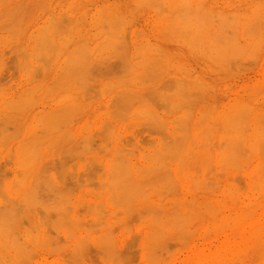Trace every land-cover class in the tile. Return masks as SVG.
<instances>
[{"label": "rangeland", "instance_id": "374dc122", "mask_svg": "<svg viewBox=\"0 0 264 264\" xmlns=\"http://www.w3.org/2000/svg\"><path fill=\"white\" fill-rule=\"evenodd\" d=\"M11 1V2H10ZM23 2V4H20V5H17V2ZM68 1V2H67ZM69 1H70V3H69ZM73 1V3L75 4V5H73L71 2ZM107 1V2H106ZM134 1H136V3H138V5H136V3L134 2ZM133 2L131 1H129V0H126V2H125V0H124V4L122 3V0L120 1V0H78V2H79V4H80V6H79V4L77 3V1L76 0H55V1H52V0H43V2H44V5L46 6H43L42 4H43V2H42V0H15V2H14V0H0V9H1V11H0V13H1V16H0V19L2 18V17H4V19H1L0 21H4L5 23H0V35H1V37H0V50H2L1 52H0V54L1 55H3L4 56V58L2 59V57L3 56H1L0 55V64H2V66L0 65V84L2 83V85H4V86H2V85H0V86H2V87H0V105L2 106L1 108H0V118H2V119H0L1 121H0V127H2V128H0V132H1V129L3 130L2 131V135L0 134V137L2 138H0L1 140H0V189H1V191H0V204H2V206L0 205V221L2 220L3 222H5L6 223V225L4 224V226L3 225H1L2 223V221L0 222L1 224H0V227L2 226L3 227V229L2 230H0V233L1 232H3L4 233V231H5V233H7V234H3V233H1L0 235H1V240H0V249L2 250V251H4V252H2V251H0V264H5V262H6V264H13L14 262L13 261H15V264L17 263H19V259H21V263L20 264H35V262H36V264H44V263H47L48 262V264H64V261H63V258H64V260H65V262L67 263V264H104V259H106V258H103L104 256L105 257H107L106 256V254H108V259H109V262H112V263H109V262H107L108 261V259H106V262L108 263V264H117L119 261V259H120V262L118 263V264H147V263H149V261H150V263L149 264H151V261H155L154 263L155 264H176L177 262V264H181V263H183L185 260V258L186 257H188V255L189 254H191L192 253V251L194 250V249H196L197 247H199L200 246V244L199 243H202V241L204 242V239L206 240V239H208V238H211L210 236H213V232H211V233H209L210 231L208 230L207 232H205L206 234H205V236H206V238H205V236L203 235L202 236V230H203V226H201V225H205V222L206 223H209L210 222V220L213 218V216L215 217V215H216V218H214V219H216L217 220V217L219 216V214H220V212L219 213H216V214H214L213 216L212 215H208V214H205V215H208L209 217L210 216H212V217H210L211 219H209V218H207V220H208V222H207V220H206V218L205 219H203L202 221V223H200V221L201 220H199V219H195V218H193V216L192 215H190V214H188V213H184V214H188L187 216H192V218L191 217H188V218H191V219H195L193 222H192V220H191V224H190V220L186 217V215L184 216V218L186 217L188 220H187V223L186 224H182L181 226H179V229H180V232L178 231V229L176 230V228H175V226H176V224L174 223L175 221H177V219H175L174 220V222H173V224H175V226H174V231H177V233L179 234L178 236L176 235L177 233H175V232H172V234L174 235V233H175V236L174 237H178L177 239H167V240H169L168 241V244L166 243V241L164 242V244L162 243V248H165V246L164 245H169V246H167L166 248L167 249H163V250H160V248H159V250L157 249H155L156 250V255L154 254L155 253V251L153 250V251H150V249H149V251H150V254H151V256L150 255H147L148 253V250L146 249V248H144L145 246H143V247H141V245H144V243H145V240L144 241H141L142 239H140L141 238V234H143V236H144V234H145V232L144 231H146L145 229H143V228H145V223H142L143 222V220H145L146 221V228L148 227V224H147V222H149L148 220H146V218L149 216V215H151V214H149L150 213V211H152V210H150V209H148V206H152V208H155L157 211H158V209L160 208V206H159V208L156 206L155 207V205L157 204V205H160V204H158L159 202L161 203V206L164 208V207H166L167 206V208L168 207H170V209H172V207L173 206H171V204H172V200H174L176 197L175 196H178L177 197V199H178V204L176 203V207H180L179 205H181V209H184V208H186V205H187V200L189 199V201H193L192 202V204H194V206L193 207H195L194 208V210L195 211H198V210H200V206L202 205V202H203V200L204 199H206V200H211L212 202H211V204H216L217 202H218V200H217V202L216 201H214L215 203H213V199H215L216 200V197L215 196H217V198H221L222 196H221V189L220 188H222L221 186H223V183H224V181L226 182V183H224L225 185L226 184H231V182H232V185H234L233 184V182H234V180L235 179H237L238 180V177L240 178V180L244 183V185L242 184V182H240L239 180L236 182V180H235V182L236 183H238V184H236L235 182V184L238 186V189H239V187H241L242 185L245 187H241L238 191H240V198H239V200H237V203L235 202V206H237V205H241L242 203H245V202H247V203H249V202H253V204H256L260 199L262 200V196L264 197V195H262L263 193L262 192H264V189L262 190V192L258 189V187L260 186V189H261V185H259V184H255V185H257V188L254 190V189H252V188H250L251 189V195L249 196L248 194L250 193V192H247V189L246 188H248V190H249V187H250V185H252L251 183H252V179L253 178H255L256 177V175H258L257 173H256V175H255V170H253V172H250V170H252V168L257 164V161L256 160H258L257 158H258V156H256V154H254L255 152H253L254 150L253 149H255V148H257V146H258V142H257V135H259V133L260 132H264L263 131V129H260L261 131L260 132H258V131H255L254 133H252V132H250V131H252V129L253 128H258V125L259 126H261L260 125V122L258 121V119L259 118H262L261 116L263 115V113H264V109H263V107L264 106H262V105H264V103L262 104V102H264V81H262L263 79H264V76H263V70H264V59H263V57H264V48H263V46H264V44H263V39H258V40H260L261 41V43H260V41L258 42L257 41V43H260L259 45H260V50L261 51H259L258 52V50L256 49V46L258 45V44H256V45H254L255 46V49L257 50H255L256 51V54H257V56H258V58L255 56L256 54H254L253 52V55H247L249 52L251 53V51H254V47L252 46L251 47V45L252 44H254V42L253 43H251V45H250V47H247V46H249V43L247 42H245L241 37H240V39H239V34L241 35H246V33H242V32H245L244 30L242 31V28L243 29H246L243 25H241V20L242 19H240L239 17H237V16H234V17H236V18H238V19H240L239 21H238V23H237V27L235 26V28H233L234 30H232V29H230V31H229V33H231L232 31V33H234V35H236L235 36V38H237L238 40H239V42H241V44L244 42V44H242V46L244 47V49H245V51H246V49L248 48V49H250L251 51H248V53H246L245 55H247V56H249V57H251V60L255 57V58H257V59H253V61L256 63H254L253 65L252 64H249V65H247L248 64V62H250V63H252L253 61H251L250 59H248V58H246L247 56H245L244 57V55H240V62H241V59H242V61H243V63H240V65L238 64V61H239V58L237 59L235 56L234 57H232L231 58V56L229 55H227V56H224L225 55V52L223 51H220V49H219V51H220V53L218 52V50L216 51V52H218L219 54H220V56H221V52H222V60L221 59H217L216 57L218 56V54H217V56L215 57L214 55H211V54H213V52H211V54L209 53V51H208V49L205 51V48L206 47H204V46H206V44H205V41H206V37H209L208 35H210L211 34V36H212V33H210L211 32V28H208V27H206V28H203L204 30H207L206 32H208V30L210 31L209 33L210 34H205L204 32L202 33V34H200L201 36H202V43L201 42H199L198 44H197V41H195V39H193V41L192 42H194L195 41V43L198 45V48L200 49V45L201 44H203L202 45V47H203V49H204V51L208 54V55H211V57L213 56V58H212V60H213V62L215 63V62H217V60H218V64H221V67H220V65H218V64H214L213 62V64L210 62V56L208 57L207 55H206V57H205V53H201V51H202V48H201V50H199L198 51V49H197V45L196 44H194L195 45V47L196 48H192V49H194L195 50V53H196V55H195V53L193 52V53H189V54H191V55H193V57L194 56H197L196 58L194 57V59L193 58H191L192 56L191 55H189L186 51H187V48L189 47V46H186L185 44H184V42H182V43H180V37H181V35L179 36V38L178 39H176V37L174 36V40L176 39V40H178V42H174V40L173 39H171L170 41L168 40L167 42L166 41H164L162 38H164V37H166V39L169 37V39L171 38L170 36H169V34L171 33L170 31V33H168L167 31V28H169L170 26L168 25L167 27H166V30L167 31H165V30H163V26L161 27V25H162V23H164L163 22V20L164 19H167V20H172V19H170V17H173V16H176L174 13L176 12V9H175V6H176V4H174V6H172V5H170V6H172V8H174V9H172V10H174L172 13H173V15H172V13L170 12L171 11V9L169 10L167 7H168V2H167V0H161L160 1V5H159V2L157 1V0H153L154 1V3L152 2V3H150L148 0V2L150 3V4H153L152 6H150L149 4H143V5H141V7H140V5L139 4H141V2L142 3H144V1L142 0L141 2H140V0H134ZM169 1V0H168ZM185 1H187V0H185ZM189 1V3L191 4L190 6H192V4L195 2H197L196 0L194 1V0H188ZM204 1V2H203ZM206 0H202L201 2H203L202 4H201V6L202 5H204L205 3L206 4H208L207 6H205L204 7V9H203V7L200 9V11L203 9V11H205L206 9V7H208V9L209 10H213L214 11V14H215V11H218V8H220L221 7V5H222V11L225 9V10H228V12L229 13H227L226 14V17H227V15H229L230 14V8L231 9H233V7L231 6V4H233V3H235L234 1L232 2V0H225V1H227L226 3H224L225 1L224 0H222V1H220V0H215V2L217 1V6L215 5V3L213 2L214 0H212V5L214 4V7L212 8V9H210L211 8V5H209V3H211V1L209 0V3H208V0H207V2H205ZM220 2V4H218L219 2ZM239 2L240 1H242V0H238ZM245 2L243 3V1H242V4H245L246 3V1L247 0H244ZM9 2V3H8ZM27 2V4L28 5H26L25 3ZM32 2H34V3H32ZM37 2V3H36ZM38 2H40L39 4H38ZM86 2H88V3H86ZM91 2V3H90ZM163 2H166V4L165 3H163ZM172 3H173V1H171ZM177 3H178V1H176ZM179 2H180V5H182L181 7H184V8H186V6H187V3L186 2H183V0H182V4H181V1L179 0ZM200 2V1H199ZM200 2V3H201ZM223 2V3H222ZM230 2V3H229ZM236 2H237V0H236ZM238 2V3H239ZM14 3V4H13ZM35 3H36V7H35ZM42 3V4H41ZM47 3V4H46ZM55 3H57V4H55ZM104 3L105 4H112L111 6L109 5V7H107L108 6V4H107V6H105L104 5ZM115 3H118V4H116L115 6H117V5H119V6H117L119 9H117V11H119L120 10V12H119V14H120V16H118V14H117V11H115L114 9V4ZM128 3V4H127ZM158 3V4H157ZM162 3V4H161ZM184 3H185V5H184ZM188 3V4H189ZM5 4V5H4ZM15 4H16V6L18 7V8H16V6H15ZM29 4H30V6L31 7H33L32 9H28L27 7H29ZM41 4V5H40ZM55 4V5H54ZM59 4V5H58ZM65 4V5H64ZM86 4V5H85ZM94 4H95V6H96V8L97 9H99L100 8V10H101V7L103 8H106V10L108 9V8H110L109 9V11L107 10V13H108V15L109 14H111V20H110V18H109V20L111 21L110 22V28L108 27V17H110V15L109 16H106L105 15V13L104 12H106V10L105 9H102V12H103V10H105L103 13L104 14H99L98 13V11H96V8L95 7H93L94 6ZM156 4V6L158 7V10H159V13H161V14H163V16H165V17H163V20H160V19H162V18H159L158 17V12H156L157 13V15H156V13H154L155 11H158L157 10V7H156V10H154L155 8V5ZM171 4V3H170ZM226 4H230V5H228V7H230L229 9H227V5ZM4 5V6H3ZM13 7V8H9V7H11V6ZM14 5V6H13ZM26 5V9L25 8H20V7H24ZM40 5V6H39ZM72 5V6H71ZM90 5H91V8H90ZM159 5V6H158ZM163 5V6H162ZM165 5V6H164ZM177 5H179V4H177ZM194 5V4H193ZM220 5V6H219ZM235 5V4H234ZM67 6V7H66ZM89 6V7H88ZM124 6V7H123ZM128 6H130L129 7V9L131 8L132 10H133V12L130 10L129 11V9L127 8ZM138 8H137V7ZM143 6V7H142ZM145 6H147L146 8H145ZM189 6V7H190ZM195 7L197 6V7H200L199 5H198V2L196 3V5H194ZM209 6H210V8H209ZM219 6V7H218ZM224 6H225V8H224ZM41 8V10L40 9H38V8ZM43 7V8H42ZM44 7L46 8V10L49 8V10L48 11H46L45 9H44ZM63 7V8H62ZM70 7V8H69ZM78 7V8H77ZM80 7V8H79ZM99 7V8H98ZM150 7V8H149ZM178 8L180 7V6H177ZM195 7H190V8H188L187 10H191V11H193L194 12V8ZM216 7H218L217 9H215ZM14 8H15V10H14ZM35 8H37V9H35ZM66 8H67V10H66ZM72 8H74V9H72ZM136 8V9H135ZM177 8V9H178ZM17 9V10H16ZM19 9H21V10H23V12H22V14H18V12L20 11ZM44 9V10H43ZM60 11H59V10ZM93 9H94V11H96L97 12V14H99L98 16H103V15H105V17H107V23H105L104 22V24H106L107 25V28L106 27H104V24H101L102 22H103V18H101L100 20H99V22L97 21V20H95L94 18V20H92V17H95V16H97V14H94V15H92L91 13H92V11H93ZM140 9H142V10H140ZM163 9V10H162ZM167 9H168V11H169V13H167V14H169V15H172V16H170L169 17V15L168 16H166V15H164V13H165V10H166V12H167ZM180 9V8H179ZM215 9V10H214ZM10 10V11H9ZM19 10V11H18ZM29 10V11H28ZM42 10H43V12H42ZM51 10V12H49ZM58 10V11H57ZM69 10H73L72 12L71 11H69ZM111 10H113V12H115L114 13V15H112V11ZM186 10V9H185ZM185 10H184V13H185ZM3 11V12H2ZM10 12V13H8V12ZM25 11H27L26 12V15H25ZM61 11H62V13L64 12L65 14L64 15H66V16H62L63 14H58V13H61ZM83 11H85V12H83ZM128 11V12H127ZM139 11H141L142 13H140ZM152 12L150 15L148 14L149 12ZM162 11V12H161ZM179 10H177V12H178ZM191 11H189V12H191ZM198 11V9L197 8H195V14L193 15V12H191L190 14L192 15V16H194L195 17V15H197L196 14V12ZM199 11V12H200ZM206 11H208V10H206ZM213 11H209V13H208V15L206 14V12H204L206 15H205V17H209V14H211V12H213ZM220 11V10H219ZM48 12V13H47ZM53 12V13H52ZM79 12V14H80V12L82 13V16L84 17H82V16H79V15H77V13ZM112 12V13H111ZM124 12V14H122ZM128 14H127V13ZM130 12H132V13H130ZM135 12L138 14H135ZM164 12V13H163ZM183 12V11H182ZM227 12V11H226ZM14 13H15V15H14ZM16 13H17V15H18V17H15L16 16ZM20 13H21V11H20ZM27 13L30 15H27ZM37 13H38V15H37ZM42 13V14H41ZM47 13V14H46ZM88 13H90V14H88ZM106 13V14H107ZM171 13V14H170ZM187 13H188V11H187ZM201 13V16H196L195 17V19H197V25L199 24V22H200V24L198 25V26H201L202 24V21H203V17H204V14H203V12H200ZM216 13H218V12H216ZM224 13H225V11H224ZM224 13H221V16L218 14V16L220 17V19L222 20L223 19V17H225L224 15H223V17H222V14H224ZM233 13V12H232ZM53 14H54V16H53ZM58 14V15H57ZM68 14V15H67ZM133 15V18H131L132 17V15ZM176 14H178V13H176ZM183 14V13H182ZM203 14V15H202ZM213 14V15H214ZM14 15V16H13ZM23 16V18L21 17V16ZM25 15V16H24ZM33 15V16H32ZM50 15V16H49ZM57 15V16H56ZM71 15V16H70ZM76 15V16H75ZM89 15L91 16V17H89ZM116 15H117V17H116ZM232 15V14H231ZM235 15V14H234ZM27 16V17H26ZM32 16V17H31ZM35 16V17H34ZM36 16L38 17L37 19H36ZM61 17V18H59V17ZM70 17V20H72L71 21V23H72V25L70 24V22H69V17ZM97 16V17H98ZM112 16H113V19H112ZM131 16V17H130ZM139 16V17H138ZM154 16H155V19H154ZM181 16V15H180ZM191 16V17H192ZM203 16V17H202ZM211 17H212V15H210ZM31 17V18H30ZM49 17V18H48ZM64 17H65V19H64ZM76 17L78 18V19H76ZM124 17V18H123ZM127 17H129V19L127 18ZM161 17V16H160ZM182 17V16H181ZM180 17V18H181ZM184 17V16H183ZM187 17H188V15H187ZM189 17H190V15H189ZM188 17V18H189ZM194 17H192V19L194 20ZM198 17H200V18H202L201 20L198 18ZM204 17V18H205ZM214 17H216V15L214 16ZM226 17H225V20L227 21V19H234V20H236L233 16H229L227 19H226ZM12 18H15V19H12ZM19 18H21V19H19ZM25 18V19H24ZM29 18V19H28ZM42 18V19H41ZM54 18H57V19H54ZM66 18H67V20H66ZM81 18V19H80ZM96 18V17H95ZM116 18H119V19H116ZM122 18V19H121ZM127 18V19H126ZM136 18V20H134ZM174 18V17H173ZM175 18H178V17H175ZM207 18H206V20H207ZM213 18V17H212ZM212 18H210L211 19V22H214V21H216L217 19H215L214 21H212ZM218 18V17H217ZM28 19V20H27ZM47 19H51V20H47ZM77 21H76V20ZM97 19V18H96ZM99 19V18H98ZM105 19H104V21H105ZM124 19V20H123ZM126 19V20H125ZM131 19V20H130ZM152 19V20H151ZM157 19V20H156ZM179 19V18H178ZM187 19V18H186ZM191 19V18H190ZM190 19H189V23L187 22V24H186V22H185V24L184 23H182V22H184L185 20H184V18L183 19H180V20H184V21H182L181 23V25L184 27V25H190V23L193 21H190ZM199 19V20H198ZM219 19V18H218ZM230 19V20H231ZM233 19L231 20V21H233ZM237 19V20H238ZM17 20H18V22L19 23H17ZM25 20V21H24ZM58 20V22H56ZM62 20V22H60L59 23V21H61ZM114 22H113V21ZM116 20V21H115ZM121 20H122V22H121ZM145 20V21H144ZM174 20V19H173ZM179 20V21H180ZM188 20V19H187ZM186 20V21H187ZM221 20H220V22H221ZM237 20H236V22H237ZM7 21V22H6ZM9 21L11 22V23H9ZM20 21H22L21 23H20ZM34 21V22H33ZM48 21V22H47ZM50 21V22H49ZM67 21V22H66ZM118 21V22H117ZM131 21V22H130ZM152 23H151V22ZM154 21V22H153ZM157 21H161V22H159V24L157 23ZM165 21V20H164ZM177 21V20H176ZM195 21V20H194ZM194 21H193V23H192V26L190 27V29H188V26L186 27L185 26V28L183 29L184 31L185 30H189V31H191V32H189V31H187V34H188V32L189 33H192V30L193 29H197V26H196V23H194ZM205 21V20H204ZM203 21V23H204V25L205 24H207V23H205ZM208 21V24L206 25V26H211V24L209 23V20H207ZM219 21V20H218ZM217 21V22H218ZM229 21V20H228ZM13 22V23H12ZM82 22V23H81ZM95 22V23H94ZM119 22H121V23H119ZM129 22H130V24H129ZM143 22V23H142ZM178 22V21H177ZM216 22V23H217ZM219 22V23H220ZM225 22V21H224ZM220 23V24H222V25H219V28H220V26H223V25H225L226 23H227V28H228V24L229 23H231V22H226V23ZM235 21H233V23H234ZM8 23V24H7ZM16 23V24H15ZM23 23V24H22ZM45 23H46V26H45ZM56 23V24H55ZM79 23V24H78ZM98 23V24H97ZM117 23V24H116ZM169 23V22H168ZM173 23V22H172ZM172 23H170L171 25H172ZM175 24H173L174 26H175V28L177 29V27L176 26H178L179 24H177L176 25V22H174ZM180 23V22H179ZM215 23V22H214ZM213 23V24H214ZM215 23V24H216ZM218 23V24H219ZM232 23V25H235V24H233ZM7 24V25H6ZM20 24H21V26H23V27H21L20 26ZM25 24V25H24ZM38 24H40V25H38ZM43 24H44V26H43ZM59 24V25H58ZM65 25V27L64 26H62V25ZM66 24H68V25H66ZM76 24H78V25H76ZM84 24V25H83ZM166 24H167V21H166ZM184 24V25H183ZM243 24V23H242ZM5 25H6V27H5ZM9 25H11V26H9ZM15 25H16V27H15ZM49 25V26H48ZM70 25L72 26V28L70 27ZM75 25V26H74ZM79 25H81V26H79ZM105 25V26H106ZM111 25H112V27H111ZM118 25H119V28L117 29V27H118ZM165 25V24H164ZM196 27H195V26ZM231 25V24H230ZM229 25V26H230ZM231 25V26H232ZM245 25V24H244ZM13 26V27H12ZM19 27V29H18V27ZM26 26V27H25ZM28 26V27H27ZM40 26H43L42 28L40 27ZM49 28H48V27ZM83 26V27H82ZM93 26V27H92ZM99 26V27H98ZM100 26H102V28H101V30H103L102 31V33H101V31L99 30L100 29ZM117 26V27H116ZM123 26V27H122ZM139 26V27H138ZM166 26V25H165ZM193 26L195 27V28H193ZM203 26V25H202ZM217 25H215V27H216ZM230 26V27H231ZM2 27V28H1ZM25 27V28H24ZM34 27V28H33ZM47 27V28H46ZM58 27H60L61 29L62 28H64L62 31H64V33H61L62 31H60L59 29H58ZM76 27V28H75ZM82 27V28H81ZM116 27V28H115ZM128 27V28H127ZM132 27V28H131ZM178 27H180V26H178ZM205 27V26H204ZM212 27V30H216L217 28H218V26H217V28L216 29H213V27L214 26H211ZM214 27V28H215ZM229 27V28H230ZM232 27H234V26H232ZM242 27V28H241ZM9 28V29H8ZM44 28H46V30H44ZM67 28V30H68V32H70V33H68L67 32V30H65ZM104 28H106V29H108L107 30V32L109 33H107L106 32V34H105V32H104ZM114 28H115V30H114ZM162 28V29H161ZM165 28V27H164ZM174 28V27H173ZM172 28V29H173ZM218 28V29H219ZM223 27H221V30H222V32L224 31L223 29H222ZM225 28V27H224ZM237 28V30H235ZM241 28V29H240ZM6 29V30H5ZM11 29V30H10ZM21 29V31H19V33L20 32H22V33H20V34H18V30H20ZM30 29H32V30H30ZM36 29H37V31H36ZM38 29H41V30H43V31H41V30H38ZM55 29H56V31H55ZM71 29V30H70ZM105 29V30H106ZM133 29V30H132ZM135 29V30H134ZM155 29H156V31H155ZM159 29V31H157ZM170 29V28H169ZM181 30H182V28H180ZM199 29V28H198ZM202 28L200 29V30H202V31H204ZM239 29V30H238ZM15 30H17V31H15ZM23 30V31H22ZM58 30H59V33L61 34V38H60V34L58 33ZM80 32H78V31ZM99 31V35H97L96 36V34H98V31ZM111 30V31H110ZM117 30V31H116ZM119 30V31H118ZM121 30H123L122 32H121ZM128 30V31H127ZM137 30V31H136ZM160 30H163L162 32H160ZM171 30V29H170ZM177 30H179V29H177ZM177 30H176V32H177ZM221 30L219 29V30H217V31H220L221 32ZM227 30H229V29H227ZM232 30V31H231ZM7 31V32H6ZM9 31H10V34L11 35H9ZM34 31H36V32H34ZM41 31V32H40ZM72 31V32H71ZM97 31V32H96ZM113 31V32H112ZM135 31V32H134ZM171 31H175V30H171ZM183 31V32H184ZM194 31V30H193ZM201 31V32H202ZM216 31V32H217ZM246 31H247V29H246ZM15 32H17V33H15ZM33 32V33H32ZM39 32V33H38ZM94 32H95V34H94ZM104 32V33H103ZM118 32V33H117ZM121 32V33H120ZM134 33V35L133 34H131V33ZM154 32V33H153ZM160 32V33H159ZM167 32V33H166ZM176 32H175V34H176ZM179 32H181L182 33V31H179ZM200 33L199 31H196V33ZM220 32H218V34L219 35H217V34H214L215 36H220V35H223V34H220ZM228 32V31H227ZM227 32L226 33H224V35H223V37L227 34ZM235 32L237 33V34H235ZM2 33V34H1ZM7 35H6V34ZM12 33H15V34H12ZM33 35H32V34ZM78 33V34H77ZM85 33V34H84ZM101 33V34H100ZM110 33H111V35H110ZM135 33L137 34V36L135 35ZM140 33V34H139ZM165 33V34H164ZM228 33V34H229ZM231 33V34H232ZM5 34V35H4ZM39 34V35H38ZM44 34V35H43ZM47 34H49V36L47 35ZM68 34H69V36H68ZM75 34V35H74ZM105 34V35H104ZM120 34H123L122 36L120 35ZM138 34H139V36H138ZM153 34V35H152ZM154 34H155V36H154ZM174 34V33H173ZM173 34H171V35H173ZM186 34V35H187ZM195 34V33H194ZM231 34H230V37H232V36H234L233 34H232V36H231ZM8 35H9V38L8 39H5L6 37H8ZM14 35V36H13ZM17 35H19V36H17ZM23 35V36H22ZM43 35V37H41ZM72 37H71V36ZM74 35V36H73ZM92 35H93V37H92ZM95 35V36H94ZM115 35V36H114ZM185 34L183 33V36H184ZM207 35V36H206ZM10 36H13V39H12V37H11V40H9L10 39ZM22 36V37H21ZM55 36V37H54ZM63 36V37H62ZM83 38H82V37ZM100 36V37H99ZM102 36V37H101ZM105 36H106V39H105ZM108 36H111V37H108ZM118 36V37H117ZM121 36V37H120ZM133 36L135 37V38H133ZM144 37V39L146 38V40H148L149 39V41L151 40H153L152 42H149L148 43V41H147V43L145 42V40L143 41V37ZM197 36V35H196ZM195 36V37H196ZM214 36V40L216 41V39H217V37H215ZM229 36V35H228ZM224 37V38H222V36H221V38L222 39H230L229 37ZM38 37H40V38H38ZM65 37V38H64ZM68 37V38H67ZM81 37V38H80ZM117 37V38H116ZM122 37H123V39L125 40H123L122 39ZM136 37H139V40H140V37H142L141 39L142 40H140V42L142 41L143 43H138V41L139 40H137V38ZM150 37V38H149ZM154 37H156V39H158V41L154 38ZM162 37V38H161ZM188 36H184V38H187ZM191 38L192 37H194L193 36V34H192V36H190ZM190 37H189V39H190ZM2 38V39H1ZM23 40H22V39ZM42 38V39H41ZM49 38V39H48ZM58 38V39H57ZM73 38V39H72ZM77 38V39H76ZM81 40H80V39ZM92 38H93V40H92ZM101 38V39H100ZM103 38H104V40H103ZM114 40H113V39ZM131 38V39H130ZM183 38V39H184ZM5 39V40H4ZM15 39V40H14ZM27 39H28V41H27ZM60 39H62V41H64L63 43H61L60 42ZM63 39H65V40H63ZM67 39H68V42H67ZM71 39V40H70ZM84 39H85V41H84ZM108 39V42H109V44H110V47H111V49H112V51H113V49H116V50H114L113 51V53H111L112 51H111V49H109L110 47H108L109 46V44H108V42L106 41ZM115 39H117V40H115ZM122 39V40H121ZM136 39V42L138 43H136L134 40ZM164 41H162V40ZM189 39H186L187 40V42H189L190 43V41H188ZM200 38H198L197 40H199ZM218 39H220V37L218 38ZM217 39V41L219 42L220 40H218ZM227 39V40H228ZM231 39H233L234 40V38H231ZM8 40V41H7ZM18 40V41H17ZM39 40H42V41H39ZM50 40H51V42H50ZM74 40H76V41H74ZM87 40H88V42H87ZM101 41V42H99V41ZM133 40V41H132ZM155 40H156V42H160L161 41V44L159 45V44H156V45H154L156 42H155ZM160 40V41H159ZM185 40V39H184ZM183 40V41H184ZM227 40H226V43H227ZM236 40V39H235ZM2 41H3V44H1L2 43ZM17 41V42H16ZM25 41H26V43H25ZM39 41V43H37ZM82 41V42H81ZM91 41V42H90ZM110 41H112V42H110ZM203 41H204V43H203ZM212 42H213V40H211ZM224 41V40H223ZM237 41V40H236ZM5 42V43H4ZM15 42V43H14ZM48 42V43H47ZM75 42H77L76 43V46L74 45L75 44ZM85 43V44H88L87 46L84 44H80V48H78L79 47V45H77L78 43ZM97 42V43H96ZM98 42H99V44H98ZM105 42L108 44L107 46H106V44H105ZM119 42V43H118ZM121 42V43H120ZM123 42V43H122ZM134 42H135V44H137L138 45V47H137V45H135V46H133V44H134ZM146 44H153L152 46H153V49H152V46H151V48L147 45V47L148 48H145L146 47V45H145V43ZM155 42V43H154ZM186 42V43H187ZM209 42V41H208ZM211 42V44L213 45V43ZM239 42L237 43L238 45H240L241 46V44H239ZM13 43V44H12ZM50 43H52V44H50ZM89 43H90V45H89ZM92 43V44H91ZM112 43V44H111ZM124 43H125V45H124ZM133 43V44H132ZM163 43V44H162ZM176 43V44H175ZM178 43H179V48H181V49H179L178 47H177V45H178ZM201 43V44H200ZM216 43V42H215ZM220 43V42H219ZM226 43H221V44H226ZM232 43H234V41H232ZM17 44H21V45H24V46H19L18 48H16L17 47ZM57 44V45H56ZM67 44V45H66ZM97 44H98V47H100V44H101V46H102V44H104L103 46H104V48L103 47H100V49L101 48H103L102 50L106 53H108L109 51H110V53L112 54V55H110V53L109 54H107L106 53V55L104 54V55H99L100 54V52L99 51H97V52H99V54L96 52L95 53V50L94 49H97L98 47H96L97 46ZM141 44H143V46H145V47H143L142 48V45ZM200 44V45H199ZM228 44V43H227ZM231 43L229 42V47L231 46V45H233V44H231ZM245 44H247L246 46H244ZM7 45H9L8 47H7ZM16 46L15 48H14V46ZM32 45V46H31ZM61 45H62V47H61ZM65 45V46H64ZM94 46V48L92 47V46ZM96 45V46H95ZM114 45V47H112ZM117 45V46H116ZM132 45V46H131ZM139 45H141V46H139ZM159 45V46H158ZM183 45V46H182ZM185 45V46H184ZM12 46H13V48H12ZM72 46V47H71ZM81 46H83V48L81 47ZM86 46V47H85ZM108 47V48H106V47ZM125 46V47H124ZM158 46V47H157ZM193 46V45H192ZM200 46V47H199ZM207 46H209V45H207ZM214 46H216V45H214ZM219 46H220V44H219ZM225 46V45H224ZM234 46V45H233ZM237 46V45H236ZM240 46H238V47H240ZM21 47V48H20ZM51 47H52V49H51ZM65 47H69V48H67V50L66 49H64ZM74 47V48H73ZM91 47L93 48V50L91 49ZM118 47V48H117ZM119 47H123V48H121V49H119ZM132 49H131V48ZM154 47L156 48V49H154ZM162 48V49H160V48ZM184 47H187V48H185L186 49V54H185V52H184ZM194 47V46H193ZM210 47V50L211 51H213L212 49H211V46H209ZM221 47V46H220ZM228 47V48H229ZM235 47V46H234ZM245 47H247V48H245ZM41 48V49H40ZM50 48V49H49ZM56 48V49H55ZM72 48V49H71ZM76 48H78L77 50H76ZM87 48V49H86ZM88 48H90L89 50H88ZM127 48V49H126ZM139 50H138V49ZM224 47L222 46V49H223ZM226 48V53L228 52L229 53V49H227V46L225 47ZM232 48V47H231ZM252 48H253V50H252ZM10 49V50H9ZM16 49H18V50H16ZM58 49V50H57ZM64 51H63V50ZM68 49H71V51L73 52V55L72 54H68L69 52L71 53V51H69ZM100 49H97V50H100ZM125 49L126 50V53H125V51H123V50ZM158 49H160V50H158ZM181 50L180 52L181 53H183V55H181V56H179V51H177V50ZM188 49H191V48H188ZM191 49V50H192ZM197 49V50H196ZM233 49V48H232ZM232 49H230V50H232ZM21 50V51H20ZM28 52H27V51ZM43 50V51H42ZM48 50V51H47ZM51 52H50V51ZM55 50V51H54ZM60 50H62L63 52L61 53V51ZM82 51V53H81V51ZM84 50V51H83ZM107 50V51H106ZM130 50H132L131 52H130ZM145 50V51H144ZM148 50V52L149 53H147L146 51ZM157 50L158 51V53L159 54H156L157 52H155V51ZM167 51V52H165V51ZM173 50V51H172ZM190 50V51H191ZM194 50H192V51H194ZM233 50H236V48H234ZM233 50H232V52H233ZM240 51H242L241 49H239ZM4 51V52H3ZM16 51H18V52H16ZM44 51H46V52H44ZM52 51H53V53H54V55H52L53 53H52ZM77 51V52H76ZM90 51H91V53H90ZM103 51H101V53L103 52ZM120 51V52H119ZM122 51V52H121ZM143 51V52H142ZM152 51V52H151ZM176 53H175V52ZM191 51V52H192ZM245 51H243V53H245ZM33 52V53H32ZM48 52V53H47ZM61 54H60V53ZM67 52V53H66ZM79 52V54L77 55V53ZM103 52V53H104ZM124 52V53H123ZM139 52H141V53H139ZM153 52H155L154 54H152ZM160 52H163V53H168V54H164V57H161V56H163V53L161 54ZM199 52V53H198ZM203 52V51H202ZM216 52H214V53H216ZM237 52V51H236ZM235 52V55L237 56V54L239 53H241V52H238V53H236ZM3 53V54H2ZM12 53H13V55H12ZM22 53V54H21ZM28 53V54H27ZM30 53H32V54H30ZM51 55H50V54ZM88 53H90V54H88ZM117 53V55L118 54H120V56L118 55H115ZM122 53V54H121ZM131 53H132V55H131ZM137 53H139V54H137ZM230 53H231V51H230ZM229 53V54H230ZM18 54V55H17ZM40 54V55H39ZM43 54V55H42ZM67 54H68V56H67ZM76 54V55H75ZM91 55L92 56V60L91 59H89V60H91L90 62H89V60H87V58H90V56H88V57H84L83 55ZM96 54V55H95ZM113 54L115 55V57L113 56ZM123 54H124V56L127 58V59H125V57L123 56ZM140 54L142 55L141 57H144V60L145 59H149L150 58V56H154V60L156 61V62H154V60H153V62L154 63H156L157 64V66H155V65H153V64H151V63H148V62H150V59L147 61V63L148 64H151V66H149V67H151V68H148V67H146V65H145V63L146 62H144L143 64L144 65H142L141 63L144 61L143 59V61L141 62V63H139V66H138V62H140L141 60H137L138 58L140 59ZM156 54V55H155ZM173 54V55H172ZM178 54V55H177ZM198 54H199V56H198ZM16 55V56H15ZM29 55V56H28ZM37 55V56H36ZM67 56V57H65V56ZM70 55V56H69ZM72 55V56H71ZM85 55V56H86ZM97 55H99V59H98V56ZM108 55H110V57L108 56ZM129 55V56H128ZM146 55V56H145ZM158 55H160V56H158ZM169 55H172L171 57L169 56ZM186 55V56H185ZM188 55V56H187ZM201 55H203V57L201 56ZM216 55V54H215ZM231 55H234V54H231ZM21 56V57H20ZM25 56V57H24ZM30 56H32V57H30ZM40 56H42V59H43V56H44V59L42 60V59H40L41 57ZM81 56H83L84 58H85V60L86 61H84V60H82L83 59V57H82V59H81ZM102 56H104V57H107L106 59H104V61L102 62ZM113 56V57H112ZM157 56H158V58H157ZM169 56V57H168ZM183 56H185V57H183ZM191 56V57H190ZM219 56V57H220ZM239 56V55H238ZM252 56H254L253 58H252ZM53 57V58H52ZM61 57V58H60ZM63 57V58H62ZM71 57H74V58H71ZM109 57V58H108ZM117 57H119V59H121V57H122V59H121V61L118 59V61H120V63L118 62L117 64L115 63L116 62V60L115 59H117ZM138 57V58H137ZM160 57H161V59H160ZM166 57V58H165ZM202 57V58H201ZM215 57V58H214ZM227 57V58H226ZM230 57V58H229ZM80 58V59H79ZM114 58V59H113ZM164 58V59H163ZM191 58V59H190ZM203 59V61H204V63L206 62L208 65H206V63L204 64L203 62L201 63L200 61H199V59ZM206 58V59H205ZM208 58V59H207ZM1 59H2V63H1ZM24 59V60H23ZM36 61H34V60ZM50 59L52 60L53 59V61L50 63ZM56 59V60H55ZM61 59H63L62 60V62H60L61 61ZM70 59V60H69ZM73 59H75V60H73ZM93 59H95V60H93ZM96 59H98V60H96ZM129 59V60H128ZM157 59H160L161 61H158ZM163 59V60H162ZM167 59V61L165 62L164 60H166ZM171 60V61H169V60ZM175 61H174V60ZM210 59V60H209ZM233 60V61H231V62H233V63H230V60ZM235 59H237L236 61H235ZM33 60V61H32ZM38 60H40V61H38ZM71 60H73V61H71ZM82 60V61H81ZM110 60V61H109ZM136 60H137V62H136ZM151 60V61H152ZM173 60V61H172ZM185 60H186V62H185ZM195 60V61H194ZM209 60V61H208ZM225 60H226V62H225ZM229 62H228V61ZM246 60H249V61H246ZM19 61V62H18ZM38 61V62H37ZM43 61H45V62H43ZM64 61V62H63ZM71 61V62H70ZM81 61V62H80ZM88 61V62H87ZM93 61V62H92ZM105 61H108V62H106L105 63ZM114 61V62H113ZM127 61V62H126ZM169 61V62H168ZM184 61V62H183ZM221 63H220V62ZM260 61H261V63H260ZM263 61V62H262ZM28 63V64H25V63ZM54 62V63H53ZM58 62V63H57ZM60 62V63H59ZM71 64H70V63ZM79 62V63H78ZM83 62V63H82ZM130 63V65H131V67H130V65H129V63ZM132 62V63H131ZM159 62V63H158ZM160 62H161V65H160ZM163 62V63H162ZM173 62V63H172ZM177 62V63H176ZM179 62L182 64H179ZM209 62H210V64H209ZM225 62V63H224ZM230 63V65L229 64H227L228 66H226L225 64L226 63ZM236 62V63H235ZM247 62V63H246ZM20 64L21 63V65H18V64ZM35 63H37V65L35 64ZM66 63V64H65ZM90 63V64H89ZM103 63H105V64H103ZM111 63H115V64H111ZM164 63H167V65L165 66V65H163ZM171 63H172V65H171ZM176 63V65L175 66H173V64H175ZM185 63H187V64H185ZM198 63V65H196ZM200 63V64H199ZM224 63V64H223ZM47 64V66L46 67H49V68H47L46 69V67H45V65ZM52 64L54 65L55 64V66H52ZM58 64H60L61 65V67H59L60 65H58ZM64 64V65H63ZM77 64H80L79 66L77 65ZM84 64V65H83ZM118 64H119V67H118ZM125 64V65H124ZM127 64V65H126ZM158 64H159V66H158ZM178 64V65H177ZM222 64H223V66L224 67H222ZM231 64H237L235 67H233V65H231ZM243 64H246L245 65V67L244 66H241V65H243ZM30 65V66H29ZM41 65V67H39ZM61 69L60 71H59V68H57V66ZM90 65V66H89ZM92 65V66H91ZM103 65V66H102ZM113 65H114V67L116 68V66H117V68H116V72L118 73H115V69H114V67H113ZM140 65H142L143 67H144V69L146 70V71H144V69L142 70L141 68H142V66L140 67ZM162 65L164 66V71H162L163 70V67H162ZM179 65L181 66V67H179ZM199 65H202V67L201 66H199ZM205 65V66H204ZM261 65V66H260ZM263 65V66H262ZM20 66V67H19ZM28 66V67H27ZM35 66H37V67H35ZM44 66V67H43ZM54 67L53 69H52V67ZM75 66V67H74ZM83 66V68H81ZM85 66V67H84ZM88 66V67H87ZM99 66V67H98ZM126 66V67H125ZM137 67V69H136V67ZM153 66H155L154 68H153ZM162 68H161V67ZM172 66V67H171ZM186 67V69L185 68H183V67ZM199 66V67H198ZM210 67L211 66V69H212V67H213V70L214 71H212V70H210V68H209V70H207L208 68L207 67ZM217 66V67H216ZM232 66V68H230ZM258 66H260V67H258ZM2 67V68H1ZM4 67V68H3ZM35 67V68H34ZM50 67H51V69H50ZM65 67V68H64ZM69 68V69H67V68ZM93 67H95L94 69L95 70H97L96 72H93L94 71V69H93ZM105 67H106V69L108 68V73L106 74V70H105ZM110 67V68H109ZM128 67V68H127ZM160 70V71H162L163 72V75H164V73L166 74L165 76H163L161 73L162 72H158L157 71V68ZM166 67H167V69H168V71H170L169 73H168V71H167V69H166ZM200 67L201 68H203V69H205V71H203V69L201 70L200 69ZM219 67V69H217L218 71H216L214 68H218ZM226 67V69H223V68H225ZM228 67V68H227ZM238 67H240L239 68V70L241 69V67L243 68L242 70H240V71H238ZM247 67V68H246ZM263 67V68H262ZM17 68V69H16ZM21 68L23 69V71L21 72L20 70H21ZM55 68H57V69H55ZM71 68V69H70ZM72 68L74 69H78V71H75V70H73L74 71V73H72ZM81 68V69H80ZM89 68V69H88ZM96 68H99V70L98 69H96ZM101 68V69H100ZM114 70H113V69ZM119 68V70L118 71H120V72H118L117 71V69ZM138 68H140V69H138ZM148 69V72L150 71V69H151V71L153 72L154 70L155 71H157V74L159 75H157L156 74V72L154 71V75L155 76H153L152 75V77H149L151 74H153L152 72H150V75H148L147 76V69ZM156 68V69H155ZM192 68H194L193 70H192ZM3 69V70H2ZM26 71H25V70ZM65 69H67V70H65ZM76 69V70H77ZM86 70V71H83V70ZM92 69V70H91ZM127 69V70H126ZM133 69V70H132ZM177 69V70H176ZM180 69H182V70H180ZM184 69V70H183ZM191 69V70H190ZM223 69V70H222ZM234 70V69H237V70H234L236 73H234L233 72V74H230L229 75V73H231V72H229L230 70ZM245 69V70H244ZM258 69V70H257ZM37 70V71H36ZM45 70H47L46 72H48L49 70V73H46L45 72ZM110 70H112L114 73V75L112 74V71H110ZM121 70H123V71H121ZM137 70H141V71H143L144 72V75H145V72L147 73L146 74V77L145 76H142L141 75V73H137ZM185 70H186V72L187 73H189L190 71V73H189V75L187 76L188 77V79H187V77H185L186 76V72H185ZM188 70V71H187ZM227 72V74H226V72ZM244 70V71H243ZM30 71V72H29ZM36 71V72H35ZM40 71H41V74H42V78L40 77L41 75H40ZM54 71V72H53ZM69 72V73H66V72ZM90 71H92V73L90 72ZM129 71V72H128ZM134 71V72H133ZM136 71V72H135ZM167 71V72H166ZM172 71L173 72H175V73H173L172 74ZM185 72L184 74H183V72ZM199 71V73H197V72ZM238 71V72H237ZM43 72H45V74L46 75H44V73ZM57 72V73H56ZM82 72H84V73H82ZM86 72H88V73H86ZM89 72L92 74H89ZM124 72V73H123ZM128 72V73H127ZM130 72H132L133 73V75H134V77H133V75H132V73L131 74H129ZM142 72V73H143ZM179 72V73H178ZM193 72H196L197 74H196V76H198V78L200 79H195V77H194V79L191 77V76H193V75H195ZM201 72H203L204 73V75L201 73ZM209 72H211V73H209ZM51 73V74H50ZM62 73H65L64 75L62 74ZM72 73V74H71ZM93 73H94V75H93ZM97 73H98V75H97ZM105 73V74H104ZM121 73V75L119 76V74ZM160 73V74H159ZM168 73V74H167ZM181 73H182V75H181ZM259 73V74H258ZM262 73V74H261ZM32 74V75H31ZM55 74H56V76H55ZM60 74L64 77V79L66 78L67 80H69V83H70V85H71V88H69L70 87V85H69V83L66 81V80H64V79H62L61 78V76H60ZM68 74V75H67ZM71 74V75H70ZM73 74H75V76L73 75ZM82 74H83V76H82ZM102 74V75H101ZM113 76H112V75ZM122 74H125L126 75V78L124 77V76H122ZM127 74L129 75V76H127ZM135 74H138V75H135ZM169 74H171V75H169ZM174 74H176V77H173V75ZM235 74V75H234ZM83 77H81V76ZM85 75H86V77H85ZM87 75H89V76H87ZM96 75V76H95ZM116 75H118L119 77H120V79H119V77H118V80H119V82H116V80H117V78H115V76ZM132 75V76H131ZM158 76V79H159V81H161V84L160 83H157V78H154V77H157ZM161 75V76H160ZM222 75V76H221ZM227 75V76H226ZM257 75V76H256ZM31 76H33V77H31ZM43 76H44V80H43ZM46 76V77H45ZM48 76V77H47ZM59 76H60V78H61V81L60 82H62V84L59 82V80H60V78H59ZM93 76V77H92ZM98 76H100L99 78H98ZM103 76H108V77H105V78H110V80H112V78L114 79L115 78V82H114V80H113V83H111V82H109V81H106L107 79H105L104 77L102 78ZM109 76H112V77H109ZM169 78H168V77ZM175 76V75H174ZM201 76H202V79H201ZM218 76H221V80H220V77H218ZM229 76V77H228ZM39 77V78H38ZM56 77V78H55ZM59 79H58V78ZM69 77H71V79H72V77L74 78V79H69ZM79 77V78H78ZM131 77V78H130ZM161 79H160V78ZM165 77L167 78V79H165ZM170 77H172V78H170ZM177 77H180V79H185V80H183V81H181L180 79H177ZM185 77V78H184ZM213 77V78H212ZM222 77H224L223 79H222ZM83 79L84 80V78L86 79L85 80V82L83 83V80L81 81V79ZM87 78L92 82L93 81V83H91L89 80H87ZM92 78V79H91ZM127 78H128V80H127ZM132 78H133V83H132ZM142 78V79H141ZM149 78L151 79V82H150V80H149ZM174 78H176L177 79V81L178 82H183V83H178V85L179 84H185V85H188V86H185L184 85V87H185V91H187L189 88H191L192 87V89L191 90H194L196 87H197V89H195L194 91H191L190 89V91H188V92H185L184 90L182 91V86H181V91H179L180 89L178 88V91L182 94V92H184L182 95L181 94H179V92L177 91V88L176 87H173V85L175 86L176 84H171L170 83V81L173 83V82H176L175 81V79ZM26 79H27V81H26ZM33 79V80H32ZM36 79V80H35ZM41 81H40V80ZM53 79H55V80H53ZM56 79L58 80L57 81V83H56ZM104 79H105V81H104ZM131 79V80H130ZM141 79V80H140ZM155 79V80H154ZM165 79V80H164ZM204 79V80H203ZM216 79H218V80H216ZM231 79V80H230ZM37 80H39V81H37ZM50 80V81H49ZM51 80H53L52 81V83H55L56 85V88H55V86H53V84L51 83L50 84V82H51ZM78 80H79V82L81 81L82 82V85H81V83H79L78 82ZM96 80V81H95ZM103 80V81H102ZM117 80V81H118ZM120 80H122L123 82H126L127 83V85L125 86V85H122V84H120ZM127 80V81H126ZM136 80V81H135ZM147 80V81H146ZM152 80L153 81H156V82H153L152 83ZM244 80V81H243ZM22 81V82H21ZM26 81V82H25ZM55 81V82H54ZM63 81H64V83H63ZM70 81H72V83H75V84H71V82ZM76 81V82H75ZM88 81V82H87ZM135 81V82H134ZM158 81V82H159ZM165 83H164V82ZM185 81V82H184ZM198 81H200V82H198ZM17 82V83H16ZM21 82V83H20ZM46 82V83H45ZM49 82V83H48ZM67 82V83H66ZM78 82V83H77ZM86 82H87V84H86ZM96 82V83H95ZM101 82H102V85H101ZM104 82H105V84H104ZM122 82V83H123ZM128 82H129V84H128ZM137 82V83H136ZM187 82V83H186ZM195 82L197 83V85L195 84ZM203 82V83H202ZM224 82V83H223ZM247 82H249V83H247ZM252 83V85H251V83ZM38 83H40V84H38ZM46 85H44V84ZM47 83L49 84V88H47L48 87V85H47ZM95 83V84H94ZM97 83H99V84H97ZM108 83V84H107ZM119 84V85H115V84ZM130 83H131V85H130ZM135 83L138 85V87L139 88H136L137 86H134L135 85ZM139 83V84H138ZM152 83V84H151ZM198 83H200V84H198ZM202 83V84H201ZM207 83V86L205 85V87H206V89H205V87H204V84H206ZM209 83V84H208ZM228 83H229V86H228ZM7 84V85H6ZM42 84V85H41ZM63 85V84H65L66 85V87H65V85H63L62 86V88H63V90H62V88H61V86H59L60 87V89H59V87H58V85ZM78 84H80V85H78ZM97 84V85H96ZM107 84V85H106ZM110 84H112V86H111V89H110ZM124 84V83H123ZM157 84H158V86L159 87H161V85H162V87L164 86L165 88L163 89L162 88V91H157V90H159V88H157V89H155L154 87H156L157 86ZM165 84V85H164ZM170 86H169V85ZM193 84H195V85H193ZM242 84V85H241ZM10 85V86H9ZM73 85V86H72ZM74 85H76V88L78 87V91H80L79 93H77L78 91H77V89L74 87ZM86 85H89L88 87L86 86ZM99 85V86H98ZM106 87H105V86ZM109 85V86H108ZM130 85V86H129ZM139 85H142L141 87L139 86ZM168 85V89H169V91L167 92V86ZM177 85V87H180V86H178ZM193 85V86H192ZM202 85V86H201ZM214 85V86H213ZM250 85V86H249ZM259 85V87H257ZM260 85H262V86H260ZM84 86V87H83ZM101 86V87H100ZM114 86V87H113ZM127 86H129V87H127ZM148 86V87H147ZM153 86V87H152ZM157 86V87H158ZM198 86H200V88L198 87ZM246 86H249V87H246ZM36 87H38V88H36ZM73 87V88H72ZM82 87V88H81ZM93 87H95V88H93ZM104 87V88H103ZM109 87V88H108ZM118 87H120V88H118ZM122 87H123V89H122ZM125 87H127V88H125ZM148 88L147 90L146 89H144V88ZM172 87V88H171ZM188 87V88H187ZM193 87H195V88H193ZM213 87V88H212ZM23 88V89H22ZM29 88V89H28ZM30 88H32V90L30 89ZM40 88H41V90H40ZM90 88V89H89ZM97 88V89H96ZM118 88V89H117ZM125 88V89H124ZM133 88V89H132ZM135 88V89H134ZM141 88V89H140ZM149 88H151V89H149ZM154 88V89H153ZM174 88V90H172ZM202 88V89H201ZM246 88V89H245ZM257 88H259V89H257ZM3 89V90H2ZM16 89V90H15ZM49 90V92L48 91H46V90ZM54 89V90H53ZM55 89H56V92H55ZM64 89L66 90V91H64ZM68 89V90H67ZM73 89H75V90H73ZM100 89H101V91H102V89H104V92H102V94H101V91H100ZM165 89H167L166 91H165ZM199 89V90H198ZM201 89V90H200ZM23 90V91H22ZM25 90H27V93L25 92ZM72 90V91H71ZM82 90H83V93H82ZM106 90V91H105ZM123 90H126V91H128V92H130V90L131 91H133V90H135V92L133 91L132 92V94L131 93H129L130 94V96L132 95V97L133 96H138L140 99H142L141 101H140V99L138 98V100L140 101H138V100H136V98H135V100L134 99H132V97H130L128 94H125L126 93V91H124L123 93L122 92H120V91H123ZM140 90V91H139ZM144 90V91H143ZM161 90V89H160ZM208 90V91H207ZM238 90V91H237ZM246 90V91H245ZM255 90V91H254ZM256 90H258V92H256ZM263 90V91H262ZM4 91V92H3ZM19 91V92H18ZM29 91V92H28ZM61 91H64L63 92V94L64 95H66L67 94V96L70 94V96L71 97H69L68 96V98H67V100L65 99V97L66 96H63L64 98V100L63 99H61L60 101H59V99L60 98H62V95L60 96L59 95V93H61ZM67 91L69 92V94L67 93ZM91 91H94V92H91ZM108 91V92H107ZM118 91V93L120 94H117L116 92ZM136 91H139V92H136ZM142 91V92H141ZM149 91H151V92H149ZM164 91H165V93H164ZM171 91H176V93L178 94V95H176V93L175 92H171ZM200 91V92H199ZM202 91V92H201ZM253 91L255 92V93H253ZM44 92H46V94L44 93ZM48 92V93H47ZM55 92V93H54ZM91 92V93H90ZM107 92V93H106ZM141 92V93H140ZM149 92V93H148ZM154 92V93H153ZM230 92V93H229ZM241 94H240V93ZM249 92V94H251V93H253V95L251 94V96L250 95H248L247 93ZM251 92V93H250ZM18 93V94H17ZM53 93H54V95H53ZM74 95H73V94ZM76 93V94H75ZM105 93V94H104ZM111 93H112V95H111ZM117 94V95H114V94ZM137 94V95H135V94ZM158 94V98H159V95H160V98L158 99V98H156V96L155 95H157ZM161 93H162V95H161ZM168 93H170V95H171V93H174V95L172 94V97L170 98V99H168V98H166V100L164 99V101H163V98H165L167 95H169ZM185 93H187V94H191L192 93V98L194 97V101L192 100V98H191V101L190 100H188V98H189V96L188 97H186L185 98V96L184 95H186ZM197 93V94H196ZM226 93V94H225ZM245 93V94H244ZM260 93H262L261 95H260ZM20 94H24L23 96H25V97H22V95H20ZM31 94V95H30ZM40 94L42 95V96H40ZM49 94V95H48ZM62 94V93H61ZM78 94V95H77ZM80 94H82L81 96H79ZM92 94V95H91ZM95 94V95H94ZM100 94V95H99ZM121 94H125L124 96L122 95L121 96ZM152 94V95H151ZM165 94H166V96H165ZM202 94V95H201ZM233 94V95H232ZM27 95V96H26ZM38 95L40 96V98H38ZM48 95V96H47ZM50 95H51V97H50ZM92 96V98H91V96ZM99 97H98V96ZM103 97H102V96ZM107 95V96H106ZM126 95H128V96H126ZM145 95V96H144ZM176 95V96H175ZM196 95H199V96H197L196 97ZM236 95V96H235ZM5 96V97H4ZM20 96H21V101H18L19 103H17L16 101L17 100H19L20 99ZM30 96V97H29ZM58 96H60V98L58 97ZM78 98H77V97ZM97 96V97H96ZM101 96V97H100ZM141 96V97H140ZM178 96H184V98H182V97H180V99H179V97ZM202 96V97H201ZM235 96V97H234ZM261 98V96H262V100L259 98V97ZM2 97L4 98V99H2ZM8 97V98H7ZM12 97V98H11ZM28 97V98H27ZM35 97V98H34ZM50 97V98H49ZM58 99H57V98ZM94 97H95V99H94ZM107 97H109V99L107 98ZM113 97V98H112ZM121 97H123V99L121 98ZM129 99H128V98ZM162 97V98H161ZM168 97V96H167ZM198 97H200V98H198ZM231 97V98H230ZM233 97V98H232ZM240 98L239 100L237 99V98ZM19 98V99H18ZM27 98V99H26ZM32 98H34L33 100H31ZM49 98V99H48ZM75 99V100H73V99ZM89 98L90 99H92V100H90L89 101ZM99 98V99H98ZM103 98H107L106 100L105 99H103ZM115 98L117 99L116 101H113V100H115ZM121 98V99H120ZM124 98H125V100H124ZM145 98V99H144ZM156 98V99H155ZM179 100H178V99ZM236 98V99H235ZM5 99H6V101H5ZM10 99H12V100H10ZM29 99V100H28ZM36 99V100H35ZM40 99H41V102H39L40 101ZM44 99V100H43ZM81 99V101L82 102H80L79 100ZM84 99V100H83ZM88 99V100H87ZM102 99V100H101ZM113 99V100H112ZM173 99H174V102L176 101V99L178 100V101H176V102H178V103H174L176 106H177V109H176V106H174V104L172 105L171 103H173L172 101H173ZM187 99V100H186ZM235 99V100H234ZM14 100H16V101H14ZM57 100V101H56ZM63 100V101H62ZM86 100V101H85ZM104 100H105V103L103 104V102H104ZM122 100V101H121ZM127 100V101H126ZM131 100H133L132 102H131ZM148 100H150L149 101V103H147L148 102ZM159 100H161V101H159ZM183 100H185V101H189V103H187V102H185L186 104L184 105V107H187L186 109L183 107V105H180V103H181V101L183 102ZM197 100V101H196ZM252 100V101H251ZM257 100V101H256ZM259 100V101H258ZM8 101H9V103L10 102H14L13 104L12 103H10V104H7L8 103ZM49 101V102H48ZM54 101H56V103L54 102ZM58 101H59V103H58ZM71 101V102H70ZM79 101V102H78ZM85 101V102H84ZM89 101V102H88ZM93 101V102H92ZM97 101L99 102L98 103V105H97ZM103 101V102H102ZM108 101H111L110 103H108ZM121 101V102H120ZM123 101L125 102V103H123ZM130 102L131 104L130 105H128V103L127 102ZM159 101V102H158ZM169 103V104H167V102ZM170 101H171V103H170ZM228 101H230V103L228 102ZM238 101V102H237ZM241 101V102H240ZM243 101V102H242ZM4 102V103H3ZM22 102V103H21ZM26 102V103H25ZM32 102V103H31ZM75 102V103H74ZM96 102V103H95ZM116 102H119V103H116ZM139 102V104H137ZM144 102V103H143ZM146 102V103H145ZM152 102V103H151ZM165 102V103H164ZM192 102V103H191ZM233 102H235V103H233ZM248 104V107H246V103ZM250 104H249V103ZM254 102H255V104H254ZM20 103H21V105H20ZM51 103V104H50ZM58 103V104H57ZM62 103L64 104L63 106H66V105H68L67 107H66V110H70L71 111V109L72 110H74V112L75 111H77L73 116H72V111H71V114L70 115H67V116H65V114H67V113H65L66 111H65V109L62 107ZM78 103V104H77ZM85 103V104H84ZM91 105H90V104ZM107 103H108V105H107ZM114 105H113V104ZM116 103V104H115ZM123 103V105H121ZM141 103V104H140ZM160 105H159V104ZM184 103V102H183ZM182 103V104H183ZM214 103V104H213ZM226 103H227V105H226ZM232 103V104H231ZM243 104L242 106H241V104ZM253 103V104H252ZM256 103H257V105H256ZM16 104H17V106H19V107H17L16 106ZM30 104V106H27V108H26V105H29ZM33 104V105H32ZM53 104H57V105H53ZM71 104H75L74 106L73 105H71ZM83 104H84V106H83ZM86 104L88 105V107H86ZM94 104V105H93ZM119 104V105H118ZM139 105L138 107H137V105ZM150 104V105H149ZM187 104H190V105H187ZM193 104V105H192ZM251 104H252V106H254L252 109H250V107H252L251 106ZM262 104V105H261ZM4 105H6L5 107H3ZM13 105H15V106H13ZM52 105V106H51ZM60 105V106H59ZM70 105H71V108H68V107H70ZM77 105V106H76ZM103 105V107H100V106H102ZM105 105V106H104ZM126 105H127V107H126ZM134 105H135V107H136V109H135V107H134ZM141 105V106H140ZM151 105H154V106H152L151 107ZM164 106V107H162V106ZM169 105H170V107H172V106H174L173 108H170L169 107ZM179 105V106H178ZM187 105V106H186ZM191 105H192V108H191ZM214 105V106H213ZM241 107H240V106ZM51 106V107H50ZM57 106V107H56ZM59 106V107H58ZM74 108H73V107ZM82 106H83V108H82ZM99 107V108H94V107ZM116 108V109H114V107ZM122 107L123 108V111H121L122 109L120 108V107ZM128 106H130L129 108H128ZM166 106V107H165ZM213 108H212V107ZM223 106V107H222ZM245 106V108H242V107H244ZM257 106V107H256ZM11 107V108H10ZM13 107V108H12ZM21 107V108H20ZM64 109L63 111H64V113H62V112H60V113H62V117L63 118H65L64 119V121H63V119L61 120V118L59 119L58 118V116H59V114H57L58 112H56L55 113V115H53V117L55 116V117H57L58 119H57V123H59V124H62L63 122V125L61 126V125H59V124H57L56 125V121L54 120V118H52V117H48L47 118V113H48V111H60V109H62V108ZM77 107H79V108H82L81 109V111H80V109L78 110V108ZM118 107H119V109H118ZM134 107V108H133ZM142 107H144V109L142 108ZM163 108V112H162V109L161 108ZM182 107L184 108V109H182ZM188 107H189V109H188ZM231 109H230V108ZM261 107V109H259ZM8 108H9V110H8ZM26 108V109H25ZM31 108V109H30ZM85 108V109H84ZM100 108H102V109H100ZM110 108V109H109ZM111 108H113V110L111 109ZM127 108V109H126ZM133 108V109H132ZM138 108H140L139 110H137ZM146 108H148V109H146ZM155 108H157L158 110H156ZM167 108V109H166ZM175 108V109H174ZM181 108V109H180ZM191 108V109H190ZM209 108H211L212 110H210V112L211 113H209ZM235 110H234V109ZM241 109V110H239V111H241L242 112V115L243 114H246L245 112H248V110H249V112L250 113H247L246 114V116H243V118H241V116L239 115V113H241V112H238V118L240 117V119H241V123H242V121H245L244 119L247 117L248 118V121L246 122L247 123V125H246V123H244V125H246L245 127H244V125L243 126H241L242 128L244 127L245 128V130L244 129H242V128H240L242 131V134H243V132H244V138L241 140L239 137V140L242 142V143H240L239 141H237V140H235L236 138H235V136L237 137V136H239V135H235L236 133V131H238V130H231L232 129V127H234V126H237L236 124H241V123H238L239 121H237L236 122V120H238V119H236L234 116L232 117V114L234 113L235 114V112H237L238 111V109ZM257 108V109H256ZM17 109V110H16ZM24 109V110H23ZM77 109V110H76ZM84 109V110H83ZM92 109V110H91ZM103 109H105L106 110V112H104L103 111V117L101 116V114H99V112H102L101 110H103ZM126 109V110H125ZM130 109H132V110H130ZM153 109V110H152ZM168 109H171V112H172V109H173V113H171L170 112V110H168ZM188 109V110H187ZM196 109H198L197 111H194V110H196ZM206 109H208V110H206ZM214 109V110H213ZM226 110L227 109V111H229V109L231 110V112H232V114L230 115V111L227 113V114H225L227 111H224V110ZM20 110H21V112H20ZM23 110V111H22ZM88 110V111H87ZM125 110V111H124ZM128 110V111H127ZM135 110V115H134V113H132V111H134ZM137 110V111H136ZM147 110V111H146ZM154 112H152V111ZM160 110V111H159ZM182 110H184V111H182ZM185 110H187V111H185ZM201 110V111H200ZM237 110V111H236ZM246 110V111H245ZM28 111V112H27ZM35 111V112H34ZM90 111H91V113H90ZM109 111H111V112H109ZM138 111H141V113L140 112H138ZM153 113H151V112ZM168 111V113H166ZM203 111V112H202ZM221 112V114L222 115H225V116H227V115H230L231 116V118H232V122H231V124L232 123H235V125L233 126V125H231L232 127L230 128V130L231 131H233L232 132V135L230 134V130H228L227 129V121H229L230 120V117H225V116H220V117H218L219 116V114H220V112ZM224 111V112H223ZM235 111V112H234ZM256 111H258V112H256ZM263 111V112H262ZM11 112H13V113H11ZM44 112V113H43ZM46 112V113H45ZM81 112V114H79ZM87 112V113H86ZM89 112V113H88ZM96 112H97V116L95 117L94 116V114H96ZM131 112V113H130ZM146 112V113H145ZM179 112V113H178ZM184 112L186 113L185 114V116H184ZM187 112H190V114L188 113V115H191V116H187ZM200 112H202V113H200ZM204 112H207L205 115H204ZM219 112V113H218ZM261 112H262V115H261ZM7 113V114H6ZM9 113V114H8ZM20 113V114H19ZM35 113V115L33 116V115H31V114H34ZM52 113V112H51ZM94 113V114H93ZM104 113H106V114H104ZM110 113V114H109ZM113 115H115L114 116V118H113V116H112V114ZM137 113H139L138 115H137ZM178 113V114H177ZM198 113H200L201 115H202V117H201V115H200V117H198L199 115H198ZM224 113V114H223ZM256 113H258V115H255ZM2 114V115H1ZM13 114H15V116L13 115ZM17 114L19 115V116H17ZM22 114V115H21ZM37 114V115H36ZM79 114V116L78 117H75V116H77ZM86 114L89 116H87V117H85L86 116ZM120 114V115H119ZM122 114V115H121ZM142 116H141V115ZM147 114V115H146ZM160 114V115H159ZM173 114V115H172ZM175 114V115H174ZM196 114V115H195ZM210 114H212V115H214L213 116V119H215L216 120V118H217V120L216 121H214V120H212L211 118V115ZM218 114V115H217ZM220 114V115H221ZM255 117H252V115ZM259 114L261 115L260 117H259ZM6 115H9V117H4V116H6ZM12 117H11V116ZM42 117H41V116ZM58 115V116H57ZM112 116V117H109L108 118V116ZM158 115V116H157ZM177 115H179L180 117L181 116H183V117H186V119L185 118H183V119H181L180 117H178L179 119H173V118H176L177 117ZM198 115V116H197ZM2 116V117H1ZM33 116V117H32ZM40 116V117H39ZM49 116H51V115H49ZM69 116L71 117L70 118V120H69ZM90 116H93V120H91V118L92 117H90ZM119 116V117H118ZM133 116V117H132ZM137 116V117H136ZM144 116H146V118H149V119H146ZM150 116V117H149ZM153 118H152V117ZM171 116H173V118L171 117ZM264 116V115H263ZM20 117V118H19ZM35 117V118H34ZM43 117H46V118H43ZM86 119H85V118ZM98 117V118H97ZM107 117V118H106ZM118 117V118H117ZM121 117V118H120ZM128 117V118H127ZM155 117V118H154ZM188 117V118H187ZM192 117H194V118H192ZM198 117V118H197ZM207 118V120L208 121H205L206 119L205 118ZM256 117H258L257 119H256ZM4 118V119H3ZM8 119V122H7V119ZM13 118V119H12ZM14 118L16 119V120H14ZM21 118H23V119H21ZM50 118V120L51 119H53V120H49V124H50V122H51V124H52V126L50 127V125L48 124V123H46L45 121V119H49ZM75 120H74V119ZM111 118H113V119H111ZM120 118V119H119ZM123 118H125V120L123 121ZM167 118H168V120H167ZM195 118H197V122L198 121H200L199 122V125H196V126H192V127H195L196 129H198V130H196V131H194L195 129L193 128V131L196 133H192L191 134V131H190V128H192L191 127V125H192V123H194L196 120H195ZM204 118V119H203ZM224 118V119H223ZM225 118L227 119L226 120V122H225ZM234 118H235V120H234ZM250 118V119H249ZM73 119V120H72ZM87 121H85V120ZM97 119V120H96ZM98 119H100V123H102L101 121H102V119L104 120V119H106V121L107 120H109V119H111V120H109V121H113V123L111 122H109V121H103V128L104 129H102V127L100 128V123L98 122L99 120ZM114 119H116V122L114 121ZM122 119V120H121ZM150 119H152L153 120V124H154V122H155V125L156 126H154V125H152V121L150 120ZM166 119V120H165ZM170 119H171V122H170ZM184 122V124H183V122L181 121V120ZM193 119V120H192ZM203 119V120H202ZM210 119V120H209ZM219 119V120H218ZM223 119V120H222ZM251 119L252 120H257L258 122L256 123L255 121H254V123L253 124H251ZM6 120V121H5ZM13 120H14V122L15 121H19V120H21L19 123H18V125L17 124H14V122H13ZM33 120V121H32ZM35 120H37V122L35 121ZM39 120V121H38ZM59 120V121H58ZM62 122H61V121ZM66 120H68V121H66ZM84 120V121H83ZM94 120H95V122H94ZM120 120L122 121V124L120 123ZM144 121V122H147L146 124L145 123H141V124H139L141 121ZM147 120V121H146ZM151 122H150V121ZM155 120V121H154ZM159 120V121H158ZM163 120V121H162ZM185 120H186V123L187 124H185ZM202 120V121H201ZM223 121V123H224V126L226 125V128L224 127V126H222V122L221 121ZM263 120H264V118H263ZM2 121H5V124H4V122H2ZM11 121V122H10ZM43 121H44V124L46 123V127H47V130L45 131V130H43L44 129V126L45 125H43L42 123H43ZM52 121H54V122H52ZM73 121V122H72ZM85 123V125H82L83 124V122ZM142 121V122H143ZM167 121V122H166ZM179 122L180 124H181V126H182V129H181V126L179 127V123H177L178 125V129L180 128V131H181V136H175V135H178L179 134V130L176 128V122ZM190 121H191V123H190ZM205 123H204V122ZM211 121H213V122H211ZM251 121V122H250ZM262 121V120H261ZM2 122V123H1ZM13 122V123H12ZM34 122H36L35 123V126H34ZM66 122H68L67 124H68V126H67V124H66ZM69 122H71V123H69ZM81 122H82V124H81ZM98 122V123H97ZM114 122H115V124H114ZM125 122V123H124ZM127 122V123H126ZM131 122H134V123H132V124H130ZM137 124H136V123ZM150 122V123H149ZM158 122V123H157ZM165 122V123H164ZM175 122V124H173V123ZM182 122V123H181ZM194 123V124H198V123ZM206 122H207V124H206ZM210 123V125H211V127H213V128H211V130H210V125H208L209 123ZM11 123H12V125H11ZM29 123H30V125H29ZM31 123H32V125H31ZM55 123V124H54ZM76 123V124H75ZM87 123H89V125L87 124ZM94 123H95V125H94ZM107 123V124H106ZM120 123V124H119ZM130 124V125H127V124ZM169 123V124H168ZM212 123V124H211ZM242 123V124H243ZM249 123H250V125H249ZM259 123V124H258ZM14 124V125H13ZM39 124V125H38ZM97 124H98V126H99V128L97 127ZM117 124L119 125L118 126V128H117ZM125 124V126H121V125H124ZM149 124V125H148ZM151 124V125H150ZM162 124V125H161ZM193 124V125H194ZM201 124H206V127L205 128H207L206 130L205 129H203V125L201 126ZM214 124H216V125H214ZM221 124V125H220ZM229 124V123H228ZM241 124V125H242ZM3 125H5L4 127H3ZM16 125V126H15ZM42 125V128L40 127L39 128V126H41ZM78 125V127H79V129H78V127H76ZM80 125V126H79ZM89 126V127H86V126ZM106 125V126H105ZM110 125H112V126H110ZM158 125H159V127H158ZM167 125V126H166ZM186 125H188L189 126V131H188V129H186L187 131H185L184 129H185V127L184 126H186ZM254 125H255V127H254ZM7 126V127H6ZM9 126V127H8ZM17 128V126H18V130L15 128V127ZM23 126H24V128H23ZM59 127V126H61L62 127V129H60V128H58V130H61V131H59V134H60V132H62V134H63V128L64 129H66V128H68V129H66L67 130V132H66V130L64 131V132H66V133H68L69 134V136H67L68 134H66V133H64V135L65 136H67V137H64L62 134H60V135H62L66 140H69L68 138H70V141H66L65 139H63V137L60 139V141L58 140L60 137H59V134H58V131L56 130V128L57 127ZM83 127V129H82V127ZM94 126L97 128V129H94ZM110 128V129H112L113 131H111L108 127ZM152 126V127H151ZM154 126V127H153ZM168 126H170L169 127V129L167 130V127ZM174 126V127H173ZM217 126V127H216ZM240 126V125H239ZM248 126V127H247ZM262 126H264V123H263V125ZM45 127V128H46ZM52 128L51 130H50V128ZM55 129H54V128ZM81 127V128H80ZM122 127V128H121ZM126 127V128H125ZM128 127H129V130L130 129H132V131L130 130V131H128L127 129H128ZM131 127V128H130ZM136 127H137V129H136ZM143 127V128H142ZM183 127H184V129H183ZM199 127H202V128H199ZM228 127H230V126H228ZM8 128V129H7ZM15 128V129H14ZM21 128V129H20ZM39 128V129H38ZM86 128V129H85ZM105 128H106V130H105ZM141 128V129H140ZM172 129V131H171V129ZM177 130H176V129ZM215 128V129H214ZM222 128H224L223 130H221ZM236 128V127H235ZM250 128V129H249ZM261 128V127H260ZM7 129V130H6ZM14 129V130H13ZM25 129V130H24ZM33 129V130H32ZM37 129H38V131H37ZM78 129V130H77ZM102 129V130H101ZM121 129V130H120ZM124 129H126V130H124ZM140 129V130H139ZM143 129V130H142ZM147 129V130H146ZM158 129H160L159 131H158ZM165 129H166V131H165ZM174 129V130H173ZM201 129V130H200ZM202 129H203V131H202ZM214 129V130H213ZM45 131V132H43V131ZM48 130H50V132L52 131V130H55V131H57V133L56 132H53L52 131V134H50V132H49V134L51 135L50 137H51V139H50V137H47L46 136V139H43V137L46 135V132H47V135L49 136V134H48ZM72 132H71V131ZM86 130H90V131H88L89 133H87V131ZM100 130V132L102 131H104L103 133L101 132H98ZM108 130H109V132H108ZM139 130V131H138ZM186 133V134H183V131ZM199 130L201 131L200 133H197V132H199ZM4 131H5V133H4ZM11 131H14V132H11ZM43 133H42V132ZM75 133H74V132ZM86 131V132H85ZM93 133H92V132ZM106 131V132H105ZM116 131H118V132H116ZM119 131H120V134H119ZM125 133H124V132ZM154 131H155V133L156 134H153L154 133ZM163 131H165V132H163ZM172 132V135L173 136H171V132ZM174 131V132H173ZM179 131V132H178ZM205 131H207L206 133L207 134H209L208 135V138H209V136H210V138H209V143H207L206 141H207V137H203V138H205V140H203V138L201 137V140L200 139H198L197 138V136H199L200 137V135L201 136H203V134H202V132L206 135V133H205ZM212 131V132H211ZM217 131H219L222 135H223V133L225 132H228L229 131V134L231 135V139H234L235 141H237L238 143H239V145L240 144H242V147L241 146H239V145H237V147L239 146L240 147V151L242 152V154L243 155H239L238 156V154H237V156L238 157H235L236 156V154H234V158H236V159H238V162H239V164H237L236 166H234L236 163L232 160V156H231V159H229V160H231V162L232 163H234V164H232L231 162H229V164H228V168H226L225 169V167H223V166H221V163L223 162V158H222V162L220 161V157L219 156H222V155H225V154H227V153H225L226 152V150H223L224 149V147H222L223 145H222V143H223V138H224V136H226V139L228 138V140L226 141V142H229V134H225L224 133V135L222 136L221 135V137H223V138H220V133L219 132H217ZM245 131L246 132H248L247 133V135H245L246 133H245ZM16 132H18V133H16ZM78 132V133H77ZM80 132V133H79ZM91 132V133H90ZM112 132V133H111ZM116 133V135H117V133H118V136L119 137H114V134ZM131 132V133H130ZM149 133V132H152L150 135H151V137L153 138H149V134L147 135V133ZM158 132V133H157ZM250 132V133H249ZM3 133H4V136H3ZM57 134V136H58V139L56 140V134ZM86 133L88 134V135H86ZM100 133V134H99ZM114 133V134H113ZM124 133V134H123ZM137 133V134H136ZM146 133V134H145ZM169 135V136H171V137H169L167 134ZM178 133V134H177ZM190 134V135H187V134ZM234 133V134H233ZM261 133V134H262ZM14 134H16V136L14 135ZM18 134V135H17ZM74 135V137L75 136H77V137H73V135ZM102 134H104L103 136H102ZM105 134L106 135H108V136H112V138H111V136H110V141H111V143H110V141L108 140V138H107V141L106 142H104L105 140L103 139L104 137H105ZM110 134V135H109ZM121 134H123V135H121ZM132 134L134 135L133 137H132ZM135 134H136V137L138 138V139H136V137H135ZM157 134H159V135H157ZM194 134H195V136H194ZM237 134H239L238 132H237ZM242 134H241V136H242ZM252 134H254L253 136H251ZM6 135H8V136H6ZM21 135V136H20ZM72 135V136H71ZM79 135V136H78ZM80 135L81 136H83V139H82V137H80ZM88 136L87 137V139L89 138V140H88V142H87V140H85V138H86V136ZM131 137H130V136ZM155 135H156V137H155ZM166 135V136H165ZM183 135L185 136V137H183ZM186 135H187V137H186ZM233 135H235V136H233ZM264 134H262V136H263ZM56 136V137H55ZM84 136H85V138H84ZM89 136H91L92 138H94V139H92L91 137H89ZM98 136V137H97ZM103 138H102V137ZM154 136V137H153ZM160 136H161V138H160ZM163 136V137H162ZM190 138H192V140H193V144H191V146L190 145H187V144H190L189 142V140H188V138L189 137ZM240 136V137H241ZM245 136H246V138H250L248 141V143L247 142H245L244 140H245ZM18 137H19V139H18ZM40 137V138H39ZM100 137H101V139L102 140H100ZM107 137V136H106ZM105 137V138H106ZM124 137V138H123ZM125 137H127V138H125ZM148 137V138H147ZM157 137L158 138H160V140L159 141H157L158 139H157ZM168 137V138H167ZM174 139H173V138ZM177 137V138H176ZM261 137V136H260ZM35 138H37V141H35ZM39 138V139H38ZM42 138V139H41ZM72 138V139H71ZM74 138V139H73ZM90 138H91V140H90ZM115 138H117V141H119L118 140V138L120 139V141L122 142H124L125 144L127 143L128 144V142H130V144H128V145H125L123 142H122V144H124L125 146H126V148H124L123 146H122V144H121V146H120V143H115ZM125 139V140H123V139ZM131 138V139H130ZM139 138H140V141H139ZM166 138V139H165ZM181 138L182 139H185L184 141L183 140H181ZM259 138V137H258ZM264 138V137H263ZM32 139H34V140H32ZM48 139L49 140H51V141H53L54 140V142H51V141H49L48 142ZM96 139V140H95ZM115 139V140H114ZM122 139V140H121ZM133 139H136V143H134L135 141L133 140ZM146 139H148V140H146ZM155 139H157L156 140V143H155V141H153V140H155ZM171 139H173V140H171ZM177 139H178V141H177ZM196 139V140H195ZM218 139V140H217ZM256 140L255 142L253 141V142H251L252 140ZM7 142H6V141ZM19 140V141H18ZM31 140V141H30ZM38 140H40L41 142H42V140L46 143V145L48 146L49 145V143H50V146H48L49 147V149L48 148H45L44 147V144H42V143H44V142H42V143H40ZM47 142H46V141ZM73 140V141H72ZM76 140V141H75ZM83 140H85L84 141V143H83ZM94 140V141H93ZM104 140V141H103ZM145 140V141H144ZM177 141V142H179L180 140L183 142V146H181L182 147V149H181V147H180V143L182 144V142L180 141V143H175V145L177 144V146H173V147H176L175 149H174V151H173V154L172 155H170L169 156V150L167 149V147L168 148H170V146H168V145H170L171 144V146H172V144L174 145V142L175 141ZM191 140V141H192ZM200 140V141H199ZM214 140H217V143H213V146L212 145H210V148H211V151H209V149L207 150V148H206V150L204 149V147L205 146H199L198 147V145L201 143V142H203V141H205L204 143L207 145H209V144H212V141H214ZM234 140H232V141H230V142H233ZM264 140V139H263ZM23 141V143L21 144L20 142H22ZM33 141H35L36 143H34ZM60 143H59V142ZM62 141V142H61ZM66 142V145H64L65 143L64 142ZM81 141V142H80ZM100 141H102L101 142V145H100ZM128 141V142H127ZM134 141V142H133ZM138 141V142H137ZM147 141H148V143H149V145L150 146H152V145H154V143H155V147H154V149L156 150H154V151H152V147L150 148V146L148 145V144H146L145 145V143H147ZM150 141H151V143H150ZM164 141H165V145H167L166 143H168V142H170L167 146H166V148H164L165 147V145H164V147H162V146H159V144H164ZM168 141V142H167ZM171 141H173V142H171ZM221 141V142H220ZM225 141V140H224ZM259 141V140H258ZM260 141H262V140H260ZM18 142V143H17ZM31 142V143H30ZM33 142V143H32ZM56 142H57V144H56ZM68 142V143H67ZM69 142H70V144H69ZM74 142H75V145H74ZM78 142V143H77ZM89 143L90 145H91V147L90 146H88V147H86V145H88L87 143ZM91 142V143H90ZM93 142V143H92ZM97 142V143H96ZM108 142H109V144H108ZM142 142L144 143V145L142 144ZM154 142V143H153ZM157 142H159V144L157 143ZM215 142V141H214ZM243 142H245L246 144H248V149H250V147L252 148V150L250 149V150H247V145L245 146V143L243 144ZM263 142V141H262ZM262 142H260V143H262ZM3 143V144H2ZM19 143H20V145H19ZM37 143L40 145V146H38L37 145ZM48 143V144H47ZM63 143V144H62ZM96 143V144H95ZM139 143V144H138ZM142 145H141V144ZM192 143V142H191ZM199 143V144H198ZM233 143H235V142H233ZM233 143H231L230 144V146H232L231 148H227V149H232L233 148ZM252 144V143H254L253 145L255 146V148H254V146L252 147L251 145H249V144ZM34 144H35V146H34ZM55 146H54V145ZM63 145L62 146V148H61V146L60 145ZM69 144V145H68ZM72 144V145H71ZM79 144H81L79 147L77 146V145H79ZM83 144V145H82ZM110 144H111V146H110ZM113 144H114V146H113ZM198 144V145H197ZM217 144H218V146H217ZM219 144H220V146H219ZM224 144V143H223ZM237 144V143H236ZM28 145V146H27ZM33 145V146H32ZM45 145V146H46ZM57 145V146H56ZM67 145H68V148H70V150H69V154H70V156H68L69 154H67V150H66V152H64V150L65 149H63L64 147H67ZM93 145H94V148H93ZM99 145V147H97ZM136 145V147H137V145H139L141 148H139V146H138V149L139 150H137V148L135 147H133L132 148V150H131V147L132 146H135ZM149 146L148 148L146 147V146ZM157 145H158V148H156L157 147ZM192 145H194V146H192ZM197 145V146H196ZM200 145H202V144H200ZM204 145V144H203ZM215 145V146H214ZM225 145V144H224ZM226 145H228V143L226 144ZM225 145V146H226ZM245 147H244V146ZM257 145V146H256ZM262 145V144H261ZM260 145V147H262ZM14 146V147H13ZM16 146V147H15ZM46 146V147H47ZM61 148V150H62V152H63V154H60L61 153V150H59V152H58V148L59 147ZM78 148H77V147ZM83 146H85V148L86 149H84L83 148ZM109 147L111 150H109L108 148L106 149V150H108V151H110V152H112V153H109L108 151H106L105 149H104V152L106 151V152H108V153H104L103 152V147ZM113 146V147H112ZM127 146H131L130 147V149H127L128 147ZM144 147V149H143V147ZM178 146H179V148H178ZM189 146L191 147V148H189ZM235 146V145H234ZM7 147H9V148H7ZM25 147V148H24ZM28 147H30V148H28ZM31 147H33V148H31ZM51 147V148H50ZM54 147H56V149L53 148ZM58 147V148H57ZM164 148V149H167L168 151V153L166 152V150H163V151H165V152H163V153H160L161 152V148ZM191 149V151L188 149ZM194 147V148H193ZM206 147H208V146H206ZM214 147H221V148H223V149H221V150H223V151H221V152H223V153H221L220 152V149H219V151H218V148H217V150L216 149H214ZM227 147H229V145L227 146ZM238 147V148H239ZM244 147V148H243ZM259 147V148H260ZM17 148V149H16ZM26 148H28V149H26ZM37 148H41V149H37ZM59 148V149H60ZM73 148V149H72ZM83 148V149H82ZM89 148H91V151L89 150ZM100 149L101 148V150L98 152V151H96L97 149ZM114 148H115V152L117 151V148H118V150L120 151V152H118V153H121V152H128L127 154H128V157L126 156L127 154L126 153H123V156L121 157L122 158V160H120L121 158H120V156H119V160L120 161H118V157H117V153H114ZM122 148V149H121ZM124 148V149H123ZM185 148H187L188 150H185ZM201 148H203L202 150L204 151H200V149ZM235 148V147H234ZM243 148V149H242ZM26 149V150H25ZM30 149H32V150H30ZM50 149H53V151L51 152V154H50ZM78 149V151L76 152V150ZM95 149V150H94ZM113 149V150H112ZM128 150V151H126V150ZM161 149V150H160ZM172 149V148H171ZM181 149V150H180ZM198 149H199V151H198ZM237 149V148H236ZM235 149V150H236ZM7 150V151H6ZM11 150V151H10ZM25 150V151H24ZM35 150H37V151H35ZM55 150V151H54ZM72 150V151H71ZM82 152H81V151ZM83 150H84V152H83ZM85 150H88V151H86L85 152ZM93 150L95 151V152H93ZM122 150V151H121ZM123 150H125V151H123ZM147 150V151H146ZM173 150V149H172ZM178 150H179V152H178ZM185 151V152H183V151ZM193 150H194V154L192 153L193 152ZM195 150H196V153H195ZM213 150L215 151V152H213ZM238 149H237V151H239ZM10 151V152H9ZM29 152V153H27V152ZM41 152V153H39V152ZM44 151V152H43ZM80 151V152H79ZM90 151V152H89ZM139 151H140V153H139ZM149 151H152V152H155L156 153V155L154 156H152V155H148V153H149ZM186 151H190V153L192 154H190V155H188L187 153H186ZM256 151V150H255ZM257 151H258V149H257ZM262 151V150H261ZM24 152H25V154L26 155H24L23 156V154H24ZM47 152H48V154H47ZM53 152H55L54 154H56V158L54 159V156L52 155L53 154ZM73 152H75V156H74V154H72ZM78 152H79V154H78ZM102 152H103V156L105 157V154L107 155H111L110 156V159L112 158V160L110 161V159H108L109 158V156H108V158L106 157L105 159L107 160V161H109V164H110V162H113V164H111L110 165V167H109V169L107 168V167H105V166H108V165H106V163L105 162H103V161H105V159H104V157L102 156ZM139 154H138V153ZM144 152H148L147 154L145 153V155L144 156H147L148 155V157H144L145 159H142L143 157H140V155L142 156V153H144ZM152 152H150V153H152ZM170 152H172V151H170ZM201 152V153H200ZM217 152V153H216ZM227 152H228V150H227ZM230 152H233V151H231L230 150ZM240 152V153H241ZM246 152V153H245ZM248 152V153H247ZM250 152H252V154L250 153ZM262 152H264V150L262 151ZM8 153V154H7ZM10 153V154H9ZM34 153V154H33ZM44 153H46V157H44L43 158V156H45L44 155ZM60 155H59V154ZM86 153H87V155H86ZM96 153H99V155H97ZM134 153V154H133ZM168 155H167V154ZM182 153H186L185 155L183 154L182 155ZM200 153V154H199ZM210 153V154H209ZM214 153L216 154V155H214ZM220 153L222 154V155H220ZM234 153V152H233ZM236 153V152H235ZM259 153V152H258ZM20 154H21V156L23 157L22 159H20L21 157H20ZM40 154L41 155V157L43 158V160H42V158H41V160H40V158L38 159V155ZM65 154V155H64ZM78 154V155H77ZM82 154V156H84V158L81 156L80 157V155ZM132 154H133V156H132ZM153 154V153H152ZM176 154V155H175ZM205 154V155H204ZM207 154H208V156H211L210 158L208 157H206L207 156ZM33 157H32V156ZM43 155V156H42ZM49 155V156H48ZM51 155H52V157H51ZM61 155H63V156H61ZM72 155V156H71ZM97 155V156H96ZM115 157H114V156ZM119 155V154H118ZM121 155V154H120ZM139 156V159H138V157L137 156ZM167 155V156H166ZM174 155V156H173ZM181 155V156H180ZM194 155H196L197 156V158H195V157H193ZM218 155V156H217ZM245 155H247V156H250V157H245ZM259 155V157H261L262 158V160L264 159V157H262L260 154H258ZM2 156V157H1ZM11 156V157H10ZM62 157V164H59L60 162H61V157ZM66 157V160H65V162H64V159H65V157ZM100 156V157H99ZM102 156V157H101ZM149 156H150V158H149ZM160 157L161 158V156H162V158L160 159V158H158V157ZM164 156V157H163ZM168 156H169V158H168ZM171 156H173V157H171ZM199 156H202L201 158H199ZM205 156V157H204ZM230 156V154L228 155V157ZM263 156H264V154H263ZM7 157H8V159L10 160V163H9V160L7 159ZM26 157V158H25ZM31 159H30V158ZM51 157V158H50ZM86 157V158H85ZM113 157H114V159H113ZM117 157V158H116ZM125 157V158H124ZM128 158V160H126L127 158ZM154 157V158H153ZM156 157V158H155ZM166 157H167V159H166ZM171 157V158H170ZM175 157H177V158H175ZM182 157V158H181ZM186 157H188V158H186ZM226 157L227 156H225V159H226ZM240 157V158H239ZM244 157V158H243ZM257 157V158H256ZM24 158H25V160H24ZM28 158H29V160H28ZM36 158V159H35ZM47 158H49L48 160H49V162H48V160H47ZM71 158V159H70ZM72 158H73V160H72ZM74 158H76V159H74ZM81 158V159H80ZM98 158H100L99 160H98ZM148 158L149 159H151V160H157V159H159V160H161V161H159V160H157L156 162L155 161H150V160H148ZM174 160H173V159ZM184 158V159H183ZM186 158V159H185ZM204 158H206L205 159V161H204ZM218 158H219V161H218ZM252 158V159H251ZM7 159V160H6ZM28 161H27V160ZM34 159V161L32 162V160ZM50 159H53L52 161L50 160ZM78 159H79V161H78ZM94 159V160H93ZM129 159H132V160H129ZM139 161H138V160ZM148 161H147V160ZM166 160L167 162H169V163H167L166 161H163V160ZM168 159H171V161L170 160H168ZM193 159V160H192ZM197 159H198V162H197ZM203 159V161H201ZM210 160V162H209V164L211 165H207L206 166V163H208V161ZM236 159H234V160H236ZM246 161V163H245V161ZM247 159V160H246ZM18 160V161H17ZM45 160L48 162H45ZM57 160V161H56ZM68 160V161H67ZM75 160V161H74ZM77 160V161H76ZM81 160V161H80ZM95 160L97 161V163L100 165H98L96 162H95ZM116 160V161H115ZM143 160V161H142ZM177 160V161H176ZM201 162H200V161ZM213 160V161H212ZM228 160V159H227ZM227 160H225V161H227ZM228 160V161H229ZM250 160V161H249ZM260 158H259V161H261V162H263L264 163V160L262 161ZM21 161H23V162H21ZM27 161V162H26ZM30 161H31V163H30ZM39 161H41V162H44L45 163V166H43V168H48V167H53V169H57V170H55V172L52 170V169H50V168H48V170H47V175H49L50 177H54V178H52V180H51V178L50 177H47V175H46V179H48V180H46L45 179V176H44V178H41V180L42 181H44V179H45V181L43 182V183H45L44 185H43V183H42V181H40V179L37 181V179L40 177L39 175H41V174H43L44 173V175L46 174V171H45V169L43 170V168L41 167V165L43 164H41L40 165V162ZM56 161V162H55ZM59 161V162H58ZM88 161H92L91 163L90 162H88ZM99 161V162H98ZM122 161H126V162H122ZM131 161H133L132 163H131V167H132V169H134V166H135V170L133 171L134 173H138L137 175H140L139 177H135L134 178V173L131 171L130 173H129V165H130V162ZM150 161V162H149ZM179 161H180V163H179ZM185 161V162H184ZM188 161H194V164H191V162H188ZM224 161V163H226ZM227 161V162H228ZM16 162H18V164H19V162H21V164H19V165H17L16 164ZM34 162H36L37 164L35 165L34 164ZM53 162V163H52ZM64 162V163H63ZM70 162H72V163H70ZM85 162V163H84ZM94 162V163H93ZM146 164H145V163ZM156 164V166L154 165V163ZM162 162V163H161ZM184 162V163H183ZM196 162H197V164H199V165H196ZM206 162V163H205ZM237 162V163H238ZM242 162V163H241ZM13 163H14V165H13ZM46 163H47V165H46ZM56 164L55 166L54 165H52V164ZM74 163V164H73ZM82 163H83V165H82ZM89 163V164H88ZM105 163V164H104ZM108 163V162H107ZM115 163H116V166H115ZM125 163H126V166L125 167H127V169L126 168H124V169H122V167L125 165ZM148 163H150V166H147V165H149ZM153 163V164H152ZM158 163H159V165H158ZM179 164V166H177L178 164ZM188 165V163L189 164H191L192 166L193 165H196V166H194V167H192V166H189L190 168H194L195 170H190V168H189V170L190 171H192L191 173H193V174H191L190 173V171L188 170V168H187V170L189 171H187L186 170V167H187V165ZM219 164V165H217V164ZM224 163H223V165H224ZM232 164V166H231V164ZM263 163H261L262 164V166H263ZM51 164V165H50ZM71 166V165H74L73 167H70V168H68L69 166ZM78 165V166H76V165ZM79 164H81V165H79ZM85 164H88V165H90L91 164V167L90 166H88V165H85ZM93 164V165H92ZM104 164V165H103ZM123 164V165H122ZM138 166H137V165ZM145 164V165H144ZM166 164V165H165ZM204 164H205V166H206V168H204L205 170H207V169H209V168H212L213 169V172L215 173V175L214 176H212L211 177V174H209L210 175V178H211V182H213V183H211L210 181H209V179L210 178H205V176L206 175H204L205 173H206V171H204V169H200V168H203L202 167V165L204 166ZM213 164V165H212ZM244 164V165H243ZM245 164H247V165H245ZM251 164V165H250ZM259 162H258V165H261ZM22 165H26V166H22ZM32 165V166H31ZM33 165H35L34 167H33ZM40 165V166H39ZM44 165V164H43ZM65 165V166H64ZM95 165H97L98 166V168H97V166H95ZM101 165H102V168L103 169H105V172H107V170L109 171V170H111L112 168V170L115 172V174L117 173V176L119 175V173H120V171L121 170H123L124 171V173H123V176H129L131 173V175L127 178L126 177V180L129 182V184L131 183V182H133L132 183V185H137V183H138V181H140V185L139 186H141V187H138V185H137V187H135L134 186V188H132V190H131V187H133L132 185L131 186H129V184H128V182H126V183H123V180H125L124 179V177L121 175V173H120V175L118 176V177H120V178H123V180H122V182L120 181L121 179H119V181L123 184V185H120L119 186V188L121 187V191H127V195L129 196H127L126 197V199L123 197V196H125V194L123 195V196H121V199L123 200V199H125V200H118L117 201V199H118V197L116 196L114 199H115V201H117L116 203H118V202H120V201H122V202H120V203H122V204H120V203H118L119 204V206H121V208L119 207H117L116 208V203H113L114 201H112V200H114L113 199V196L112 195H116V193L117 192H119V191H117V188H115V187H117V184L119 185V183L120 182H118V183H115L114 182V185L116 184V186L114 187V185H112L115 189H112L113 187L112 186H110L109 184V188H111L112 189V192L113 191H115V193H109V192H111V189H109V190H106L108 187H107V184L105 183V186L103 185V182H107V180L109 181V183H110V181H112L113 179L116 181V177L114 176L115 174L114 173H111V172H113L112 170L111 171H109V172H107L108 173V175L109 176H113V179H112V177H111V179L109 180L108 179V175L105 177V174L103 173L104 172V170L102 171V168H100L99 169V167H101ZM133 165V166H132ZM177 166V168H179V169H177V168H175V170H172V167L170 168V166ZM181 165V166H180ZM224 165V166H225ZM240 165L242 166V167H240ZM29 168H28V167ZM31 166V167H30ZM47 166V167H46ZM57 166H60V167H57ZM79 166H81L82 168L80 169V167ZM85 166L88 168V169H86L85 168ZM96 168H95V167ZM104 166V167H103ZM116 167V168H119V170H117L116 169V171L114 170L115 168L114 167ZM119 166V167H118ZM146 166L149 168L148 170H145V168H146ZM154 166V168H157V166L160 168V167H162V168H158L157 169V171H156V169L154 170V168H153V170H154V172L153 171H151V169H152V167ZM164 166H166L165 168H163ZM169 166V167H168ZM174 166V167H175ZM182 166H186L185 168H183ZM210 166V167H209ZM219 166V167H218ZM229 166L231 167L230 168V171L228 170L229 169ZM234 166V167H233ZM238 166V167H237ZM10 167V168H9ZM18 167V168H17ZM34 169H33V168ZM37 167H38V170H39V173L41 172V170H43V172L41 173V174H39V175H36V177H38V178H36V177H31L32 175H30V173H31V171H32V174H34L35 172L34 171H36V169H37ZM40 167V168H39ZM64 167H66V168H64ZM112 167V168H111ZM138 167H139V169H138ZM144 168V170H143V168ZM174 167H173V169H174ZM180 167H182L183 169H185V172H184V174L185 175H183V174H177V172L179 171V172H182L183 173V171L184 170H182ZM196 167V168H195ZM223 168V170H225L224 172H223V170H222V174H220V173H218V171L220 172V170H219V168ZM235 167H237V171L235 172V170H236V168ZM245 167V169H243ZM15 168V169H14ZM24 168H27V170H25ZM32 168V170L30 171V169ZM59 168H60V170L62 169V168H64V170H61V172L60 171H58L59 170ZM73 168V169H72ZM95 168V169H94ZM106 168H107V170H106ZM243 170H242V169ZM249 168V169H248ZM8 169V170H7ZM16 169H18V170H16ZM66 169V170H65ZM70 171H69V170ZM73 171H75V172H72V170ZM83 169V170H82ZM86 169V170H85ZM89 169H92L93 171H95L96 169V171H95V173H93V171H91L92 172V175H89ZM100 170V172H99V170ZM140 170V169H142L143 171H147V174L145 173L144 175L146 176V177H144L143 176V172L142 173H140V171H138V170ZM162 169V170H161ZM176 169H177V171H176ZM181 169V170H180ZM197 169L199 170L198 172H197ZM212 169H211V171H212ZM218 169V170H217ZM232 169V170H231ZM248 169V170H247ZM28 170L30 171V173L28 174ZM53 171V173H56L57 172V176H55V175H53V173H52V171ZM68 170V171H67ZM78 170V171H77ZM83 172H82V171ZM126 170H128V173H129V175H128V173L125 175V171ZM136 170H137V172H136ZM233 170H234V172H233ZM11 171V172H10ZM24 171H26L25 173H26V176L24 175ZM45 171V172H44ZM84 171H86V172H84ZM88 171V172H87ZM98 171V172H97ZM102 171V172H101ZM117 171H119V172H117ZM156 171V172H155ZM159 171H161L160 173H159ZM175 173H174V172ZM14 172V173H13ZM16 172V173H15ZM22 172H23V175H22ZM64 172V174L62 175V173ZM77 172V173H76ZM78 172H79V174H78ZM90 172V173H91ZM122 172V171H121ZM151 174H150V173ZM162 172H163V174H162ZM178 172V173H179ZM203 172H204V174H203ZM210 171H208V173H209ZM248 172H250L249 174H248ZM259 172H260V170H259ZM264 172V171H263ZM52 173V174H51ZM67 173V174H66ZM69 173V174H68ZM81 173V174H80ZM82 173H84V175L82 174ZM98 173H99V177L97 176L98 175ZM101 173H103L102 175H101ZM153 173V174H152ZM195 173H198V174H196V175H198V177L199 178H197V176L196 177H188V176H190V175H193L194 176V174ZM210 173H212V172H210ZM217 173V174H216ZM233 175H232V174ZM235 173V174H234ZM7 174H10V175H7ZM13 174V175H12ZM77 174V175H76ZM96 174V175H95ZM114 174V175H113ZM152 175V176H150V175ZM155 174V176H153ZM207 174V173H206ZM213 174V173H212ZM219 174V176H218V178H219V182H218V180L216 181V178H215V176L216 175H218ZM229 174V175H228ZM4 175H6V176H4ZM31 177V178H34V180H35V178H36V180H35V182L36 183H34V185H36V186H33L32 184V182H30V180H32L33 181V179H31V178H28L29 176ZM52 175V176H51ZM60 175H62V177L60 176ZM88 175V176H87ZM164 175H166V177L164 176ZM177 176V177H174V176ZM179 175H183L182 177H180ZM200 175V176H199ZM204 175V176H203ZM208 174H207V176L206 177H208L209 176ZM220 175H223V176H221L220 177ZM228 175V176H227ZM264 175V174H263ZM10 176V177H9ZM12 176V177H11ZM15 176V177H14ZM16 176H17V178H16ZM19 176V177H18ZM43 176V175H42ZM102 176V177H101ZM149 177V179H147L148 177ZM163 176L165 177V178H163ZM187 176V177H186ZM202 176L205 178V180H204V178L202 179ZM236 176V177H235ZM22 177V178H21ZM24 177H26V178H24ZM55 177H57V178H55ZM60 177L63 179L62 181H61V179H60ZM64 177V178H63ZM115 177V178H114ZM134 179H133V178ZM140 177H143V178H141L140 179ZM154 177V178H153ZM158 177L160 178L159 180H161V179H165V180H167V181H165V182H167L166 183V185H164L165 184V182L164 183H162L161 181H163V180H161V181H158L157 179H158ZM162 177V178H161ZM188 178V180H190L191 178H193V179H195V178H197V179H202V181H205L206 183H202V185H201V183L199 182L200 180H198L197 181V179H195L197 182H194L193 181V179H191L190 180V182L188 183V180L187 179H185V180H187V181H185L184 180V178ZM215 179H214V178ZM217 177V176H216ZM229 177H234L235 179L234 180H232V178L230 179ZM250 177V178H249ZM252 177V178H251ZM16 180H15V179ZM24 178V179H23ZM106 178V180H104ZM133 180H132V179ZM151 178H152V180H151ZM168 178V179H167ZM175 178V179H174ZM179 178H182V181H180L179 182ZM230 179V181H228V180H223V179ZM10 179H11V182H10ZM24 180L23 182L25 183V184H27V185H25L24 183H21L22 181L21 180ZM30 179V180H29ZM104 181H103V180ZM157 181H156V180ZM172 179H174V180H176V182H171V181H174V180H172ZM206 179H207V181H206ZM58 180H60V181H58ZM102 180V181H101ZM125 180V181H126ZM130 180V181H129ZM134 180H138L137 181V183H135L134 182ZM181 180V179H180ZM251 180V181H250ZM21 181V182H20ZM48 181H50V182H48ZM53 181L54 182H61L60 184L59 183H56V186H55V188H54V184H53ZM124 181V182H125ZM154 181H156V182H154ZM191 181H193L194 183H196L197 184V186H199V185H201L202 187H201V189L203 188V184H207L208 185V189L207 190H209V188H211L210 190H214V188H212V187H214V181L215 182H217L218 183V187L217 186H215V192L213 191H204V192H202L203 190H204V188L202 189V191H201V189H195L196 187H193L192 186V183H191ZM222 181H223V183H222ZM38 182V183H37ZM47 182H48V184H47ZM117 182V181H116ZM153 182V183H152ZM170 182V184L168 185V183ZM187 182V183H186ZM199 182V183H198ZM242 184V185H240V183ZM12 183V184H11ZM29 183H32V184H30V187L32 186L33 187V189L32 188H30L29 187ZM52 183V184H51ZM62 183H63V185H62ZM89 183V184H88ZM108 183V182H107ZM111 183H113V181L111 182ZM120 183V184H121ZM185 183H186V185H187V187H189V184H191V186L190 187H193V188H191V189H189V190H187L186 192H185V190L186 189H184L185 188ZM217 183H215V185L217 184ZM11 184V185H10ZM57 184H59V186H58V188L60 187H62V189H63V187H64V190L62 191V189L60 190V188L58 189L57 188V190H56V187H57ZM100 184V185H99ZM150 184L152 185V188L150 187ZM160 184H162L163 186L161 187V185ZM175 184H176V186H175ZM184 184V186H182ZM250 184V185H249ZM8 185H10V186H8ZM17 186V188L20 190V191H22V192H26L27 193V191H28V189H27V187L28 188H30V189H32L34 192H33V194H35L36 196H35V198H34V204L33 203H30V202H33V200L31 201V199H30V202H28L29 200H27V201H24V203H23V201H21V199L23 200V197H21V196H24V193H22L23 195H21V193H20V191L19 192H17V189L15 188L16 186ZM25 185V186H24ZM43 186V187H41V186ZM51 185V186H50ZM65 185H67V186H65ZM101 185H103V190H102V188H101ZM126 185V186H125ZM154 185H156L155 187H153ZM206 185V186H207ZM210 185L212 186V187H210ZM225 185L223 186V190H222V192L224 191V189L225 190H227V189H229L230 188V185H228V186H226L225 187ZM13 186H15V187H13ZM48 186H49V188H48ZM53 186V187H52ZM100 186V187H99ZM182 188H181V187ZM196 186V185H195ZM205 186V187H206ZM253 186V185H252ZM262 186H264V185H262ZM11 187H12V190H11ZM26 187V188H25ZM36 187V188H35ZM107 187V188H106ZM163 187H165V188H163ZM176 187V188H175ZM200 187V186H199ZM198 187V188H199ZM220 187V188H219ZM256 187V186H255ZM7 188V189H6ZM13 188H15V189H13ZM21 188H22V190H21ZM37 188H40L39 190H41V191H39ZM42 188V189H41ZM46 188H48L47 190H49V191H47V190H45ZM51 188H53V190L51 189ZM99 188V189H98ZM139 188V189H138ZM167 188V189H166ZM263 188V187H262ZM29 189V190H30ZM54 189H55V192H54ZM95 191H93V190ZM96 189L97 190H100L101 192H99V191H96ZM131 190V192H129L130 190ZM137 189V190H136ZM140 189H142L141 191H140ZM152 189H156V190H152ZM158 189H160L159 191H157ZM163 189V190H162ZM175 189V190H174ZM188 189V188H187ZM220 189V190H219ZM258 189V190H257ZM14 190L16 191V193H17V196H15L16 195V193L14 192ZM27 190V191H26ZM51 190V191H50ZM136 191V193H135V191ZM165 190V191H164ZM172 190V191H171ZM173 190L175 191V192H173ZM181 190V191H180ZM184 192H183V191ZM191 190V191H190ZM192 190H194V192H192ZM196 190V191H195ZM245 190V191H244ZM253 190H254V192H253ZM256 190H257V192L258 191H260L262 194H260V196L259 197H261V198H257L256 199V196H257V193H256ZM14 192V194H12L13 192ZM39 191V192H38ZM58 191H59V193H58ZM87 193H86V192ZM149 191H151L152 193H149ZM154 191V192H153ZM168 191L170 192V193H168ZM237 191V192H238ZM11 192V193H10ZM38 192V193H37ZM53 192V193H52ZM60 192H63L64 193V195H65V192H66V194H68L67 195V197H66V195L64 196L65 197V199H67V200H65L64 198H62V197H60V198H62V199H64V201H68L69 199L71 200V201H69V203L68 202H66L65 204L66 205H63L62 206V202L63 201H61V203H58L59 201H60V198L58 197V195H60L61 193ZM97 192V193H96ZM137 192H140V193H137ZM149 193L148 194V196L147 195H145L146 193ZM156 192V193H155ZM171 192H173V193H171ZM178 192V193H177ZM200 192H202V193H200ZM205 192H206V195H205ZM219 192H220V194H219ZM245 192V194H246V192H247V195L249 196V197H251V198H254L253 200H255V201H252L251 200V198L250 199H248V196L247 195H245V194H242V193H244ZM31 193H32V191L31 192H28L27 194H29V196H31ZM46 193V194H45ZM58 193V194H57ZM62 193V194H63ZM69 193L71 194V195H69ZM103 193V194H102ZM110 194V196L111 197H109L108 195ZM135 193V194H134ZM145 193V194H144ZM157 193H162V194H160V195H163V196H159L160 198H158V197H156V196H158L159 194H157ZM204 193V194H203ZM256 195H255V194ZM2 194L4 195V196H2ZM11 194V195H10ZM43 196H42V195ZM54 194V195H53ZM55 194H57V195H55ZM96 194V195H95ZM109 197H107L106 195ZM119 194V195H118ZM120 194L121 193H117V195L118 196H120ZM131 194V195H130ZM140 194V195H139ZM200 194V195H199ZM202 194V195H201ZM254 194V195H253ZM13 195H14V197H13ZM19 195H21L20 197L21 198H19ZM26 195V194H25ZM39 195V196H38ZM95 197H94V196ZM104 195H105V197L106 198H108L109 200H111L110 202H111V205H109L108 206V204L110 203L109 202V200L108 199H106L107 201H108V204H107V202H106V200H104ZM114 195V196H115ZM156 195V196H155ZM169 195V196H168ZM262 195V196H261ZM45 196V197H44ZM55 196H57V198H59V201H57V198H55ZM79 196V197H78ZM99 196V197H98ZM139 196H144V197H146L147 199H145V201L143 200L144 199V197H143V199H140L139 198ZM165 196H166V198H165ZM192 196H193V198H195L194 200H193V198H192ZM220 196V197H219ZM242 196V197H241ZM2 197V198H1ZM25 197H28V195H26ZM38 197V198H37ZM48 197V198H47ZM68 197H69V199H68ZM76 197V198H75ZM77 197H78V199H80V197H81V200H83V201H81L80 203H77V204H80V205H75L76 204V201H74L75 199H77ZM92 199H90V198ZM169 197L170 198H172L171 200L169 199ZM174 197V198H173ZM182 197V198H181ZM185 197H186V199H185ZM215 197V198H214ZM244 197H245V201H244ZM258 197V196H257ZM6 198V199H5ZM31 198H33V196H31ZM42 198V199H41ZM46 198V199H45ZM51 198V199H50ZM55 198V199H54ZM73 198H74V200H73ZM99 198V199H98ZM163 198V199H162ZM181 198V199H180ZM202 198H203V200H202ZM211 198V199H210ZM9 199V200H8ZM14 199V200H13ZM40 200V202H39V200ZM77 199V200H78ZM88 199H89V202H87V203H90V204H95V205H93L94 207L96 206V205H99L100 207H103V208H100L101 209V211H100V209H99V212H98V209L97 210H95V208H93V206H92V208L90 207L91 205H88L89 207L88 208H91V213H90V210H86V209H88V208H86L87 207V205L85 204L86 203V201H88ZM101 199V200H100ZM120 199V198H119ZM152 199H154V201L152 202L151 200ZM241 199H242V201H241ZM247 199V200H246ZM3 200H4V206H6V207H3ZM6 200V201H5ZM8 200V201H7ZM20 200V202L18 203V201ZM36 200H38L37 201V203L35 202ZM41 200H43V203H45L44 205H43V203H42V201ZM73 200V201H72ZM86 200V201H85ZM99 200V203L97 202ZM139 200H141V202H139ZM156 200H158L157 202H156ZM170 200V201H169ZM222 199H220L219 201L220 202H222L221 201ZM256 200H258L257 202H256ZM260 200V201H261ZM14 201H15V203H14ZM52 201H54L55 202V204H51V202ZM56 201H57V203L58 204H61V207L58 205H56ZM79 201V200H78ZM85 201V202H84ZM90 201H92V202H90ZM96 201V202H95ZM124 201H126L125 202V204H124ZM144 201V202H143ZM161 201H163V203L161 202ZM176 201V200H175ZM180 201V202H179ZM238 201H240L239 203H238ZM249 201V202H248ZM5 202H7V203H9L10 202V204H7V203H5ZM22 202V203H21ZM26 202H28V203H30V204H32V209H33V207L34 206H37L38 208H36V207H34L35 209H33V210H36L35 211V213H33V212H30L29 210H30V208L28 207L29 206V204H27V206L25 205L26 204ZM75 204H74V203ZM82 202H84V203H82ZM102 202V203H101ZM105 202V203H104ZM146 202H147V204H146ZM169 204V203H171V204H169V206L166 204ZM191 202H188V205H189V203L191 204ZM224 202V201H223ZM263 203H264V201H262ZM261 202V203H262ZM39 203V204H38ZM49 204V205H51V207H52V209L51 210H49V211H52V213L50 212V214L52 215V217H49V215H46V213H48L49 211H47V210H45V208H47V209H49V208H51V207H49L48 205H46V204ZM154 203H155V205H154ZM174 203V207H175V202H173ZM183 203H185V204H183ZM219 203V202H218ZM258 203H260V202H258ZM12 204V205H11ZM14 204V205H13ZM18 204H19V206H18ZM23 204V205H22ZM73 204V205H72ZM86 206H84V205ZM102 204V205H101ZM105 204H107V205H105ZM112 204H114V205H112ZM124 204V205H123ZM138 204H140V205H138ZM183 204V205H182ZM222 204V203H221ZM237 204V205H236ZM9 207H8V206ZM24 205H25V207L28 209V212H29V214H30V216H32V217H30L31 219L30 220H28L29 219V217H28V212H27V209L26 208H24ZM39 205V206H38ZM40 205H42V208L40 207ZM56 205V206H55ZM68 205V206H67ZM75 205V207L77 208L78 207V210H75L76 208H74L73 206ZM83 205V206H82ZM144 205H147V207L145 206V210L147 209V210H149V211H144V214H145V212L147 213L146 215H141V214H143L142 212V210H144V209H141L142 207H144ZM196 205H198V206H196ZM217 205V204H216ZM15 206V207H14ZM21 206H22V208H21ZM47 206V207H46ZM65 206V208H63ZM72 208H71V207ZM98 206V207H99ZM141 206V207H140ZM190 206V205H189ZM218 206H220V203H219V205ZM1 207H3L2 209H5V213H4V210H2L1 209ZM43 207H44V211H43V213H42V209H43ZM57 207L60 209L61 208V210L63 211V209H65L66 210V208L68 209V213H67V215L64 217V215L63 214H60V213H62V211H60L59 209V211L57 210ZM69 207V208H68ZM83 207V208H82ZM160 208V210H161V213L159 212L158 214L161 216V219L163 218L162 216H166V214H168L167 212H169V214H171L170 213V211H172V210H170V209H168L167 211H166V209L164 210L163 208ZM18 208V209H17ZM21 208V209H20ZM40 208V209H39ZM54 208V209H53ZM74 208V209H73ZM80 208H81V210H80ZM117 209V211H115L114 209ZM139 208L141 209V214H140V212L138 211L139 210ZM179 208V209H180ZM9 209V210H8ZM20 209V210H19ZM23 209H24V211H23ZM72 209V210H71ZM87 211V212H89V213H87L85 210ZM107 210V211H105V210ZM175 209H177V208H175ZM178 209V210H179ZM192 209V208H191ZM190 209V210H191ZM25 210H26V216L28 217V219H27V217H24L23 218V216H25V214H24V212H25ZM39 212H38V211ZM73 210H74V212H77V214H78V216H76V214H74L73 213ZM110 210L112 211V212H110ZM115 212H114V211ZM154 210V209H153ZM163 210V211H162ZM170 210V211H169ZM20 211H22V213H23V215H22V213L20 214ZM32 211V210H31ZM46 211V212H45ZM57 211V212H56ZM194 211V212H195ZM3 212V213H2ZM12 212H14V213H12ZM56 212V213H55ZM59 212V214L60 215H63L62 216V220H65V219H71V217H72V219L71 220H74L75 218V220H74V222L76 223V224H74L75 225V228H77V229H75L74 227H72L71 225V221H70V219H69V221H67V220H65V221H60V219L59 218H57V217H60L61 218V216L59 215V216H57V213ZM66 212V211H65ZM92 212L94 213V216L92 215ZM156 212V211H155ZM188 212V211H187ZM31 213H32V215H31ZM41 213V214H40ZM54 213L56 214V216L54 215ZM73 215H72V214ZM96 213H98V214H101V216H100V220L99 219H95L97 216H95L96 215ZM175 213H176V211H175ZM178 213V212H177ZM182 213V214H183ZM189 213H192L191 211L189 212ZM15 214V215H14ZM45 216H47V217H44V219L46 218V219H48L49 220V222L48 221H46L45 220V222H47L46 224L42 221V219H43V215ZM90 216H89V215ZM165 214V215H164ZM182 214H179L178 216L180 217V216H182ZM183 214V215H184ZM196 214H197V212H196ZM196 214H194V215H196ZM22 215V216H21ZM50 215V216H51ZM154 215V219L152 218V217H150V218H152L154 221L155 220H157V219H155V213L153 214ZM173 215V214H172ZM177 215V214H176ZM175 215V216H176ZM4 216V217H3ZM8 216V217H7ZM10 216H12V217H10ZM17 216V217H16ZM39 216V217H38ZM73 216L75 217L74 219H73ZM81 216V217H80ZM89 217V220L90 219H93L94 217V219L92 220V221H96V220H99L100 222H98V224H97V227H94L95 225L93 224V222H92V224L94 225V226H89V224L90 225H92L91 224V222L87 219L88 217ZM140 216H141V218H140ZM160 216H158L157 215V217H159V219H160ZM168 216V215H167ZM166 216V217H167ZM196 216H200V215H196ZM195 216V217H196ZM14 217L16 218V220H18V219H20V220H18L20 223H18V221L15 223L13 220H15L14 219ZM19 217V218H18ZM21 217H22V219H21ZM38 217V218H37ZM41 217V218H40ZM54 217V218H53ZM55 217L57 218V223H56V221H53V219L54 220H56L55 219ZM63 217L65 218V219H63ZM66 217H68V218H66ZM78 217H80V218H78ZM83 217H85V218H83ZM166 217H164V218H166ZM173 217V216H172ZM220 217V216H219ZM218 217V218H219ZM13 218V219H12ZM41 220H40V219ZM50 218H51V221H50ZM82 218V220H83V222H85V224L84 223H82V220H80ZM98 218V217H97ZM163 218V219H164ZM171 218V217H170ZM174 218V217H173ZM178 218V217H177ZM185 218V219H186ZM197 218H200V217H197ZM9 219V220H8ZM37 219H39V222H41V224L39 223V222H36V220ZM43 219V220H44ZM86 221H85V220ZM148 219V218H147ZM159 219H158V221H156L157 223L159 222ZM162 219V220H163ZM167 219V221L170 223V221H171V223H172V220H170L169 219V217H167L166 218ZM165 219V220H166ZM169 219V220H168ZM172 219V218H171ZM181 219H182V217H181ZM181 219H179V220H181ZM8 222H7V221ZM11 220V221H10ZM15 220V221H16ZM31 220H33L32 222H31ZM78 220V221H77ZM81 222H80V221ZM103 220V221H102ZM104 220L106 221L105 223H104ZM152 220V221H153ZM161 220V221H162ZM178 220V221H179ZM206 220V221H205ZM10 221V222H9ZM12 221H13V223H15V224H13L12 223ZM38 221V220H37ZM89 221V222H88ZM144 221V222H145ZM160 221V222H161ZM164 221V220H163ZM181 221H184V220H181ZM212 221H214L213 219H212ZM211 221V222H212ZM31 222V223H30ZM34 222H36V223H39V225L38 226H36V228H37V231L35 230L36 228H35V225H37V224H34ZM52 222H54V224L56 223V229H55V226L53 225V224H51ZM58 222H59V224H58ZM64 222H66V223H64ZM73 221H72V223H74ZM79 222V223H78ZM97 222V221H96ZM101 222H103V223H101ZM107 222H108V224H109V226H108V224H107ZM140 222V223H139ZM188 222H189V225H188ZM9 223V224H8ZM10 223H12V224H10ZM18 223V224H17ZM86 223L88 224V226L86 225ZM101 223V224H100ZM139 223V224H138ZM141 223L142 224H144V226L142 225L141 226ZM156 223V225H158ZM163 223H165V222H162V227H163ZM17 224V225H16ZM43 224V225H42ZM66 224V225H65ZM69 224H71V225H69ZM84 224V227H86V229H84L83 228V226H81V225H83ZM103 224H105L104 226H102ZM112 224V225H111ZM166 224H168L167 222H166ZM181 224V223H180ZM198 224H200V225H198ZM11 225V226H10ZM13 225H15L16 227H13ZM34 225V226H33ZM44 225H46L45 227H44ZM49 225H52V226H54V227H51L50 229H49ZM57 225L59 226L60 225V227L63 225V226H65V227H63L62 226V228H65L64 230L62 229V228H58L57 227ZM77 225H80V227L81 228H79V226H77ZM86 225V226H85ZM98 225H100V227H98ZM107 225V226H106ZM111 225V226H110ZM140 225V226H139ZM160 225V224H159ZM160 225V226H161ZM169 225V224H168ZM178 225V224H177ZM188 227H187V226ZM195 225V226H194ZM6 226V227H5ZM10 226V227H9ZM48 226V227H47ZM68 226H69V228H68ZM106 226V227H105ZM165 226V225H164ZM191 226H194V228L193 227H191ZM200 226H201V228H200ZM7 229H5V228ZM46 227H47V230H46ZM67 227V228H66ZM88 227V228H87ZM89 227H90V229H89ZM93 227L94 228H96V230L95 229H93ZM104 227V228H103ZM110 227V228H109ZM122 227H124V228H122ZM137 227V228H136ZM167 226H165V228H166ZM173 226H171V228H172ZM10 228V229H9ZM12 228V229H11ZM33 228H34V232L36 231V232H38L37 234L35 233L34 234V232L33 233H31L32 231H33ZM38 228H42V229H38ZM43 228H45V229H43ZM53 228L55 229V230H57V228H58V231H54L53 230ZM70 228H72L71 230H73V229H75L74 231H72L73 233H71V231H70ZM92 228V229H91ZM99 228V229H98ZM107 228H109V229H107ZM112 228V229H111ZM169 228V227H168ZM171 228L169 229L170 230V233H171ZM177 228H178V226H177ZM199 228H200V230H199ZM49 229V230H48ZM62 229V230H61ZM82 231H81V230ZM89 229V230H88ZM107 229V230H106ZM123 229H125L124 231H123ZM158 229H160L159 227H158ZM162 229V233H167V236L169 237V236H171V238H174V237H172V235H170V233H169V231H163V229L164 228H161ZM188 229H190L191 230V232H190V237H186V235L184 236V233L183 232H185V231H183V230H188ZM28 230V231H27ZM41 230V231H40ZM45 230H46V232H45ZM60 230H61V232H60ZM84 230V231H83ZM88 230V231H87ZM108 230L109 231H111V233H112V235L110 234V232H108ZM113 230V231H112ZM165 230V229H164ZM194 230V231H193ZM200 232H199V231ZM25 231H26V233L30 236V237H32V238H30L29 236H27V235H25ZM31 231V232H30ZM65 231H68V233L67 232H65ZM93 231V232H92ZM95 231V232H94ZM104 231V232H103ZM139 231V232H138ZM157 231V230H156ZM189 231V230H188ZM196 231H197V233H196ZM204 231V230H203ZM39 232H40V234H39ZM44 232V233H43ZM49 232H51L52 234H50ZM55 232H57V233H55ZM65 233V236H64V234H62V233ZM70 232V233H69ZM83 232H85L84 234H83ZM88 232V236L86 235V233ZM100 232H103L102 234L103 235H99V233ZM107 232V233H106ZM119 232V233H118ZM187 232V231H186ZM185 232V234H187ZM193 232V233H192ZM29 233H31V234H29ZM41 233L44 235L43 236V238H45L46 240H48V241H46L45 239L43 240V238H42V235H41ZM79 233H82L85 237H87V238H85L83 235H80ZM106 233V234H105ZM111 235H109V234ZM157 233H159V231L157 232ZM157 233H156V235H157ZM180 233H182L183 234V236H181V234ZM189 233V232H188ZM200 233H201V235H200ZM67 234H69V235H67ZM76 234V235H75ZM78 234L80 235V237L83 239V237H84V239H86V240H84V242L82 241V243H80L79 244V242L78 243H76L77 242V240L76 239H73L74 238V235L76 236L75 238H77L78 237ZM95 234H98L97 236V238H96V236L94 235V237L92 238V236ZM105 234V235H104ZM107 234L109 235L108 237H107ZM137 234H138V236H137ZM161 234V233H160ZM169 234V235H168ZM193 234V235H192ZM200 235V237H198L197 235ZM204 234V233H203ZM35 236V235H37V236H39V235H41L40 237H37L38 239L39 238H41L42 239V241H43V244H42V241H40V239L38 240H36L35 241V239H36V236L33 238V236ZM73 235V237H71ZM165 235V234H164ZM8 236V237H7ZM26 236V240H27V242H26V240H25V237ZM45 236H47L48 237V239H47V237H45ZM52 238H51V237ZM58 236V238L56 239L55 237H57ZM62 238H61V237ZM83 236V237H82ZM124 236V237H123ZM167 236H163V239H165ZM180 236H181V238H180ZM187 236H188V234H187ZM194 236V237H193ZM209 236V237H208ZM10 237V238H9ZM59 237L61 238V239H63L62 240V242H60V243H62V244H60L59 243V241H61L60 239H59ZM90 237H91V239H90ZM110 237H111V239H110ZM112 237H113V239H112ZM121 237H123V239H125V240H127V241H122V238ZM126 237H127V239H126ZM158 237V236H157ZM161 237V236H160ZM165 237V238H164ZM182 237H184L185 239L183 240V238ZM70 238V239H69ZM79 238V237H78ZM80 238V239H81ZM106 238V239H105ZM137 238V239H136ZM197 238H198V241H199V239H200V241H199V243L197 242ZM7 240V242H6V240ZM24 239V240H23ZM33 239V240H32ZM51 239H53V240H51ZM59 239V240H58ZM88 239V240H87ZM93 239V240H92ZM130 239V240H129ZM131 239H132V241H131ZM143 239H144V237H143ZM161 239V241H164L162 238H160ZM159 239V240H160ZM182 239V240H181ZM31 240H32V242H33V245L31 244ZM50 240V241H49ZM66 240V241H65ZM69 240V241H68ZM76 240V241H75ZM98 240H99V244H97V242H98ZM158 239H157V241H159ZM166 240V239H165ZM177 240V241H176ZM10 241V242H9ZM11 241L12 242H14L13 244L11 243ZM40 241V242H39ZM47 242V245H46V243L45 242ZM58 241V242H57ZM79 241H81V240H79ZM87 241H88V244H87ZM91 241V242H90ZM95 241V242H94ZM103 242V245L101 246L100 245V242ZM107 241V242H106ZM109 241V242H108ZM111 241H113V244L112 245H110L112 242ZM116 241V242H115ZM181 241H185V243L184 242H182V244L180 243ZM193 241V242H192ZM25 242V243H24ZM35 242H37V243H35ZM38 242L39 243H41L40 245L41 246H39L38 245ZM66 242V243H65ZM70 242V243H69ZM71 242H73V244L75 243L76 245L78 244V246L80 245V247H81V249H80V247H78V249L77 248H75V246H74V248H73V250L72 249H70L71 248V245H72V243ZM101 242V243H102ZM141 242H143V243H141ZM160 242V241H159ZM5 243V244H4ZM9 243V244H8ZM16 243V244H15ZM29 245H28V244ZM35 243V244H34ZM45 243V244H44ZM50 243V246H51V243H57V244H55L56 246H54V244H52V248H50V246H48V244ZM59 243V244H58ZM68 243V244H67ZM104 243H105V245H104ZM110 243V244H109ZM141 243V244H140ZM166 243V244H165ZM190 243H193V244H190ZM197 243V244H196ZM17 244H19V245H17ZM37 244V245H36ZM87 244V245H86ZM110 246H109V245ZM132 244V245H131ZM146 244V243H145ZM160 244V243H159ZM180 244V245H179ZM6 245H8L7 247H9V249H7V247H6ZM10 245V246H9ZM25 245V246H24ZM28 245V247H26ZM32 245V247H30ZM35 245V246H34ZM43 245V246H42ZM61 245V246H60ZM69 245H70V247H69ZM123 245H125L124 247H123ZM129 245H131V246H129ZM150 246H151V243L149 244ZM194 245V246H193ZM196 245V246H195ZM4 246V247H3ZM23 246V247H22ZM34 246V247H33ZM95 246H99V247H95ZM103 246H104V248H103ZM111 246H113V247H111ZM149 246V247H150ZM159 246V245H158ZM191 246H193V247H191ZM12 247H14V251H15V255H17L18 254V257L16 256L15 257V255H14V252H13V249H10V248H12ZM19 247V248H18ZM44 247H45V249H44ZM56 249H55V248ZM60 247H61V249H60ZM102 247V248H101ZM110 247V248H109ZM123 247V248H122ZM148 247V248H149ZM153 247H155V246H153ZM156 247H157V245H156ZM160 247V246H159ZM5 248V250H3ZM18 250H16V249ZM25 248V251L23 250ZM28 248L30 249V250H28ZM49 249V253L48 252H46L45 253V251L44 250H47V249ZM66 250H65V249ZM100 248L101 249H103V251H104V249L105 250H108V252H103V251H101L100 250ZM107 248V249H106ZM111 250V251H109V249ZM190 248H191V251H190ZM28 251H27V250ZM51 249V250H50ZM75 249H76V251H75ZM85 249L87 250V251H85ZM112 249L113 250H115V251H112ZM143 249H145V250H147V252H145V254L147 255V256H149V257H151L152 258V256H154L153 257V260L152 259H141V255H142V253L141 252H143ZM154 249V248H153ZM37 250V251H36ZM54 250V251H53ZM61 251L60 253H59V251ZM79 252H78V251ZM118 250H119V253H120V255H119V253L117 254V253H115L116 251L118 252ZM152 250V249H151ZM170 250H171V252H170ZM10 251V252H9ZM34 251V252H33ZM64 251V252H63ZM158 251V252H157ZM160 251V252H159ZM18 252V253H17ZM25 252H27V254L25 253ZM29 252V253H28ZM37 252V253H36ZM67 252V253H66ZM70 252H71V254H70ZM76 252V253H75ZM161 252H163V253H161ZM10 253V254H9ZM25 253V254H24ZM35 253V254H34ZM42 253V254H41ZM58 253H59V256H58ZM63 253V254H62ZM69 253V254H68ZM112 253V254H111ZM123 254V256H122V254ZM3 254H4V256L5 257H7V258H5L4 256H3ZM7 254V255H6ZM12 254L14 255V258H12L13 256H12ZM33 254V255H32ZM53 254H54V256L56 255V257H55V260H52L51 258H49L50 256L53 258ZM79 254H80V256H79ZM86 254V256H84ZM111 254V255H110ZM113 254H114V256L115 257H112L113 256ZM161 254H162V256H164V258H162V256H161ZM170 254V255H169ZM186 254V255H185ZM26 255V256H25ZM36 255V256H35ZM39 255V256H38ZM43 255V256H42ZM68 255V256H67ZM109 255H110V257H109ZM145 255V256H146ZM42 256V257H41ZM61 256H63V257H61ZM65 256H67V257H65ZM72 256V257H71ZM79 256V257H78ZM103 256V257H102ZM121 256V258H119ZM143 256H144V254H143ZM142 257V258H146V257ZM186 256V257H185ZM2 257H4L3 259H4V261H3V259L1 260V258ZM24 257V258H23ZM84 257H86V258H84ZM112 257V258H111ZM118 257V258H117ZM148 257V258H149ZM185 257V258H184ZM15 258H16V260H15ZM40 258V259H39ZM103 258V259H102ZM115 258H116V260H115ZM124 258V259H123ZM155 258V259H154ZM166 258V259H165ZM14 259V260H13ZM43 260L44 261V263H43V261H40V260ZM46 259V260H45ZM51 259V260H50ZM54 259V258H53ZM67 259V260H66ZM82 259V260H81ZM157 259V260H156ZM160 259V260H159ZM5 260H7V261H5ZM12 262H11V261ZM28 260V261H27ZM32 260V261H31ZM47 260H49V261H47ZM115 260V261H114ZM122 260V261H121ZM146 260H147V262H146ZM149 260V261H148ZM181 260V261H180ZM17 261V262H16ZM37 261H38V263H37ZM62 261H63V263H62ZM75 261H77V262H75ZM114 261V262H113ZM118 261V262H117ZM161 261V262H160ZM42 262V263H41ZM53 262V263H52ZM55 262V263H54ZM106 262H105V264H106ZM142 262V263H141ZM174 262V263H173Z\"/></svg>", "mask_w": 264, "mask_h": 264}, {"label": "bare ground", "instance_id": "6f19581e", "mask_svg": "<svg viewBox=\"0 0 264 264\" xmlns=\"http://www.w3.org/2000/svg\"><path fill=\"white\" fill-rule=\"evenodd\" d=\"M8 1H9V0H8ZM45 1H46V0H45ZM52 1H55V0H52ZM76 1H77V3L79 4L78 0H76ZM80 1H81V0H80ZM88 1H89V0H88ZM90 1H91V0H90ZM120 1H121V0H120ZM129 1H130V2L132 1V2H133L134 0H129ZM141 1H142V0H140V2H141ZM143 1H144V3L141 2V4H139L140 7H141V5L145 4L146 2H147L146 4H149L150 6H152L153 4H150V3H152V2L154 3L155 0H154V1H153V0L151 1V0H150L151 2L148 0L150 3H149L147 0H143ZM157 1L159 2V5H160V1H161V0H157ZM171 1H173V3H172ZM176 1H178V3H177ZM180 1H181V4H182V0H180ZM194 1H195V0H194ZM196 1L198 2V5H199L200 7H197V6L195 7V6H194V5H196L197 2H196V3L194 2V3H193L194 5L192 4V6H190L191 4L189 3L188 0H187V1L183 0V2H186V3H187L186 8H184V7H181L183 4L180 5L179 0H169V1L167 0V2L169 3L167 8H168L169 10L172 8V6H174V4H176V6H175L176 12L174 13L176 16H173L174 18H173V17H170V16L173 15L172 12L175 10L174 8H172V9H174V10L171 9V11H170V12L172 13V15L167 14V13H169V11H168V9H167V12H166V10H165V13H164V12H163V13H164V15H166V16L169 15L170 19H172V20H167V19H168V18H167V19H164L165 21L163 20V17H165V16H163V14L159 13L158 7L156 6V4L154 5V6H155V7H154V8H155L154 10H156V7H157V10H158V11H155L154 13L158 12V17H159V18H162V19H160V20H163V22H164V23H162L161 21H157V23L159 24V22H161V23H162L161 27L163 26V27H162L163 30H165V31L168 30V31H167L168 33L171 32V33L169 34V36L171 37L170 39H169V37H168L167 39H166V37H164V38L161 37L164 41H166V42H167L168 40L170 41L171 39L174 38V36L176 37V39H178L179 36L181 35L180 40H179L180 43L184 42V44H185L186 46H189L188 48H191V49H192V48H196L195 45H194V44H196L195 41H197V44H198L199 42L202 43V41H201V40H202V36H201L200 34H202L203 32L205 33L207 30H204L203 28L208 27V28H211V32L208 30V32H206L205 34L208 35V34L212 33V36H211V34H210V35H208L209 37H206L207 39H206V41H205V44H206V43H207V44H206V46H204V47H206V48H205V51L208 49L209 53L211 54V52H213V54H211V55H214L215 57H216L217 54H218V56L216 57L218 60H219V59L222 60V55L224 54V53L222 54V52L224 51V52H225V55H224V56H227V55L229 56V55H230L231 58L234 57V56H235L236 58L238 57V58H239L238 64L240 65V63H243L242 59H241V62H240V55H244V57H245V56L250 55V54L253 55L254 52H255L254 54H256V51H257V50H258V52L262 50V49H261V50L259 49V48H260V45H259V44L261 43V41H260L261 39H263V44H264V0H247L245 4H242V1H243V3L245 2L244 0H242V1H240V2H239L238 0H237V2H236V0H235V1L232 0V2H233V1L235 2V3L231 4V6L233 7V9H231L230 7H228V5H230V4H226V5H227V9L230 8V11H231L230 14L227 15V17H226V14L229 13L228 10H225V9H224L223 11L221 10L223 4H222L221 7H220L221 9L218 8L220 5H219L218 7L215 8V9L218 8V11H215V14H214V11H213V10H209L208 7L205 8V9L208 10V11H206V10L203 11L204 7L208 5V4L205 3V4H204L205 6H204V5L201 6V4H202L204 1H203V2H201L202 0H196ZM199 1H200L201 3H200ZM210 1H211V3H209V0H208L209 5H211V8H210V6H209V8L212 9V8L214 7V4L212 5V0H210ZM220 1H222V0H220ZM224 1H225V0H224ZM227 1H228V0H227ZM227 1H225L224 3H226ZM10 2H11V1H10ZM14 2H15V0H14ZM16 2H17V1H16ZM42 2H43V0H42ZM67 2H68V1H67ZM106 2H107V1H106ZM125 2H126V0H125ZM134 2L136 3V1H134ZM205 2H207V0H206ZM213 2H214L215 5L217 6V1L215 2V0H214ZM218 2H219V1H218ZM238 2H239V3H238ZM8 3H9V2H8ZM19 3H20V4H23V2H22V3H21V2H17V5H20ZM32 3H34V2H32ZM36 3H37V2H36ZM36 3H35V7H36ZM39 3H40V2H38V4H39ZM69 3H70V1H69ZM71 3H72L73 5H75V4L73 3V1H72ZM86 3H88V2H86ZM90 3H91V2H90ZM122 3L124 4V0H122ZM163 3L166 4V2H163ZM170 3H171V4H170ZM188 3H189V4H188ZM222 3H223V2H222ZM229 3H230V2H229ZM13 4H14V3H13ZM25 4L28 5L27 2H26ZM41 4H42V3H41ZM41 4H40V5H41ZM46 4H47V3H46ZM55 4H57V3H55ZM55 4H54V5H55ZM107 4H108V3H107ZM107 4L104 3L105 6H107ZM116 4H118V3H115L114 6H115ZM127 4H128V3H127ZM146 4H145V5H146ZM157 4H158V3H157ZM161 4H162V3H161ZM172 4H173V5H172ZM177 4H179V5H177ZM218 4H220V2H219ZM234 4H235V5H234ZM4 5H5V4H4ZM4 5H3V6H4ZM26 5H25L24 7H20V8H25ZM40 5H39V6H40ZM42 5L45 6V5H44V2H43ZM58 5H59V4H58ZM64 5H65V4H64ZM85 5H86V4H85ZM109 5L111 6L112 4H111V3L108 4L107 7H109ZM136 5H138V3H136ZM159 5H158V6H159ZM170 5H172V6H170ZM184 5H185V3H184ZM0 6H1V5H0ZM10 6H11V5H10ZM13 6H14V5H13ZM15 6H16V4H15ZM31 6H32V5H31ZM31 6H30V4H29V7H27V8H28V9H32L33 7H31ZM71 6H72V5H71ZM79 6H80V4H79ZM117 6H119V5H117ZM117 6L114 7V8H115V9H114L115 11H117V9H119ZM162 6H163V5H162ZM164 6H165V5H164ZM177 6H180V7H179L180 9H179ZM189 6L192 7V8L195 7V8L198 9V11L196 12L197 15L199 14L198 16H201V13H200V12H203L204 17H205L206 14L208 15L209 11H213V12H211V14H209V17H208V18H207V17L204 18V17L202 16V17H203V21L205 20L206 22H205V21H204V22L207 23V24H208V21H207V20H209V23H210V22H211V19H210V18H212V17H213V18H212V21H214L215 19H217L216 21H214L215 23L219 20L216 24H215L214 22H211V23H212V24L210 23L211 26H214V27H215V25H217L218 28H219V25H222V24H220V23H223L224 21H225L224 23H226V22H228V23L231 22V23L228 24V28H227V23H226L225 25H223V26H220L219 29L221 30V27H223V28H222V29L224 30L223 32H222V30H221V32H220V31H217V30H219V29L217 28V26H216L215 28L213 27V29H216V28H217L215 31L212 30V27L209 26V25L206 26L207 24L204 25L203 21H202V23H201L203 26H202V25H201V26H198V25L200 24V22H199V24L197 25V19H195V17H196L197 15H195V17H194V16H192V15L190 14V13L193 12V11H191L192 9H191ZM212 6H213V7H212ZM45 7H46V6H45ZM45 7H44V9L46 10ZM66 7H67V6H66ZM88 7H89V6H88ZM93 7L96 8L95 4H94ZM123 7H124V6H123ZM129 7H130V6H128L127 8L129 9ZM136 7H137V6H136ZM142 7H143V6H142ZM146 7H147V6H145V8H146ZM202 7H203V9L200 11V9H201ZM2 8H3V7H2ZM2 8H1V9H2ZM9 8H13V7L11 6V7H9ZM16 8H18V7L16 6ZM37 8H38V7H37ZM37 8H35V9H37ZM42 8H43V7H42ZM62 8H63V7H62ZM69 8H70V7H69ZM77 8H78V7H77ZM79 8H80V7H79ZM90 8H91V5H90ZM98 8H99V7H98ZM116 8H117V9H116ZM137 8H138V7H137ZM147 8H148V7H147ZM149 8H150V7H149ZM177 8H178V9H177ZM188 8H190L191 10H190V9L187 10ZM195 8L193 9V10H194L193 15L195 14ZM199 8H200V9H199ZM224 8H225V6H224ZM1 9H0V11H1ZM25 9H26V8H25ZM38 9L41 10V8H38ZM44 9H43V10H44ZM72 9H74V8H72ZM102 9H105V10H106V8H104V7L102 8V7H101V10H100V8H99V9L96 8V11H98L99 14H104V13H105L106 16H109V15H110V17H108V19H107V17H105V15H103L102 17H101V16H98L99 14H97V12L94 11V9H93V11H92L91 14H92V15L97 14L98 17L95 16L97 19H96L95 17H92V20L95 19V20H97V21L99 22V20H100L101 18H103V22H102L101 24H104V22L107 23V22L109 21V22H108V23H109V24H108V27H109V26H110V22H111V21H110V20H111V14L108 15V13L110 12V11H109L110 8L107 9V10L109 11L108 13H107V10H106V12H104L105 10H103V12H104V13H103V12H102ZM135 9H136V8H135ZM185 9H186V10H185ZM215 9H214V10H215ZM14 10H15V8H14ZM16 10H17V9H16ZM19 10L21 11V13H20ZM19 10H18V11H19L18 14H22L23 10H21V9H19ZM43 10H42V12H43ZM48 10H49V8H48L46 11H48ZM58 10H59V9H58ZM58 10H57V11H58ZM66 10H67V8H66ZM130 10L133 12L134 9L132 10V9L130 8L129 11H130ZM140 10H142V9H140ZM162 10H163V9H162ZM177 10H179V11L177 12ZM184 10H185V13H184ZM219 10H220V11H219ZM9 11H10V10H9ZM28 11H29V10H28ZM59 11H60V10H59ZM69 11H71V10H69ZM72 11H73V10H72ZM72 11H71V12H72ZM111 11L113 12V10H111ZM182 11H183V12H182ZM187 11H188V13H187ZM189 11H191V12H189ZM199 11H200V12H199ZM224 11H225V13H224ZM226 11H227V12H226ZM2 12H3V11H2ZM7 12H8V11H7ZM26 12H27V11L24 12L25 15H26ZM49 12H51V10H50ZM83 12H85V11H83ZM112 12H111V13H112ZM119 12H120V10L117 11L118 16H120V14H121V13L119 14ZM127 12H128V11H127ZM127 12H126V13H127ZM132 12H130V13H132ZM139 12L142 13L141 11H139ZM148 12H149V11H148ZM161 12H162V11H161ZM204 12H206V14H205ZM216 12H218V13H216ZM232 12H233V13H232ZM8 13H10V12H8ZM47 13H48V12H47ZM47 13H46V14H47ZM52 13H53V12H52ZM85 13H86V12H85ZM93 13H94V14H93ZM106 13H107V14H106ZM114 13H115V12H113L112 15H114ZM151 13H152V12H149L148 14L150 15ZM171 13H170V14H171ZM176 13H178V14H176ZM182 13H183V14H182ZM221 13H224V14H222V17H223V15H224V16L226 17V19H227L229 16H233V17H234V16H237V17H239L240 19H242V20L240 21V22H241V25H243V26L247 29V31H246V29H243V28L241 27V28H242V31H243V30L245 31V32H242V33H246V35H244V34H243V35H242V34L240 35V34H239V39H240V37L242 36L241 38H242L246 43H247V42L249 43V46H247V47H250L251 43L254 42V44L251 45V47H252V46L254 47V51H251V50L248 49L247 47H245V48H247L246 51H245L244 47L242 46V44H244V42L241 44V42H239V40H238L237 38H235L236 35H234V33H232V32H233L232 30H234L233 28H235V26L237 27V23H238V21H239L240 19L234 17L236 20L238 19L237 22H236V20H234V19L232 18L233 21H235L234 23H233V21H231V20H232L231 18H230L231 20H230V19H227V21H226V20H225V17H223V19L221 20L220 17L218 16V14L221 16ZM41 14H42V13H41ZM58 14H63L62 16H66V15H64V14H65L64 12L62 13V11H61V13H58ZM58 14H57V15H58ZM88 14H90V13H88ZM122 14H124V12H123ZM127 14H128V13H127ZM132 14H133V13H132ZM132 14H131V15H132ZM135 14H137V13L135 12ZM203 14H202V15H203ZM213 14H214V15H213ZM231 14H232V15H231ZM234 14H235V15H234ZM14 15H15V13H14ZM14 15H13V16H14ZM25 15H24V16H25ZM27 15H29V14L27 13ZM37 15H38V13H37ZM57 15H56V16H57ZM67 15H68V14H67ZM77 15L82 16V13L80 12V14H79V12H78ZM137 15H138V14H137ZM156 15H157V13H156ZM180 15H181L182 17H181ZM187 15H188V17H189V15H190V17L188 18ZM210 15H212V17H211ZM215 15H216V17H214ZM0 16H1V13H0ZM20 16H21V15H20ZM29 16H30V15H29ZM32 16H33V15H32ZM32 16H31V17H32ZM49 16H50V15H49ZM53 16H54V14H53ZM70 16H71V15H70ZM75 16H76V15H75ZM160 16H161V17H160ZM162 16H163V17H162ZM183 16H184V17H183ZM191 16L194 17V20H195V21L192 19ZM15 17H18L17 13H16V16H15ZM21 17L23 18V16H21ZM26 17H27V16H26ZM31 17H30V18H31ZM34 17H35V16H34ZM58 17H59V16H58ZM68 17H69V16H68ZM82 17H83V16H82ZM89 17H91V16L89 15ZM100 17H101V18H100ZM116 17H117V15H116ZM130 17H131V16H130ZM138 17H139V16H138ZM175 17H178L179 19H178V18H175ZM180 17H181V18H180ZM217 17H218L219 19H218ZM37 18H38V17L36 16V19H37ZM48 18H49V17H48ZM59 18H61V17H59ZM83 18H84V17H83ZM93 18H94V19H93ZM98 18H99V19H98ZM105 18H106L108 21H107ZM109 18H110V20H109ZM123 18H124V17H123ZM127 18L129 19V17H127ZM127 18H126V19H127ZM131 18H133V15H132ZM183 18H184L185 21H184V20H180V19H183ZM186 18H187L188 20H187ZM190 18H191V19H190ZM198 18H199L200 20L202 19V18H200V17H198ZM206 18H207V20H206ZM1 19H4V17H2ZM1 19H0V20H1ZM12 19H15V18H12ZM19 19H21V18H19ZM24 19H25V18H24ZM28 19H29V18H28ZM28 19H27V20H28ZM41 19H42V18H41ZM54 19H57V18H54ZM64 19H65V17H64ZM76 19H78V18L76 17ZM76 19H75V20H76ZM80 19H81V18H80ZM104 19H105V21H104ZM112 19H113V16H112ZM116 19H119V18H116ZM121 19H122V18H121ZM126 19H125V20H126ZM154 19H155V16H154ZM173 19H174V20H173ZM189 19H190V21L193 20L194 23H196V26H197V29L195 28V27H196L195 25H194L195 27L193 26V28H195V29H193L194 31L192 30V33H189V32H191V31H189L188 29H190V27L192 26L193 21L190 23V25H189L190 27L187 25V26H188V29H187V30H185V31L183 30V29L185 28V26H186V25H184L185 22H186V24H187V22L189 23ZM199 19H198V20H199ZM47 20H51V19H47ZM66 20H67V18H66ZM119 20H120V19H119ZM123 20H124V19H123ZM130 20H131V19H130ZM134 20H136V18H135ZM151 20H152V19H151ZM156 20H157V19H156ZM176 20H177L178 22H177ZM179 20H180V21H179ZM186 20H187V21H186ZM220 20H221V22H220ZM228 20H229V21H228ZM24 21H25V20H24ZM71 21H72V20H70V17H69V22H70V24L72 25ZM76 21H77V20H76ZM106 21H107V22H106ZM112 21H113V20H112ZM115 21H116V20H115ZM144 21H145V20H144ZM166 21H167V24H166ZM182 21H184V22H182ZM2 22L5 23L4 21H0V23H2ZM6 22H7V21H6ZM21 22H22V21H20V23H21ZM33 22H34V21H33ZM47 22H48V21H47ZM49 22H50V21H49ZM56 22H58V20H57ZM60 22H62V20L59 21V23H60ZM66 22H67V21H66ZM113 22H114V21H113ZM117 22H118V21H117ZM121 22H122V20H121ZM121 22H119V23H121ZM130 22H131V21H130ZM130 22H129V24H130ZM150 22H151V21H150ZM153 22H154V21H153ZM168 22H169V23H168ZM172 22H173V23H172ZM174 22H176V25L179 24L178 26H180V27L176 26L177 29H179V30H177V29L175 28V26L173 25V24H175ZM179 22H180V23H179ZM181 22L184 23V24H183L184 27L181 25V24H182ZM219 22H220V23H219ZM9 23H11V22L9 21ZM12 23H13V22H12ZM17 23H19L18 20H17ZM81 23H82V22H81ZM94 23H95V22H94ZM99 23H100V22H99ZM142 23H143V22H142ZM151 23H152V22H151ZM170 23H172V25H171ZM213 23H214V24H213ZM218 23H219V24H218ZM232 23L235 24V25H232ZM242 23H243V24H242ZM7 24H8V23H7ZM7 24H6V25H7ZM15 24H16V23H15ZM22 24H23V23H22ZM55 24H56V23H55ZM78 24H79V23H78ZM78 24H76V25H78ZM97 24H98V23H97ZM116 24H117V23H116ZM164 24H165L166 26H165ZM230 24H231L232 26H234V27H232ZM244 24H245V25H244ZM6 25H5V27H6ZM24 25H25V24H24ZM38 25H40V24H38ZM58 25H59V24H58ZM61 25H62V24H61ZM66 25H68V24H66ZM71 25H70V27L72 28ZM83 25H84V24H83ZM105 25H106V24H104V27L107 28V25H106V26H105ZM168 25L170 26L169 28H170L171 30H175V31L173 32V31H171L169 28H167V30H166V27H167ZM229 25H230L231 27H230ZM9 26H11V25H9ZM20 26H21V24H20ZM43 26H44V24H43ZM43 26H40V27L42 28ZM45 26H46V23H45ZM45 26H44V27H45ZM48 26H49V25H48ZM48 26H47V27H48ZM62 26L65 27V25H62ZM74 26H75V25H74ZM79 26H81V25H79ZM187 26H186V27H187ZM204 26H205V27H204ZM12 27H13V26H12ZM15 27H16V25H15ZM17 27H18V26H17ZM21 27H23V26H21ZM25 27H26V26H25ZM25 27H24V28H25ZM27 27H28V26H27ZM47 27H46V28H47ZM82 27H83V26H82ZM82 27H81V28H82ZM92 27H93V26H92ZM98 27H99V26H98ZM111 27H112V25H111ZM116 27H117V26H116ZM116 27H115V28H116ZM122 27H123V26H122ZM138 27H139V26H138ZM164 27H165V28H164ZM173 27H174V28H173ZM224 27H225V28H224ZM229 27H230V28H229ZM1 28H2V27H1ZM33 28H34V27H33ZM46 28H44V30H46ZM48 28H49V27H48ZM59 28H60V27H58V29H59ZM75 28H76V27H75ZM101 28H102V26H100V29H99V30H100L101 33H102L103 30H101ZM106 28H104V32H105V34H106L107 30H108V29H106ZM109 28H110V27H109ZM115 28H114V30H115ZM118 28H119V25H118L117 29H118ZM127 28H128V27H127ZM131 28H132V27H131ZM162 28H161V29H162ZM172 28H173V29H172ZM180 28H182V30H181ZM198 28H199V29H198ZM201 28H202L204 31L200 30ZM237 28H238V27H237ZM237 28H236L235 30H237ZM241 28H240V29H241ZM8 29H9V28H8ZM18 29H19V27H18ZM63 29H64V28H62V29L60 28L59 30L62 31ZM105 29H106V30H105ZM227 29H229V30H227ZM230 29H232V30H231V31H232L231 33H232L234 36H232V34L229 33ZM5 30H6V29H5ZM10 30H11V29H10ZM30 30H32V29H30ZM38 30H41V29H38ZM59 30H58V33H59ZM65 30H67V28H66ZM70 30H71V29H70ZM132 30H133V29H132ZM134 30H135V29H134ZM163 30H160V32H162ZM176 30H177V32H176ZM238 30H239V29H238ZM15 31H17V30H15ZM19 31H21V29L18 30V34L22 33V32L19 33ZM22 31H23V30H22ZM36 31H37V29H36ZM36 31H34V32H36ZM41 31H43V30H41ZM41 31H40V32H41ZM46 31H47V30H46ZM55 31H56V29H55ZM77 31H78V30H77ZM97 31H98V30H97ZM97 31H96V32H97ZM110 31H111V30H110ZM116 31H117V30H116ZM118 31H119V30H118ZM122 31H123V30H121V32H122ZM127 31H128V30H127ZM136 31H137V30H136ZM155 31H156V29H155ZM157 31H159V29H158ZM169 31H170V32H169ZM179 31H182V33L179 32ZM183 31H184V32H183ZM187 31H189L188 34H187ZM196 31H199L200 33H198V32L196 33ZM201 31H202V32H201ZM216 31H217V32H216ZM227 31H228V32H227ZM6 32H7V31H6ZM67 32H68V30H67ZM71 32H72V31H71ZM78 32H79V31H78ZM104 32H103V33H104ZM112 32H113V31H112ZM121 32H120V33H121ZM134 32H135V31H134ZM160 32H159V33H160ZM167 32H166V33H167ZM175 32H176V34H175ZM209 32H210V33H209ZM218 32H220V34H223V35H224V33L227 32V34H226L224 37H227V36L229 35L228 37H229L230 39H228V38H227L228 40H227V39H222V38H224L223 35L215 36L214 34L219 35ZM15 33H17V32H15ZM15 33H12V34H15ZM32 33H33V32H32ZM32 33H31V34H32ZM38 33H39V32H38ZM61 33H64V31H62ZM68 33H70V32H68ZM79 33H80V32H79ZM101 33H100V34H101ZM107 33H108V32H107ZM117 33H118V32H117ZM153 33H154V32H153ZM173 33H174V34H173ZM183 33L185 34V35H184L185 37H186V36H188V37H187V38H184ZM194 33H195V34H194ZM228 33H229V34H228ZM1 34H2V33H1ZM5 34H6V33H5ZM5 34H4V35H5ZM59 34H60V33H59ZM77 34H78V33H77ZM84 34H85V33H84ZM94 34H95V32H94ZM105 34H104V35H105ZM108 34H109V33H108ZM131 34L134 35L133 32H132ZM139 34H140V33H139ZM139 34H138V36H139ZM164 34H165V33H164ZM171 34H173V35H171ZM186 34H187V35H186ZM192 34H193L194 37L191 38L190 36H192ZM230 34H231L232 37H230ZM235 34H237V33L235 32ZM6 35H7V34H6ZM9 35H11V34H10V31H9ZM9 35H8V37H6L5 39H8V38H9ZM15 35H16V34H15ZM32 35H33V34H32ZM38 35H39V34H38ZM43 35H44V34H43ZM43 35H42L41 37H43ZM47 35L49 36V34H47ZM74 35H75V34H74ZM74 35H73V36H74ZM97 35H99V31H98V34H96V36H97ZM110 35H111V33H110ZM120 35L122 36L123 34H120ZM135 35L137 36L136 33H135ZM152 35H153V34H152ZM196 35H197V36H196ZM202 35H203V34H202ZM207 35H206V36H207ZM13 36H14V35H13ZM13 36H10V39H9V40H11V37H12V39H13ZM17 36H19V35H17ZM22 36H23V35H22ZM22 36H21V37H22ZM68 36H69V34H68ZM70 36H71V35H70ZM94 36H95V35H94ZM114 36H115V35H114ZM121 36H120V37H121ZM154 36H155V34H154ZM195 36H196V37H195ZM214 36L217 37V39L220 37V39H218V40H220V41H219L220 43L217 41V39H216V41L213 39ZM221 36H222V38H221ZM0 37H1V35H0ZM54 37H55V36H54ZM62 37H63V36H62ZM71 37H72V36H71ZM81 37H82V36H81ZM81 37H80V38H81ZM92 37H93V35H92ZM99 37H100V36H99ZM101 37H102V36H101ZM108 37H111V36H108ZM117 37H118V36H117ZM117 37H116V38H117ZM142 37H143V36H142ZM142 37H140V40L143 39V41L145 40L146 43H147V41H148V43L153 41V40H152V41H151V40L149 41V39L146 40V38L144 39V37H143V38H142ZM172 37H173V38H172ZM189 37H190V39H189ZM38 38H40V37H38ZM60 38H61V34H60ZM64 38H65V37H64ZM67 38H68V37H67ZM80 38H79V39H80ZM82 38H83V37H82ZM133 38H135V37L133 36ZM136 38H137V40H139V37H136ZM141 38H142V39H141ZM149 38H150V37H149ZM154 38L156 39V37H154ZM183 38H184L185 40H184ZM198 38H200V39L197 40ZM231 38H234V40L231 39ZM1 39H2V38H1ZM5 39H4V40H5ZM21 39H22V38H21ZM41 39H42V38H41ZM48 39H49V38H48ZM57 39H58V38H57ZM72 39H73V38H72ZM76 39H77V38H76ZM100 39H101V38H100ZM105 39H106V36H105ZM112 39H113V38H112ZM122 39H123V37H122ZM122 39H121V40H122ZM130 39H131V38H130ZM162 39H161V40H162ZM176 39H175V40L173 39L174 42H175V41L178 42V40H176ZM186 39H189L188 41H190V43L187 42ZM193 39H195L194 42H192ZM235 39H236L237 41H236ZM258 39H260V40H258ZM14 40H15V39H14ZM22 40H23V39H22ZM63 40H65V39H63ZM70 40H71V39H70ZM80 40H81V39H80ZM92 40H93V38H92ZM103 40H104V38H103ZM113 40H114V39H113ZM115 40H117V39H115ZM123 40H124V39H123ZM140 40L138 41V43H143L142 41L140 42ZM156 40L158 41V39H156ZM156 40H155V42H156ZM163 40H162V41H163ZM183 40H184V41H183ZM211 40H213L214 43H213ZM223 40H224V41H223ZM226 40H227V43H228V44L226 43ZM240 40H241V39H240ZM7 41H8V40H7ZM17 41H18V40H17ZM17 41H16V42H17ZM27 41H28V39H27ZM39 41H42V40H39ZM39 41H38L37 43H39ZM74 41H76V40H74ZM84 41H85V39H84ZM98 41H99V40H98ZM106 41L108 42V39H107ZM124 41H125V40H124ZM132 41H133V40H132ZM134 41L136 42V39H135ZM159 41H160V40H159ZM164 41H163V42H164ZM198 41H199V42H198ZM208 41H209V42H208ZM232 41H234V43H232ZM257 41H258V42L260 41V43H257ZM0 42H1V41H0ZM50 42H51V40H50ZM60 42L63 43L64 41H62V39H60ZM67 42H68V39H67ZM81 42H82V41H81ZM81 42L77 44V45H79L78 48H80V44H83V45L85 44V43H81ZM87 42H88V40H87ZM90 42H91V41H90ZM99 42H101V41H99ZM99 42H98V44H99ZM110 42H112V41H110ZM135 42H134V44L132 43L133 46H135V45L138 44L137 42H136L137 44H135ZM145 42H144V43H145ZM155 42H154V43H155ZM186 42H187V43H186ZM211 42L213 43V45L211 44ZM215 42H216V43H215ZM222 42H223V43H226V44H221ZM229 42H230L231 44H233L235 47H234L233 45H231V44H230L231 46L229 47ZM238 42H239V44H241V46L237 44ZM250 42H251V43H250ZM4 43H5V42H4ZM14 43H15V42H14ZM25 43H26V41H25ZM47 43H48V42H47ZM76 43H77V42H75V44H74L75 46H76ZM96 43H97V42H96ZM118 43H119V42H118ZM120 43H121V42H120ZM122 43H123V42H122ZM146 43H145L146 47L143 46V44H141V45H142V48H143V47L148 48V47H147L148 44H146ZM201 43H200V44H201ZM203 43H204V41H203ZM1 44H3V41H2ZM12 44H13V43H12ZM50 44H52V43H50ZM91 44H92V43H91ZM98 44H97V46H96V45H95V46L98 47ZM105 44H106V46H107V45L109 44V42H108V44L105 42ZM111 44H112V43H111ZM156 44H159V45H160V44H161V41H160V42H156L154 45H156ZM162 44H163V43H162ZM175 44H176V43H175ZM182 44H183V43H182ZM197 44H196V45H197ZM200 44H199V45H200ZM219 44H220L221 47L219 46ZM256 44H258V45L256 46V49H257V50L255 49V46H254V45H256ZM18 45H19V44H17V47L14 46V45H13V46H14V48H15V47L18 48L19 46H24V45H21V44H20L19 46H18ZM52 45H53V44H52ZM54 45H55V44H54ZM54 45H53V46H54ZM56 45H57V44H56ZM66 45H67V44H66ZM85 45L87 46L88 44H85ZM89 45H90V43H89ZM103 45H104V44H102V46H101V44H100V47H103V48H104ZM124 45H125V43H124ZM141 45H139V46H141ZM152 45H153V44H152ZM152 45L149 44L148 46L151 48ZM159 45H158V46H159ZM185 45H184V46H185ZM192 45H193L194 47H193ZM202 45H203V44L200 45L201 47L199 46L200 49L198 48V45H197V49H198V51L201 50V48H202V51H203V52L201 51V53H202V54L205 53V57H206V55H207L208 57L210 56L209 58H210L211 60H210V59H209V60H210V62L212 63L213 60H214V59L212 60L213 56L211 57V55H208V54H207L208 52L206 51V52H207V53H206V52L204 51ZM207 45L211 46V49H212L213 51H211V50H210V47L207 46ZM214 45H216V46H214ZM224 45H225V46H224ZM236 45H237V46H236ZM246 45H247V44H245L244 46H246ZM8 46H9V45H7V47H8ZM13 46H12V48H13ZM31 46H32V45H31ZM64 46H65V45H64ZM86 46H85V47H86ZM91 46H92V45H91ZM106 46H105V47H106ZM116 46H117V45H116ZM131 46H132V45H131ZM158 46H157V47H158ZM178 46H179V43H178L177 47H178ZM182 46H183V45H182ZM222 46L224 47L223 49H222ZM226 46H227V49H229V53H230V51H231L230 54H229L228 52L226 53V51H227L226 48H225ZM238 46H240V47H238ZM0 47H1V46H0ZM9 47H10V46H9ZM61 47H62V45H61ZM71 47H72V46H71ZM81 47L83 48V46H81ZM92 47L94 48V46H92ZM92 47H91V49L93 50ZM100 47H98L97 49H100ZM108 47H110V44H109ZM108 47H106V48H108ZM112 47H114V45H113ZM124 47H125V46H124ZM137 47H138V45H137ZM228 47H229V48H228ZM231 47H232L233 49L236 48V50H233ZM251 47H250V48H251ZM258 47H259V48H258ZM20 48H21V47H20ZM63 48H64V47H63ZM67 48H69V47H65L64 49L67 50ZM73 48H74V47H73ZM78 48H76V50H77ZM103 48H101L100 50L94 49V50H95V53H96L97 51H99L100 54H99V52H97V53H98L100 56H101V55H104V54L106 55L107 52L105 53V52L102 50ZM117 48H118V47H117ZM121 48H123V47H119V49H121ZM130 48H131V47H130ZM159 48H160V47H159ZM178 48H179V47H178ZM185 48H187V47H184V52L186 51ZM188 48H187V51H186L188 54H189V53H193V52L195 53V50H194V49H192V50H194V51H192L191 49H188ZM263 48H264V46H263ZM40 49H41V48H40ZM49 49H50V48H49ZM51 49H52V47H51ZM55 49H56V48H55ZM71 49H72V48H71ZM71 49H68V50L71 51ZM86 49H87V48H86ZM89 49H90V48H88V50H89ZM91 49H90V50H91ZM109 49H111V47H110ZM126 49H127V48H126ZM131 49H132V48H131ZM137 49H138V48H137ZM152 49H153V46H152ZM154 49H156V48L154 47ZM160 49H162V48H160ZM160 49H158V50H160ZM179 49H181V48H179ZM197 49H196V50H197ZM219 49H220V51H222V52H221V56H220V54H219V53H220ZM230 49H232L233 52H232V50H230ZM239 49H241L242 51H240ZM2 50H3V49H2ZM2 50H0V52H1ZM9 50H10V49H9ZM16 50H18V49H16ZM52 50H53V49H52ZM57 50H58V49H57ZM62 50H63V49H62ZM62 50H60L61 53L64 51V50H63V51H62ZM78 50H79V49H78ZM92 50H91V51H92ZM114 50H116V49H113V51H114ZM122 50H123V49H122ZM138 50H139V49H138ZM162 50H163V49H162ZM176 50H177V49H176ZM190 50H191L192 52H191ZM217 50H218L219 53L216 52ZM225 50H226V51H225ZM252 50H253V48H252ZM255 50H256V51H255ZM20 51H21V50H20ZM26 51H27V50H26ZM42 51H43V50H42ZM47 51H48V50H47ZM49 51H50V50H49ZM54 51H55V50H54ZM80 51H81V50H80ZM83 51H84V50H83ZM91 51H90V53H91ZM101 51H103L104 53H103V52L101 53ZM106 51H107V50H106ZM111 51H112V49H111ZM113 51H112L111 53H113ZM116 51H117V50H116ZM123 51H125V53H126V50H125V49H124ZM131 51H132V50H130V52H131ZM144 51H145V50H144ZM154 51H155V50H154ZM160 51H161V50H160ZM164 51H165V50H164ZM172 51H173V50H172ZM177 51H179V50H177ZM180 51H181V50H180ZM180 51H179V53H180L179 56L183 55V53H181ZM236 51H237V52H236ZM243 51H245V53H243ZM248 51H251V53H250V52L248 53ZM3 52H4V51H3ZM16 52H18V51H16ZM27 52H28V51H27ZM44 52H46V51H44ZM50 52H51V51H50ZM76 52H77V51H76ZM119 52H120V51H119ZM121 52H122V51H121ZM142 52H143V51H142ZM146 52L149 53L148 50H147ZM151 52H152V51H151ZM155 52H157L156 54H159L157 50H156ZM155 52H153L152 54H154ZM165 52H167V51H165ZM174 52H175V51H174ZM186 52H185V54H186ZM199 52H200V51H199ZM199 52H198V53H199ZM214 52H216V53H214ZM235 52H236V53L241 52V53H240V54L238 53L237 56H236V55H235ZM252 52H253V53H252ZM32 53H33V52H32ZM32 53H30V54H32ZM47 53H48V52H47ZM52 53H53V51H52ZM59 53H60V52H59ZM61 53H60V54H61ZM66 53H67V52H66ZM81 53H82V51H81ZM90 53H88V54H90ZM109 53H110V51H109L107 54H109ZM111 53H110V55H112ZM123 53H124V52H123ZM139 53H141V52H139ZM139 53H137V54H139ZM160 53L162 54L163 52H160ZM175 53H176V52H175ZM246 53H248V54L245 55ZM2 54H3V53H2ZM21 54H22V53H21ZM27 54H28V53H27ZM49 54H50V53H49ZM68 54H72V55H73V52L71 51V53L69 52ZM68 54H67V56H68ZM78 54H79V52L77 53V55H78ZM91 54H92V53H91ZM121 54H122V53H121ZM156 54H155V55H156ZM164 54H165V53H163V56H161V57H164ZM166 54H168V53H166ZM166 54H165V55H166ZM215 54H216V55H215ZM226 54H227V55H226ZM231 54H234V55H231ZM257 54H258V53H257ZM257 54H256L255 56L258 58ZM0 55H1V54H0ZM12 55H13V53H12ZM17 55H18V54H17ZM39 55H40V54H39ZM42 55H43V54H42ZM50 55H51V54H50ZM52 55H54V53H53ZM72 55H71V56H72ZM75 55H76V54H75ZM82 55H83V54H82ZM85 55H86V54H85ZM85 55H83L85 58L88 57V56H90V58H87V60H89V59L92 58L91 55H86V56H85ZM95 55H96V54H95ZM99 55H97V56H98V59L100 58ZM110 55H108V56L110 57ZM115 55H117V53H116ZM115 55L113 54L114 57H115ZM118 55L120 56V54H118ZM118 55H117V56H118ZM131 55H132V53H131ZM172 55H173V54H172ZM172 55H169V56L171 57ZM177 55H178V54H177ZM189 55H191V54H189ZM193 55H194V54H193ZM193 55H191L192 57H191V56H190V57L193 58V59H194V57H195V58L197 57V56H194V57H193ZM195 55H196V53H195ZM203 55H204V54H203ZM203 55H201V56L203 57ZM238 55H239V56H238ZM251 55H250V56H251ZM1 56H3V55H1ZM15 56H16V55H15ZM28 56H29V55H28ZM36 56H37V55H36ZM64 56H65V55H64ZM67 56H65V57H67ZM69 56H70V55H69ZM73 56H74V55H73ZM83 56H81V59H82ZM113 56H112V57H113ZM123 56H124V54H123ZM128 56H129V55H128ZM141 56H142V55L140 54V59L137 57V58H138L137 60H141L140 62L137 63L138 66H139V63H141V62L144 60V57H141ZM145 56H146V55H145ZM158 56H160V55H158ZM158 56H157V58H158ZM166 56H167V55H166ZM169 56H168V57H169ZM185 56H186V55H185ZM185 56H183V57H185ZM187 56H188V55H187ZM198 56H199V54H198ZM219 56H220V57H219ZM20 57H21V56H20ZM24 57H25V56H24ZM30 57H32V56H30ZM40 57H41L40 59H42V56H40ZM84 57H83L82 60L86 61ZM109 57H108V58H109ZM124 57H125V56H124ZM161 57H160V59H161ZM202 57H201V58H202ZM215 57H214V58H215ZM248 57H249V56H247L246 58H248ZM253 57H254V56H252V58H253ZM3 58H4V56L2 57V59H3ZM32 58H33V57H32ZM52 58H53V57H52ZM60 58H61V57H60ZM62 58H63V57H62ZM71 58H74V57H71ZM106 58H107V57L102 56V62H103L104 59H106ZM115 58H116V57H115ZM151 58H152L153 60L155 59L154 56H153V57L150 56V58H149V59H150V62H148V63H151V64L157 66V64L154 63V62H156V61L154 60V62H153V60H152ZM165 58H166V57H165ZM185 58H186V57H185ZM191 58H190V59H191ZM201 58L199 59V61L201 60L200 62H201V63H202V62L204 63L203 59H201ZM226 58H227V57H226ZM229 58H230V57H229ZM238 58H237V59H238ZM254 58H255V57H254ZM254 58H253V59H254ZM257 58H255V59H257ZM2 59H1V63H2ZM43 59H44V56H43ZM43 59H42V60H43ZM79 59H80V58H79ZM98 59H96V60H98ZM113 59H114V58H113ZM118 59H119V57H117V59H115V60H116V62H115L116 64H117L118 62L120 63L122 57H121V59H119L120 61H118ZM125 59H127V58L125 57ZM142 59H143V60H142ZM149 59H145L141 64L144 65L143 63L146 62V63H145L146 67L151 68V67H149V66H151V64H148V63H147V61H148ZM160 59H157V60H158V61H161ZM163 59H164V58H163ZM163 59H162V60H163ZM205 59H206V58H205ZM207 59H208V58H207ZM232 59H233V58H232ZM237 59H235V61H236ZM248 59L251 60V57H249ZM253 59H252L251 61H253ZM263 59H264V57H263ZM23 60H24V59H23ZM33 60H34V59H33ZM33 60H32V61H33ZM35 60H36V59H35ZM35 60H34V61H35ZM55 60H56V59H55ZM62 60H63V59H61L60 62H62ZM69 60H70V59H69ZM73 60H75V59H73ZM73 60H71V61H73ZM82 60H81V61H82ZM91 60H92V59H91ZM91 60H89V62H90ZM93 60H95V59H93ZM122 60H123V59H122ZM128 60H129V59H128ZM137 60H136V62H137ZM146 60H147V61H146ZM151 60H152V61H151ZM168 60H169V59H168ZM173 60H174V59H173ZM173 60H172V61H173ZM209 60H208V61H209ZM218 60H217V62H218ZM229 60H230V59H229ZM233 60H234V59H233ZM233 60H230V63H233V62H231V61H233ZM38 61H40V60H38ZM38 61H37V62H38ZM52 61H53V59H52V60L50 59V63H51ZM71 61H70V62H71ZM81 61H80V62H81ZM109 61H110V60H109ZM117 61H118V62H117ZM164 61L166 62L167 59L164 60ZM169 61H171V60H169ZM169 61H168V62H169ZM174 61H175V60H174ZM194 61H195V60H194ZM227 61H228V60H227ZM246 61H249V60H246ZM18 62H19V61H18ZM35 62H36V61H35ZM40 62H41V61H40ZM43 62H45V61H43ZM60 62H59V63H60ZM63 62H64V61H63ZM70 62H69V63H70ZM87 62H88V61H87ZM92 62H93V61H92ZM106 62H108V61H105V63H106ZM113 62H114V61H113ZM121 62H122V61H121ZM126 62H127V61H126ZM183 62H184V61H183ZM185 62H186V60H185ZM206 62H207V61H206ZM206 62H205V63H206ZM210 62H209V64H210ZM217 62H215V63L218 64ZM219 62H220V61H219ZM225 62H226V60H225ZM225 62H224V63H225ZM228 62H229V61H228ZM228 62L225 64L226 66H228L227 64L230 65V63H228ZM262 62H263V61H262ZM45 63H46V62H45ZM53 63H54V62H53ZM57 63H58V62H57ZM78 63H79V62H78ZM82 63H83V62H82ZM105 63H103V64H105ZM115 63H111V64H115ZM128 63H129V62H128ZM131 63H132V62H131ZM158 63H159V62H158ZM162 63H163V62H162ZM172 63H173V62H172ZM172 63H171V65H172ZM176 63H177V62H176ZM176 63L173 64V66H175ZM205 63H204V64H205ZM213 63H214V62H213ZM213 63H212V64H213ZM215 63H214V64H215ZM220 63H221V62H220ZM224 63H223V64H224ZM235 63H236V62H235ZM246 63H247V62H246ZM254 63H255L254 61H253L252 63L248 62L247 65H249V64H252V65H253ZM260 63H261V61H260ZM17 64H18V63H17ZM25 64H28V63L26 62ZM35 64L37 65V63H35ZM65 64H66V63H65ZM70 64H71V63H70ZM89 64H90V63H89ZM165 64L167 65V63H164L163 65H165ZM179 64H181V63L179 62ZM185 64H187V63H185ZM199 64H200V63H199ZM223 64H222V67H224ZM255 64H256V63H255ZM0 65L2 66V64H0ZM18 65H21V63L18 64ZM58 65H60V64H58ZM63 65H64V64H63ZM77 65L79 66L80 64H77ZM83 65H84V64H83ZM124 65H125V64H124ZM126 65H127V64H126ZM129 65H130V63H129ZM142 65H140V67H141ZM160 65H161V62H160ZM163 65H162V67H163V70H162V71H164V69H165ZM166 65H165V66H166ZM177 65H178V64H177ZM181 65H182V64H181ZM196 65H198V63H197ZM206 65H208V64L206 63ZM218 65H220V67H221V64H218ZM231 65H233V64H231ZM234 65L236 66L237 64H234ZM234 65H233V67H235ZM245 65H246V64H243V65H241V66H244V67H245ZM247 65H246V66H247ZM263 65H264V64H263ZM263 65H262V66H263ZM29 66H30V65H29ZM46 66H47V64L45 65V67H46ZM52 66H55V64H54V65L52 64ZM52 66H51V67H52ZM56 66H57V65H56ZM80 66H81V65H80ZM89 66H90V65H89ZM91 66H92V65H91ZM102 66H103V65H102ZM155 66H153V68H154ZM158 66H159V64H158ZM199 66L202 67V65H199ZM199 66H198V67H199ZM204 66H205V65H204ZM249 66H250V65H249ZM260 66H261V65H260ZM260 66H258V67H260ZM19 67H20V66H19ZM27 67H28V66H27ZM35 67H37V66H35ZM35 67H34V68H35ZM39 67H41V65H40ZM43 67H44V66H43ZM51 67H50V69H51ZM59 67H61V65H60ZM59 67L57 66V68H59ZM74 67H75V66H74ZM84 67H85V66H84ZM87 67H88V66H87ZM98 67H99V66H98ZM113 67H114V65H113ZM118 67H119V64H118ZM125 67H126V66H125ZM130 67H131V65H130ZM135 67H136V66H135ZM160 67H161V66H160ZM162 67H161V68H162ZM171 67H172V66H171ZM179 67H181V66L179 65ZM186 67H187V66H186ZM186 67L184 66L183 68L186 69ZM201 67H200V69L202 70L204 67H203V68H201ZM206 67H207V66H206ZM216 67H217V66H216ZM244 67H243V68H244ZM1 68H2V67H1ZM3 68H4V67H3ZM47 68H49V67H46V69H47ZM53 68H54V67H52V69H53ZM57 68H55V69H57ZM64 68H65V67H64ZM66 68H67V67H66ZM81 68H83V66H82ZM81 68H80V69H81ZM94 68H95V67H93V69H94ZM109 68H110V67H109ZM116 68H117V66H116ZM116 68L114 67L115 70L112 68V69L115 71V73H117V72H116ZM127 68H128V67H127ZM156 68H157V67H156ZM156 68H155V69H156ZM187 68H188V67H187ZM207 68H208L207 70H209V68H210V70L214 71V70H213V67H212V69H211V66H210V67H207ZM227 68H228V67H227ZM230 68H232V66H231ZM235 68H236V67H235ZM239 68H240V67H238V71H240V70L243 69V68L241 67V69L239 70ZM246 68H247V67H246ZM262 68H263V67H262ZM16 69H17V68H16ZM67 69H69V68H67ZM67 69H65V70H67ZM70 69H71V68H70ZM76 69H77V68H76ZM76 69H75V68H74V69L72 68V73H74L73 70L78 71V69H77V70H76ZM88 69H89V68H88ZM96 69L99 70V68H96ZM100 69H101V68H100ZM136 69H137V67H136ZM138 69H140V68H138ZM141 69L143 70L144 67L142 66ZM146 69H147V68H146ZM159 69H160V68H159ZM159 69L157 68V71H158ZM166 69H167V67H166ZM188 69H189V68H188ZM193 69H194V68H192V70H193ZM214 69H215L216 71H218L217 69H219V67H218V68H214ZM223 69H226V67L223 68ZM223 69H222V70H223ZM0 70H1V69H0ZM2 70H3V69H2ZM24 70H25V69H24ZM60 70H61V69L59 68V71H60ZM91 70H92V69H91ZM105 70H106V74H107V73H108V72H107V71H108V68L106 69V67H105ZM118 70H119V68L117 69V71H118ZM126 70H127V69H126ZM132 70H133V69H132ZM160 70H161V69H160ZM160 70H159L158 72H162V71H160ZM176 70H177V69H176ZM180 70H182V69H180ZM183 70H184V69H183ZM190 70H191V69H190ZM229 70H230V69H229ZM234 70H237V69H234ZM234 70H230L229 72H231V71H232V72L229 73V75H230V74H233V72L236 73ZM244 70H245V69H244ZM244 70H243V71H244ZM257 70H258V69H257ZM20 71L22 72L23 69L21 68ZM25 71H26V70H25ZM36 71H37V70H36ZM36 71H35V72H36ZM46 71H47V70H45V72H46ZM49 71H50V70H49ZM49 71L46 72V73H49ZM79 71H80V70H79ZM79 71H78V72H79ZM83 71H86V70L84 69ZM96 71H97V70L94 69L93 72H96ZM110 71H112V70H110ZM121 71H123V70H121ZM139 71H140V72H139ZM144 71H146V70L144 69ZM154 71H155V70H154ZM154 71L152 72L151 69H150V71L148 72V69H147V73H148V74L145 72V75H144V72H143V71H141V70H137V73L139 72V73H141L142 76H145V77H146V74H147V76H148V75H150V72H152L153 74H151V75L149 76V77H152V75L155 76V75H154ZM157 71H155L156 74H157ZM167 71H168V69H167ZM167 71H166V72H167ZM170 71H171V70H170ZM170 71H168V73H169ZM187 71H188V70H187ZM203 71H205V69H203ZM224 71H225V70H224ZM238 71H237V72H238ZM263 71H264V70H263ZM29 72H30V71H29ZM45 72H43L44 75H46ZM53 72H54V71H53ZM90 72L92 73V71H90ZM90 72H89V74H91ZM118 72H120V71H118ZM128 72H129V71H128ZM128 72H127V73H128ZM133 72H134V71H133ZM135 72H136V71H135ZM142 72H143V73H142ZM182 72H183V71H182ZM185 72H186V70H185ZM185 72H183V74H184ZM190 72H191V71H190ZM190 72H189V73H190ZM196 72H197V71H196ZM196 72H193L195 75L191 76L193 79H194V77L196 76V74L199 73V71H198L197 73H196ZM205 72H206V71H205ZM225 72H226V71H225ZM56 73H57V72H56ZM66 73H69V72L67 71ZM72 73H71V74H72ZM82 73H84V72H82ZM86 73H88V72H86ZM113 73H114V72L112 71V74H113ZM123 73H124V72H123ZM131 73H132V72H130L129 74H131ZM139 73H138V74H139ZM168 73H167V74H168ZM173 73H175V72L172 71V74H173ZM178 73H179V72H178ZM189 73L186 72V76H185V77H187V76L189 75ZM201 73L204 75L203 72H201ZM209 73H211V72H209ZM263 73H264V72H263ZM50 74H51V73H50ZM62 74L64 75L65 73H62ZM71 74H70V75H71ZM84 74H85V73H84ZM104 74H105V73H104ZM112 74H111V75H112ZM117 74H118V73H117ZM138 74H135V75H138ZM159 74H160V73H159ZM161 74L163 75V72H162ZM226 74H227V72H226ZM236 74H237V73H236ZM258 74H259V73H258ZM261 74H262V73H261ZM31 75H32V74H31ZM40 75H41L40 77L42 78L41 71H40ZM67 75H68V74H67ZM73 75L75 76V74H73ZM91 75H92V74H91ZM93 75H94V73H93ZM97 75H98V73H97ZM101 75H102V74H101ZM113 75H114V74H113ZM113 75H112V76H113ZM120 75H121V73L119 74V76H120ZM124 75H125V74H122V76H124ZM132 75H133V73H132ZM132 75H131V76H132ZM157 75H158V74H157ZM157 75H156V76H157ZM165 75H166V74L164 73L163 76H165ZM169 75H171V74H169ZM174 75H175V76H174ZM174 75H173V77H176V74H174ZM181 75H182V73H181ZM227 75H228V74H227ZM227 75H226V76H227ZM234 75H235V74H234ZM55 76H56V74H55ZM60 76H61L62 79H64V77H63L61 74H60ZM60 76H59V78H60ZM80 76H81V75H80ZM82 76H83V74H82ZM82 76H81V77H82ZM87 76H89V75H87ZM95 76H96V75H95ZM112 76H109V77H112ZM119 76L116 75L115 78H117V80H118V77H119ZM127 76H129V75L127 74ZM158 76H159V75H158ZM158 76H157V77H154V78H157V79H156V80H157V83H160V84H161V81H159ZM160 76H161V75H160ZM221 76H222V75H221ZM221 76H218V77H220V80H221ZM256 76H257V75H256ZM263 76H264V74H263ZM31 77H33V76H31ZM45 77H46V76H45ZM47 77H48V76H47ZM83 77H84V76H83ZM83 77H82V78H83ZM85 77H86V75H85ZM92 77H93V76H92ZM99 77H100V76H98V78H99ZM101 77H102V76H101ZM103 77L105 78V77H108V76H103ZM103 77H102V78H103ZM124 77L126 78V75H125ZM133 77H134V75H133ZM167 77H168V76H167ZM185 77H184V78H185ZM228 77H229V76H228ZM38 78H39V77H38ZM55 78H56V77H55ZM57 78H58V77H57ZM59 78H58V79H59ZM61 78H60L59 82L61 81ZM78 78H79V77H78ZM115 78H114V79L112 78V80H110V78H108V79L105 78V79H107L106 81H109V82L113 83V80H114V82H115ZM130 78H131V77H130ZM159 78H160V77H159ZM161 78H162V77H161ZM161 78H160V79H161ZM168 78H169V77H168ZM170 78H172V77H170ZM196 78L199 79L198 76H196L195 79H196ZM212 78H213V77H212ZM223 78H224V77H222V79H223ZM69 79H71V77H69ZM72 79H74V78L72 77ZM72 79H71V80H72ZM80 79H81V78H80ZM91 79H92V78H91ZM105 79H104V81H105ZM119 79H120V77H119ZM141 79H142V78H141ZM141 79H140V80H141ZM151 79H152V78H151ZM151 79L149 78L150 82H151ZM162 79H163V78H162ZM165 79H167V78L165 77ZM165 79H164V80H165ZM174 79H175L176 82H173V83H172V82L170 81V83H171L172 85L177 83L175 86L173 85V87H176V88H177V91H178V88L180 89L179 91H181L182 88H183L182 91H183V90L185 91V90H186L185 87H184L185 84H184V85H183V84H179V85H178V83H183V82H178V81H177V79H180V77H177V79H176V78H174ZM187 79H188V77H187ZM201 79H202V76H201ZM32 80H33V79H32ZM35 80H36V79H35ZM39 80H40V79H39ZM39 80H37V81H39ZM43 80H44V76H43ZM53 80H55V79H53ZM53 80H51L50 84L52 83ZM64 80H66V81L69 83V80H67L66 78H65ZM82 80H83V79H81V81H82ZM85 80H86V79L84 78L83 83L85 82ZM87 80H89V79L87 78ZM117 80H116V82H119V80H118V81H117ZM127 80H128V78H127ZM127 80H126V81H127ZM130 80H131V79H130ZM154 80H155V79H154ZM180 80L183 81V80H185V79L182 78V79H180ZM199 80H200V79H199ZM203 80H204V79H203ZM216 80H218V79H216ZM230 80H231V79H230ZM26 81H27V79H26ZM26 81H25V82H26ZM40 81H41V80H40ZM44 81H45V80H44ZM49 81H50V80H49ZM57 81H58V80L56 79V83H57ZM81 81L79 82V80H78V82L81 83V85H82V82H81ZM89 81H90V80H89ZM95 81H96V80H95ZM102 81H103V80H102ZM106 81H105V82H106ZM135 81H136V80H135ZM135 81H134V82H135ZM146 81H147V80H146ZM158 81H159V82H158ZM185 81H186V80H185ZM185 81H184V82H185ZM243 81H244V80H243ZM262 81H264V79H263ZM21 82H22V81H21ZM21 82H20V83H21ZM54 82H55V81H54ZM67 82H66V83H67ZM70 82H71V84H75V83H72V81H70ZM75 82H76V81H75ZM78 82H77V83H78ZM87 82H88V81H87ZM87 82H86V84H87ZM90 82H91V81H90ZM105 82H104V84H105ZM122 82H123V81L120 80V84H122V85H125V84H126V85H127L126 82H123L124 84H123ZM153 82H156V81H153V80H152V83H153ZM163 82H164V81H163ZM198 82H200V81H198ZM16 83H17V82H16ZM45 83H46V82H45ZM48 83H49V82H48ZM48 83H47V85H48L47 88H49V84H48ZM60 83L62 84V82H60ZM63 83H64V81H63ZM91 83H93V81H92ZM95 83H96V82H95ZM95 83H94V84H95ZM132 83H133V78H132ZM136 83H137V82H136ZM136 83H135L134 86H137L136 88H139L138 85H137ZM152 83H151V84H152ZM164 83H165V82H164ZM186 83H187V82H186ZM202 83H203V82H202ZM202 83H201V84H202ZM223 83H224V82H223ZM247 83H249V82H247ZM250 83H251V82H250ZM38 84H40V83H38ZM43 84H44V83H43ZM52 84H53V86L56 85L55 83H52ZM57 84H58V83H57ZM97 84H99V83H97ZM97 84H96V85H97ZM107 84H108V83H107ZM107 84H106V85H107ZM128 84H129V82H128ZM133 84H134V83H133ZM138 84H139V83H138ZM195 84L197 85L196 82H195ZM195 84H193V85H195ZM198 84H200V83H198ZM208 84H209V83H208ZM0 85H2V83H1ZM6 85H7V84H6ZM41 85H42V84H41ZM44 85H45V84H44ZM63 85H65V84H63ZM63 85H60V84H59L58 87L61 86V88H62ZM69 85H70V83H69ZM78 85H80V84H78ZM101 85H102V82H101ZM115 85H119V84L117 83V84H115ZM126 85H125V86H126ZM130 85H131V83H130ZM130 85H129V86H130ZM164 85H165V84H164ZM168 85H169V84H168ZM168 85L166 86L167 89L169 88ZM177 85H178V86L181 85L182 88H181V86H180V87H177ZM193 85H192V86H193ZM205 85L207 86V83L204 84V87H205ZM241 85H242V84H241ZM251 85H252V83H251ZM2 86H4V85H2ZM2 86H0V87H2ZM9 86H10V85H9ZM45 86H46V85H45ZM72 86H73V85H72ZM86 86L88 87L89 85H86ZM98 86H99V85H98ZM104 86H105V85H104ZM108 86H109V85H108ZM111 86H112V84H110V89H111ZM129 86H127V87H129ZM139 86L141 87L142 85H139ZM157 86H158V84H157ZM157 86L154 87V88H155V89L159 88V90H157L158 92H159V91H162V88H163V89L165 88L164 86L162 87V85H161V87H159V86L157 87ZM169 86H170V85H169ZM185 86H188V85H185ZM201 86H202V85H201ZM213 86H214V85H213ZM228 86H229V83H228ZM249 86H250V85H249ZM249 86H246V87H249ZM260 86H262V85H260ZM63 87H64V86H63ZM65 87H66V85H65ZM74 87L76 88V85H74ZM83 87H84V86H83ZM100 87H101V86H100ZM105 87H106V86H105ZM113 87H114V86H113ZM127 87H125V88H127ZM142 87H143V86H142ZM147 87H148V86H147ZM152 87H153V86H152ZM198 87L200 88V86H198ZM257 87H259V85H258ZM36 88H38V87H36ZM55 88H56V86H55ZM66 88H67V87H66ZM69 88H71V85H70ZM72 88H73V87H72ZM81 88H82V87H81ZM93 88H95V87H93ZM103 88H104V87H103ZM108 88H109V87H108ZM118 88H120V87H118ZM118 88H117V89H118ZM125 88H124V89H125ZM154 88H153V89H154ZM171 88H172V87H171ZM187 88H188V87H187ZM193 88H195V87H193ZM212 88H213V87H212ZM259 88H260V87H259ZM259 88H257V89H259ZM22 89H23V88H22ZM28 89H29V88H28ZM30 89L32 90V88H30ZM49 89H50V88H49ZM56 89H57V88H56ZM56 89H55V92H56ZM59 89H60V87H59ZM76 89H77V91L79 90L78 87H77ZM89 89H90V88H89ZM96 89H97V88H96ZM120 89H121V88H120ZM122 89H123V87H122ZM132 89H133V88H132ZM134 89H135V88H134ZM140 89H141V88H140ZM144 89L147 90L148 88L145 87ZM149 89H151V88H149ZM160 89H161V90H160ZM167 89H165V91H166ZM189 89L191 90L192 87L189 88ZM189 89H188L187 91H185V92L190 91ZM195 89H197V87H196ZM195 89H194V90H195ZM201 89H202V88H201ZM201 89H200V90H201ZM205 89H206V87H205ZM245 89H246V88H245ZM263 89H264V88H263ZM2 90H3V89H2ZM15 90H16V89H15ZM40 90H41V88H40ZM53 90H54V89H53ZM62 90H63V88H62ZM67 90H68V89H67ZM73 90H75V89H73ZM172 90H174V88H173ZM194 90H191V91H194ZM198 90H199V89H198ZM259 90H260V89H259ZM22 91H23V90H22ZM46 91L49 92L48 89H47ZM64 91H66V90L64 89ZM64 91H61L62 94L59 93L60 96L62 95V98H60V96H58V97L60 98L59 101H60L61 99L64 98L63 96H66V97H65L66 100H67L68 96L71 97L68 91H67V93H68L69 95H68V96H67V94L64 95V94H63ZM71 91H72V90H71ZM100 91H101V89H100ZM105 91H106V90H105ZM124 91H126V90H123V91H120V92L123 93ZM128 91H129V90H128ZM128 91H126L125 94H128L129 96H130L129 93L132 94L133 91L135 92V90H133V91L130 90V92H128ZM139 91H140V90H139ZM139 91H136V92H139ZM143 91H144V90H143ZM165 91H164V93H165ZM168 91H169V89L167 90V92H168ZM179 91H178V92H179ZM191 91H190V92H191ZM195 91H196V90H195ZM195 91H194V92H195ZM207 91H208V90H207ZM237 91H238V90H237ZM245 91H246V90H245ZM254 91H255V90H254ZM254 91H253V93H255ZM262 91H263V90H262ZM3 92H4V91H3ZM18 92H19V91H18ZM25 92L27 93V90H25ZM28 92H29V91H28ZM48 92H47V93H48ZM55 92H54V93H55ZM79 92H80V91H78L77 93H79ZM91 92H94V91H91ZM91 92H90V93H91ZM102 92H104V89H102L101 94H102ZM107 92H108V91H107ZM107 92H106V93H107ZM141 92H142V91H141ZM141 92H140V93H141ZM149 92H151V91H149ZM149 92H148V93H149ZM171 92H175V93H176V91H171ZM199 92H200V91H199ZM201 92H202V91H201ZM256 92H258V90H256ZM44 93L46 94V92H44ZM54 93H53V95H54ZM64 93H65V92H64ZM80 93H81V92H80ZM82 93H83V90H82ZM116 93L119 94L118 91H117ZM153 93H154V92H153ZM159 93H160V92H159ZM183 93H184V92H182V94H183ZM188 93H189V92H188ZM229 93H230V92H229ZM239 93H240V92H239ZM246 93H247V92H246ZM250 93H251V92H250ZM253 93H251V94L253 95ZM17 94H18V93H17ZM27 94H28V93H27ZM72 94H73V93H72ZM75 94H76V93H75ZM104 94H105V93H104ZM113 94H114V93H113ZM117 94H114V95H117ZM125 94H124V95H125ZM134 94H135V93H134ZM156 94H157V93H156ZM168 94H169V95H167L168 97H167L166 94H165L166 97L163 98V101H164V99L166 100V98L170 99V98L172 97V94L174 95V93H171V95H170V93H168ZM179 94H181V93L179 92ZM182 94H181V95H182ZM185 94H186V95H184L185 98L189 96L188 100L191 101V98H192L191 95H192V93H191L190 95L187 94V93H185ZM196 94H197V93H196ZM225 94H226V93H225ZM240 94H241V93H240ZM244 94H245V93H244ZM247 94L251 96V94H249V92H248ZM261 94H262V93H260V95H261ZM20 95H22V94H20ZM23 95H24V94H23ZM23 95H22V97H25V96H23ZM30 95H31V94H30ZM48 95H49V94H48ZM48 95H47V96H48ZM73 95H74V94H73ZM77 95H78V94H77ZM81 95H82V94H80L79 96H81ZM91 95H92V94H91ZM91 95H90V96H91ZM94 95H95V94H94ZM99 95H100V94H99ZM102 95H103V94H102ZM102 95H101V96H102ZM111 95H112V93H111ZM119 95H120V94H119ZM122 95H123V94H121V96H122ZM124 95H123V96H124ZM128 95H126V96H128ZM132 95H133V94H132ZM132 95H131L130 97H132ZM135 95H137V94H135ZM151 95H152V94H151ZM161 95H162V93H161ZM176 95H178V94L176 93ZM176 95H175V96H176ZM187 95H188V96H187ZM201 95H202V94H201ZM232 95H233V94H232ZM26 96H27V95H26ZM40 96H42V95L40 94ZM40 96L38 95V98H40ZM97 96H98V95H97ZM97 96H96V97H97ZM101 96H100V97H101ZM106 96H107V95H106ZM138 96H139V95H138ZM138 96H133L132 99L135 100V98H136V100H138V98H139ZM144 96H145V95H144ZM155 96H156V98H158V97H157L158 94L155 95ZM170 96H171V97H170ZM184 96H183V97H182V96H178V97H179V99H180V97L184 98ZM197 96H199V95H196V97H197ZM235 96H236V95H235ZM235 96H234V97H235ZM4 97H5V96H4ZM29 97H30V96H29ZM50 97H51V95H50ZM50 97H49V98H50ZM76 97H77V96H76ZM98 97H99V96H98ZM102 97H103V96H102ZM140 97H141V96H140ZM169 97H170V98H169ZM201 97H202V96H201ZM258 97H259V96H258ZM7 98H8V97H7ZM11 98H12V97H11ZM27 98H28V97H27ZM27 98H26V99H27ZM34 98H35V97H34ZM34 98H32L31 100H33ZM49 98H48V99H49ZM56 98H57V97H56ZM77 98H78V97H77ZM91 98H92V96H91ZM107 98L109 99V97H107ZM107 98H103V99L106 100ZM112 98H113V97H112ZM121 98L123 99V97H121ZM121 98H120V99H121ZM127 98H128V97H127ZM156 98H155V99H156ZM159 98H160V95H159ZM159 98H158V99H159ZM161 98H162V97H161ZM172 98H173V97H172ZM185 98H184V99H185ZM198 98H200V97H198ZM230 98H231V97H230ZM232 98H233V97H232ZM259 98H260V97H259ZM261 98H262V96H261ZM261 98H260V99H261ZM263 98H264V97H263ZM2 99H4V98L2 97ZM18 99H19V98H18ZM21 99H22V98H21V96H20V99H19V100H17V101L14 100V101H16L17 103H19L18 101H21ZM57 99H58V98H57ZM72 99H73V98H72ZM75 99H76V98H75ZM75 99H73V100H75ZM94 99H95V97H94ZM98 99H99V98H98ZM128 99H129V98H128ZM139 99H140V98H139ZM144 99H145V98H144ZM177 99H178V98H177ZM177 99H176V101L179 100V99H178V100H177ZM193 99H194V97L192 98V100H193ZM235 99H236V98H235ZM235 99H234V100H235ZM237 99L239 100L240 98L238 97ZM10 100H12V99H10ZM28 100H29V99H28ZM35 100H36V99H35ZM43 100H44V99H43ZM63 100H64V99H63ZM63 100H62V101H63ZM83 100H84V99H83ZM87 100H88V99H87ZM90 100H92V99L89 98V101H90ZM101 100H102V99H101ZM105 100H104V102L102 101L103 104L105 103ZM112 100H113V99H112ZM116 100H117V99L115 98V100H113V101H116ZM124 100H125V98H124ZM141 100H142V99H140V101H141ZM186 100H187V99H186ZM261 100H262V99H261ZM5 101H6V99H5ZM56 101H57V100H56ZM56 101H54V102L56 103ZM59 101H58V103H59ZM64 101H65V100H64ZM75 101H76V100H75ZM79 101L82 102L81 99H80ZM79 101H78V102H79ZM85 101H86V100H85ZM85 101H84V102H85ZM89 101H88V102H89ZM121 101H122V100H121ZM121 101H120V102H121ZM126 101H127V100H126ZM132 101H133V100H131V102H132ZM138 101H139V100H138ZM140 101H139V102H140ZM149 101H150V100H148L147 103H149ZM159 101H161V100H159ZM159 101H158V102H159ZM176 101H175V102H176ZM193 101H194V100H193ZM196 101H197V100H196ZM251 101H252V100H251ZM256 101H257V100H256ZM258 101H259V100H258ZM39 102H41V99H40ZM48 102H49V101H48ZM70 102H71V101H70ZM76 102H77V101H76ZM92 102H93V101H92ZM110 102H111V101H108V103H110ZM139 102H138L137 104H139ZM166 102H167V101H166ZM172 102H173V103H171V101H170V103L173 105V104L175 103V102H174V99H173ZM183 102H184V103H183ZM183 102L181 101L180 105H183V107H184V105L186 104L185 102H187V101L183 100ZM228 102L230 103V101H228ZM237 102H238V101H237ZM240 102H241V101H240ZM242 102H243V101H242ZM3 103H4V102H3ZM10 103H12V102H10ZM10 103H9V101H8L7 104H10ZM13 103H14V102H13ZM13 103H12V104H13ZM21 103H22V102H21ZM21 103H20V105H21ZM25 103H26V102H25ZM31 103H32V102H31ZM58 103H57V104H58ZM74 103H75V102H74ZM95 103H96V102H95ZM98 103H99V102L97 101V105H98ZM108 103H107V105H108ZM116 103H119V102H116ZM116 103H115V104H116ZM123 103H125V102L123 101ZM123 103H122L121 105H123ZM127 103H128V105L131 104L129 101H128ZM143 103H144V102H143ZM145 103H146V102H145ZM151 103H152V102H151ZM164 103H165V102H164ZM176 103H178V102H176ZM182 103H183V104H182ZM187 103H189V101H188ZM191 103H192V102H191ZM233 103H235V102H233ZM245 103H246V102H245ZM248 103H249V102H248ZM263 103H264V102H262V104H263ZM50 104H51V103H50ZM57 104H53V105H57ZM77 104H78V103H77ZM84 104H85V103H84ZM84 104H83V106H84ZM89 104H90V103H89ZM110 104H111V103H110ZM112 104H113V103H112ZM137 104H136V105H137ZM140 104H141V103H140ZM158 104H159V103H158ZM167 104H169V103L167 102ZM213 104H214V103H213ZM231 104H232V103H231ZM240 104H241V103H240ZM243 104H244V103H243ZM243 104H241V106H242ZM249 104H250V103H249ZM252 104H253V103H252ZM252 104H251V106H252ZM254 104H255V102H254ZM262 104H261V105H262ZM20 105H19V106H20ZM32 105H33V104H32ZM63 105H64V104L62 103V107L65 109V111H66L65 113H67V114L64 113V111H63L64 109H63L62 107H61L62 109H60V111H55V112H54V111H48V113H47V118H48V117H52V118H54V120L56 121V125L59 124V123H57V119H58L59 117L61 118V120L63 119V121H64L65 118H63V117L61 116L62 113H64L65 116H67V115H70V114H71V111H72V113H73L72 116H73V115L77 112V111L74 112V110H72V109H71V111H70V110H66V107H67L68 105H66V106H63ZM71 105L74 106L75 104H71ZM71 105H70V107H68V108H71ZM90 105H91V104H90ZM93 105H94V104H93ZM113 105H114V104H113ZM118 105H119V104H118ZM149 105H150V104H149ZM159 105H160V104H159ZM187 105H190V104H187ZM187 105H186V106H187ZM192 105H193V104H192ZM192 105H191V108H192ZM226 105H227V103H226ZM245 105H246V107H248V104H247V103H246ZM256 105H257V103H256ZM258 105H259V104H258ZM258 105H257V106H258ZM5 106H6V105H4L3 107H5ZM13 106H15V105H13ZM16 106H17V104H16ZM16 106H15V107H16ZM19 106H17V107H19ZM27 106H30V104H29V105H26V108H27ZM51 106H52V105H51ZM51 106H50V107H51ZM59 106H60V105H59ZM59 106H58V107H59ZM73 106H72V107H73ZM76 106H77V105H76ZM83 106H82V108H83ZM104 106H105V105H104ZM108 106H109V105H108ZM138 106H139V105H137V107H138ZM140 106H141V105H140ZM152 106H154V105H151V107H152ZM161 106H162V105H161ZM174 106H176V105L174 104ZM174 106L170 107V105H169L170 108H173ZM178 106H179V105H178ZM213 106H214V105H213ZM239 106H240V105H239ZM241 106H240V107H241ZM257 106H256V107H257ZM259 106H260V105H259ZM262 106H264V105H262ZM1 107H2V106L0 105V108H1ZM56 107H57V106H56ZM86 107H88L87 104H86ZM93 107H94V106H93ZM100 107H103V105L100 106ZM113 107H114V106H113ZM115 107H116V106H115ZM115 107H114V109L117 108V107H116V108H115ZM119 107H120V106H119ZM119 107H118V109H119ZM126 107H127V105H126ZM129 107H130V106H128V108H129ZM134 107H135V105H134ZM134 107H133V108H134ZM162 107H164V106H162ZM165 107H166V106H165ZM183 107H182V109H184V108L186 109V108H187V107H184V108H183ZM211 107H212V106H211ZM222 107H223V106H222ZM253 107H254V106L250 107V109H252ZM5 108H6V107H5ZM10 108H11V107H10ZM12 108H13V107H12ZM20 108H21V107H20ZM26 108H25V109H26ZM73 108H74V107H73ZM77 108H78V110L80 109V111H81V109H82V108H79V107H77ZM94 108H99V107H94ZM103 108H104V107H103ZM120 108L122 109L121 111H123V108H122V107H120ZM133 108H132V109H133ZM142 108L144 109V107H142ZM160 108H161V107H160ZM191 108H190V109H191ZM212 108H213V107H212ZM229 108H230V107H229ZM231 108H232V107H231ZM231 108H230V109H231ZM242 108H245V106L242 107ZM30 109H31V108H30ZM84 109H85V108H84ZM84 109H83V110H84ZM100 109H102V108H100ZM109 109H110V108H109ZM111 109L113 110V108H111ZM126 109H127V108H126ZM126 109H125V110H126ZM132 109H130V110H132ZM135 109H136V107H135ZM139 109H140V108H138L137 110H139ZM146 109H148V108H146ZM155 109L158 110L157 108H155ZM161 109H162V112H163V108H161ZM166 109H167V108H166ZM174 109H175V108H174ZM176 109H177V106H176ZM180 109H181V108H180ZM188 109H189V107H188ZM188 109H187V110H188ZM230 109H229V111L231 112ZM233 109H234V108H233ZM250 109H249V110H250ZM256 109H257V108H256ZM259 109H261V107H260ZM263 109H264V107H263ZM8 110H9V108H8ZM16 110H17V109H16ZM23 110H24V109H23ZM23 110H22V111H23ZM76 110H77V109H76ZM91 110H92V109H91ZM104 110H105V109L101 110L102 112H99V114H101L102 117H103V114H102V113H103ZM125 110H124V111H125ZM137 110H136V111H137ZM140 110H141V109H140ZM152 110H153V109H152ZM152 110H151V111H152ZM168 110H170V112H171V109H168ZM187 110H185V111H187ZM197 110H198V109H196V110H194V111H197ZM206 110H208V109H206ZM210 110H212V109L209 108V113H211ZM213 110H214V109H213ZM223 110H224V109H223ZM234 110H235V109H234ZM239 110H241V109L239 108L238 111L236 110L237 112L234 111L235 114H234V113L232 114V112H231L230 115L232 114V117H233L234 115L237 117V116H238V115H237L238 112H241V111H242V110H241V111H239ZM249 110H248V112H245V113H246V114H247V113H250ZM87 111H88V110H87ZM127 111H128V110H127ZM146 111H147V110H146ZM151 111H150V112H151ZM159 111H160V110H159ZM182 111H184V110H182ZM200 111H201V110H200ZM224 111H227V109L224 110ZM224 111H223V112H224ZM229 111H227L225 114H227ZM245 111H246V110H245ZM263 111H264V110H263ZM263 111H262V112H263ZM20 112H21V110H20ZM27 112H28V111H27ZM34 112H35V111H34ZM51 112H52V113H51ZM56 112H58L57 114H59L60 112H62V113H60L61 115H60V114H59V116L57 115L58 118L55 117V116L53 117V115H55ZM104 112H106V110H105ZM109 112H111V111H109ZM138 112L141 113V111H138ZM152 112H153V111H152ZM152 112H151V113H152ZM202 112H203V111H202ZM202 112H200V113H202ZM219 112H220V111H219ZM219 112H218V113H219ZM242 112H243V111H242ZM242 112L239 113L240 116L242 115ZM256 112H258V111H256ZM262 112H261V115H262ZM11 113H13V112H11ZM21 113H22V112H21ZM43 113H44V112H43ZM45 113H46V112H45ZM69 113H70V114H69ZM86 113H87V112H86ZM88 113H89V112H88ZM90 113H91V111H90ZM130 113H131V112H130ZM132 113H134V115H135V110L132 111ZM145 113H146V112H145ZM153 113H154V112H153ZM153 113H152V114H153ZM166 113H168V111H167ZM171 113H173V109H172V112H171ZM178 113H179V112H178ZM178 113H177V114H178ZM188 113L190 114V112H187V116H191V115H188ZM200 113H198V115H199ZM206 113H207V112H204V115H205ZM236 113H237V114H236ZM6 114H7V113H6ZM8 114H9V113H8ZM19 114H20V113H19ZM79 114H81V112H80ZM79 114H78L77 116H75V117H78ZM93 114H94V113H93ZM104 114H106V113H104ZM109 114H110V113H109ZM111 114H112V113H111ZM113 114H114V113H113ZM113 114H112V116H113V118H114L115 115H113ZM138 114H139V113H137V115H138ZM185 114H186V113L184 112V116H185ZM207 114H208V113H207ZM220 114H221V112H220ZM220 114H219L218 117H220V116H225V115H222V114L220 115ZM223 114H224V113H223ZM246 114H243V115L241 116V118H243V116H246ZM1 115H2V114H1ZM13 115L15 116V114H13ZM21 115H22V114H21ZM31 115L34 116L35 113H34V114H31ZM36 115H37V114H36ZM49 115H51V116H49ZM75 115H76V114H75ZM88 115H89V114H88ZM88 115L86 114L85 117H87ZM119 115H120V114H119ZM121 115H122V114H121ZM140 115H141V114H140ZM146 115H147V114H146ZM159 115H160V114H159ZM172 115H173V114H172ZM174 115H175V114H174ZM195 115H196V114H195ZM198 115H197V116H198ZM200 115H201V114H200ZM200 115H199L198 117H200ZM210 115H211V117H212V118H211L212 120H214V121L217 120V118H216V120L213 119V116H214V115H212V114H210ZM217 115H218V114H217ZM230 115L225 116L226 118H227V117H230V120L227 121V129L229 128L228 130H230V128L232 127L231 125H233V126L235 125V123H232V124H231V122H232V118H231ZM251 115H252V114H251ZM255 115H258V113H256ZM261 115L259 114V117H260ZM263 115H264V113H263ZM263 115L261 116L262 118H259V119H258V121L260 122V125H261V126L258 125V128H257V127H256V128H253L252 131H250V132H252V133H254L255 131L260 132V131H261L260 129H263V128H264V126H262L263 123H264V120H263L264 116H263ZM10 116H11V115H10ZM17 116H19V115L17 114ZM33 116H32V117H33ZM40 116H41V115H40ZM40 116H39V117H40ZM94 116H95V117L97 116V112H96V114H94ZM105 116H106V115H105ZM105 116H104V117H105ZM112 116L110 115V116H108V118H109V117H112ZM141 116H142V115H141ZM157 116H158V115H157ZM235 116H234V117H235ZM1 117H2V116H1ZM4 117H9V115H6V116H4ZM11 117H12V116H11ZM41 117H42V116H41ZM85 117H84V118H85ZM88 117H89V116H88ZM90 117H92L91 120L94 119L93 116H90ZM104 117H103V118H104ZM118 117H119V116H118ZM118 117H117V118H118ZM132 117H133V116H132ZM136 117H137V116H136ZM144 117L146 118V116H144ZM149 117H150V116H149ZM151 117H152V116H151ZM171 117L173 118V116H171ZM178 117H180V116L177 115V117H176V118H173V119H176V120H177V119H179ZM182 117H183V116H181L180 118H181V119H183V118L186 119V117H183V118H182ZM198 117H197V118H198ZM201 117H202V115H201ZM236 117H235V118H236ZM252 117H254V116L252 115ZM19 118H20V117H19ZM34 118H35V117H34ZM43 118H46V117H43ZM60 118H59V119H60ZM70 118H71V117L69 116V120H70ZM97 118H98V117H97ZM106 118H107V117H106ZM113 118H111V119H113ZM120 118H121V117H120ZM120 118H119V119H120ZM127 118H128V117H127ZM152 118H153V117H152ZM154 118H155V117H154ZM187 118H188V117H187ZM192 118H194V117H192ZM197 118H195L196 121H195L194 123L197 122ZM204 118H205V117H204ZM204 118H203V119H204ZM226 118H225V122H226V120H227ZM235 118H234V120H235ZM254 118H255V117H254ZM257 118H258V117H256V119H257ZM0 119H2V118H0ZM3 119H4V118H3ZM6 119H7V118H6ZM12 119H13V118H12ZM21 119H23V118H21ZM73 119H74V118H73ZM73 119H72V120H73ZM75 119H76V118H75ZM75 119H74V120H75ZM85 119H86V118H85ZM85 119H84V120H85ZM111 119H109V120H111ZM146 119H149V118H146ZM181 119H180V120H181ZM203 119H202V120H203ZM205 119H206L205 121H208L207 118H205ZM223 119H224V118H223ZM223 119H222V120H223ZM236 119H238V120H236V122L239 121V120L241 121L240 117H239V118L237 117ZM249 119H250V118H249ZM256 119H255V120H252V119H251V121H252V122L250 121L251 124H253L254 121L257 123L258 121H257ZM14 120H16V119L14 118ZM14 120H13V122H14ZM45 120H46L45 122L48 123L49 120H50V118H49L48 120H47V119H45ZM51 120H53V119H51ZM51 120H50V121H51ZM61 120H60V121H61ZM84 120H83V121H84ZM96 120H97V119H96ZM98 120H99L98 122L100 123V119H98ZM109 120H107V121H109ZM121 120H122V119H121ZM121 120H120V123L122 124V121H121ZM124 120H125V118H123V121H124ZM150 120H151L152 122H151ZM150 120H149V121L152 123V125H154V126L157 125V124L155 125V122H154V124H153V120H152V119H150ZM165 120H166V119H165ZM167 120H168V118H167ZM192 120H193V119H192ZM202 120H201V121H202ZM209 120H210V119H209ZM218 120H219V119H218ZM244 120H245V121H242V123H243V122L246 123V122L248 121V118L246 117ZM261 120H262V121H261ZM0 121H1V120H0ZM5 121H6V120H5ZM5 121H2V122H4V124H5ZM20 121H21V120H19V121H15L14 124H17V125H18V123H19ZM32 121H33V120H32ZM35 121L37 122V120H35ZM38 121H39V120H38ZM47 121H48V122H47ZM58 121H59V120H58ZM66 121H68V120H66ZM83 121H82V122H83ZM85 121H86V120H85ZM103 121H106V119H104V120L102 119L101 122L103 123ZM107 121H106V122H107ZM114 121L116 122V119H114ZM142 121H143V120H142ZM142 121H141L139 124H141V123H145V124H146V123H147V122H144L145 120H144L143 122H142ZM146 121H147V120H146ZM154 121H155V120H154ZM158 121H159V120H158ZM162 121H163V120H162ZM181 121H182V120H181ZM220 121H221V120H220ZM240 121H239L238 123H241ZM2 122H1V123H2ZM7 122H8V119H7ZM10 122H11V121H10ZM13 122H12V123H13ZM36 122H34V126H35V123H36ZM52 122H54V121H52ZM61 122H62V121H61ZM72 122H73V121H72ZM82 122H81V124H82ZM86 122H87V121H86ZM86 122H85V123H86ZM94 122H95V120H94ZM98 122H97V123H98ZM109 122H110V123H111V122L113 123V121H109ZM115 122H114V124H115ZM150 122H149V123H150ZM166 122H167V121H166ZM170 122H171V119H170ZM179 122H180V121H179ZM179 122H178V121L176 122V128L178 127V126H177V125H178L177 123H179ZM182 122H183V121H182ZM182 122H181V123H182ZM199 122H200V121L197 122L198 124H194V123H192L191 127H192V126L199 125ZM203 122H204V121H203ZM211 122H213V121H211ZM221 122H222V126H224L223 121H221ZM12 123H11V125H12ZM37 123H38V122H37ZM37 123H36V124H37ZM46 123L44 124V121H43V123H42L43 125H45V126H44V129L42 128V125L39 126V128L41 127L43 130L46 131V130H47ZM63 123H64V122H63ZM63 123H62V124H59V125L62 126ZM67 123H68V122H66V124H67ZM69 123H71V122H69ZM85 123L83 122L82 125H85ZM102 123H100V125H101ZM120 123H119V124H120ZM124 123H125V122H124ZM126 123H127V122H126ZM132 123H134V122H131L130 124H132ZM135 123H136V122H135ZM157 123H158V122H157ZM164 123H165V122H164ZM172 123H173V122H172ZM190 123H191V121H190ZM200 123H201V122H200ZM204 123H205V122H204ZM208 123H209V122H208ZM228 123H229V124H228ZM242 123H241V124H242ZM244 123H243L242 125H241V124H236L237 126H234V127H232V129H231V130H234V131H235V130H238V131L235 132V133H236L235 135H239V136H237V137H236L235 135H233V136H235V138H236L235 140L239 141L240 143H242V142L239 140V138H240V139H241V138H242V139L244 138V137H243V136H244V132H243V134H242V132H241L242 130L240 129V128H242L241 126H243ZM14 124H13V125H14ZM19 124H20V123H19ZM48 124H49V123H48ZM54 124H55V123H54ZM75 124H76V123H75ZM87 124L89 125V123H87ZM106 124H107V123H106ZM130 124L128 123L127 125H130ZM136 124H137V123H136ZM168 124H169V123H168ZM173 124H175V122H174ZM183 124H184V122H183ZM185 124H187V123H186V120H185ZM193 124H194V125H193ZM206 124H207V122H206ZM206 124H204V125L201 124V126L203 125L202 127H203V129H205V130L207 129V128H205V127H206ZM211 124H212V123H211ZM254 124H255V123H254ZM258 124H259V123H258ZM29 125H30V123H29ZM31 125H32V123H31ZM38 125H39V124H38ZM49 125H50V127L52 126L51 122H50ZM88 125H87L86 127H89V126H90V125H89V126H88ZM94 125H95V123H94ZM102 125H103V124H102ZM102 125L100 126V128L102 127V129H104ZM148 125H149V124H148ZM150 125H151V124H150ZM161 125H162V124H161ZM208 125H210V123H209ZM214 125H216V124H214ZM220 125H221V124H220ZM239 125H240V126H239ZM246 125H247V123H246ZM246 125H244V127H245ZM249 125H250V123H249ZM0 126H1V125H0ZM4 126H5V125H3V127H4ZM15 126H16V125H15ZM15 126H14V127H15ZM32 126H33V125H32ZM61 126H59V127L56 126V127H57L56 130L58 131V134H59V131H61V130H58V128H60ZM67 126H68V124H67ZM79 126H80V125H79ZM95 126H96V125H95ZM95 126H94V129H97ZM105 126H106V125H105ZM110 126H112V125H110ZM118 126H119V125L117 124V128H118ZM121 126H125V124H124V125H121ZM154 126H153V127H154ZM166 126H167V125H166ZM180 126H181V124L179 123V127H180ZM228 126H230V127H228ZM6 127H7V126H6ZM8 127H9V126H8ZM45 127H46V128H45ZM50 127H49V128H50ZM76 127H78V125H77ZM81 127H82V126H81ZM81 127H80V128H81ZM97 127L99 128L98 124H97ZM107 127H108V126H107ZM112 127H113V126H112ZM151 127H152V126H151ZM158 127H159V125H158ZM169 127H170V126L167 127V130L169 129ZM173 127H174V126H173ZM184 127H185V129H184ZM184 127H183V129H184L185 131H187L186 129L189 128L188 125H186V126H184ZM202 127H199V128H202ZM209 127H210V130H211V128H213V127H211V125H210ZM216 127H217V126H216ZM224 127L226 128V125H225ZM235 127H236V128H235ZM244 127H243L242 129L245 130ZM247 127H248V126H247ZM254 127H255V125H254ZM260 127H261V128H260ZM0 128H2V127H0ZM15 128H16V127H15ZM15 128H14V129H15ZM17 128H18V126H17ZM17 128H16V129H17ZM23 128H24V126H23ZM39 128H38V129H39ZM53 128H54V127H53ZM108 128H109V127H108ZM121 128H122V127H121ZM125 128H126V127H125ZM130 128H131V127H130ZM142 128H143V127H142ZM176 128H175V129H176ZM193 128L195 129L194 131L198 130V129H196L195 127L190 128V131L192 130V131H191V134L194 132V131H193ZM7 129H8V128H7ZM7 129H6V130H7ZM14 129H13V130H14ZM18 129H19V128H18ZM18 129H17V130H18ZM20 129H21V128H20ZM38 129H37V131H38ZM51 129H52V128H50V130H51ZM54 129H55V128H54ZM60 129H62V127H61ZM66 129H68V128H66ZM66 129L63 128L64 131H65ZM78 129H79V127H78ZM78 129H77V130H78ZM82 129H83V127H82ZM85 129H86V128H85ZM102 129H101V130H102ZM109 129H110V128H109ZM136 129H137V127H136ZM140 129H141V128H140ZM140 129H139V130H140ZM170 129H171V128H170ZM177 129H178V128H177ZM177 129H176V130H177ZM181 129H182V126H181ZM203 129H202V131H203ZM214 129H215V128H214ZM214 129H213V130H214ZM223 129H224V128H222L221 130H223ZM249 129H250V128H249ZM24 130H25V129H24ZM32 130H33V129H32ZM43 130H42V131H43ZM50 130H48V134H49ZM68 130H69V129H68ZM105 130H106V128H105ZM110 130L113 131L112 129H110ZM120 130H121V129H120ZM124 130H126V129H124ZM127 130H128V131H130V130L132 131V129L129 130V127H128ZM139 130H138V131H139ZM142 130H143V129H142ZM146 130H147V129H146ZM159 130H160V129H158V131H159ZM173 130H174V129H173ZM178 130L180 131V128H179ZM200 130H201V129H200ZM200 130H199V132H197V133H200V132H201ZM231 130H230V131H231ZM2 131H3V130L1 129L0 134L2 133ZM42 131H41V132H42ZM45 131H43V132H45ZM52 131L57 133V131H55V130H52ZM52 131L50 132V134H52ZM64 131H63V134H62V132H60V134H62L64 137L69 136V134H68L69 132L66 133L67 130H66V132H64ZM70 131H71V130H70ZM86 131H87V133H89L88 131H90V130H86ZM86 131H85V132H86ZM165 131H166V129H165ZM165 131H163V132H165ZM171 131H172V129H171ZM171 131H170V132H171ZM179 131H178V132H179ZM182 131H183V130H182ZM188 131H189V129H188ZM263 131H264V129H263ZM11 132H14V131H11ZM43 132H42V133H43ZM71 132H72V131H71ZM73 132H74V131H73ZM91 132H92V131H91ZM91 132H90V133H91ZM98 132H100V130H99ZM101 132H102V131H101ZM101 132H100V133H101ZM103 132H104V131H103ZM103 132H102V133H103ZM105 132H106V131H105ZM108 132H109V130H108ZM116 132H118V131H116ZM123 132H124V131H123ZM125 132H126V131H125ZM125 132H124V133H125ZM173 132H174V131H173ZM203 132H204V131H203ZM203 132H202L203 136H201V135H200V137L197 136L198 139L201 140V137L203 138L204 136L208 138V135H209V134H207L208 132L205 131V133L207 132L206 135H205ZM211 132H212V131H211ZM217 132H219V131H217ZM232 132H233V131L230 132L231 135H232ZM237 132H238L239 134H237ZM250 132H249V133H250ZM4 133H5V131H4ZM4 133H3V136H4ZM16 133H18V132H16ZM56 133H55V134H56ZM64 133H66V134H68V135L65 136ZM74 133H75V132H74ZM77 133H78V132H77ZM79 133H80V132H79ZM87 133H86V135H88ZM92 133H93V132H92ZM100 133H99V134H100ZM109 133H110V132H109ZM111 133H112V132H111ZM114 133H115V132H114ZM114 133H113V134H114ZM124 133H123V134H124ZM130 133H131V132H130ZM146 133H147V132H146ZM146 133H145V134H146ZM149 133L151 134L152 132H149ZM149 133H147V135H148ZM157 133H158V132H157ZM186 133H187V132H186ZM186 133L183 131V134H186ZM194 133H195V132H194ZM219 133H220V132H219ZM224 133H225V132H224ZM224 133H223V135H224ZM226 133L229 134V131L226 132ZM226 133H225V134H226ZM245 133H246L245 135H247L248 132L245 131ZM255 133H256V132H255ZM255 133H254V134H255ZM261 133H262V132H260L259 135H257V136L259 137V138L257 137V139L259 140V141L257 140V142H258V143H257L258 146L256 145L257 148H255V146L253 145L254 143H252V144L250 143V144H249V145H251L252 147L254 146L255 149H253V150H254L253 152H255L254 154H256V156H258V158L256 157V158L258 159V160H256V161H257V164L252 168V170H250V172H253V170H255V171H254V172H255V175H256V173H257V174L259 173L258 175H256L255 178L252 179V183H251V184H252L253 186L249 184V185H250L249 190H248V188H246V189H247V192H250V193L248 194L249 196L251 195V189H250V188H252V187H253L252 189H254V188L256 189V188H257V185H255V184H259V185H261V189H260V186L258 187V189H259L261 192H262V190L264 189V186H262V185H264V175H263V174H264V172H263V171H264V163L261 162V161H259V158H260L261 160H262V158L259 157V155H258V154H260V155L262 154L261 156L264 157V156H263L264 152H262V151L264 150V140H263V139H264V138H263L264 135L262 136V134H264V132H263L262 134H261ZM50 134H49V136H48V135H47V132H46V135L43 137V139H46V136H47V137H50V136H51ZM60 134H59V137H60V136H61V137H60L59 139H58V136H57V134H56V136H57V137L55 136V137H56V140L58 139V140L60 141V139L63 137V136L60 135ZM119 134H120V131H119ZM123 134H121V135H123ZM136 134H137V133H136ZM136 134H135V137H136ZM150 134H149L148 136H149V138L151 139L152 137H151ZM153 134H156L155 131H154ZM166 134H167V133H166ZM177 134H178V133H177ZM181 134H182V133H181V131H180L179 134H178V135H175V136H178V137H179V136H181ZM195 134H196V133H195ZM195 134H194V136H195ZM227 134H226V135H227ZM230 134L228 135L229 138L231 137ZM233 134H234V133H233ZM241 134H242V136H241ZM254 134H252L251 136H253ZM1 135H2V134H1ZM14 135L16 136V134H14ZM17 135H18V134H17ZM72 135H73V134H72ZM72 135H71V136H72ZM86 135H85V136H86ZM103 135H104V134H102V136H103ZM109 135H110V134H109ZM157 135H159V134H157ZM167 135H168V134H167ZM187 135H190V134L188 133ZM187 135H186V137H187ZM192 135H193V134H192ZM221 135H222V134L220 133V135H219L220 138H223V137H221ZM223 135H222V136H223ZM6 136H8V135H6ZM20 136H21V135H20ZM78 136H79V135H78ZM85 136H84V138H85ZM102 136H101V137H102ZM106 136H107V137H106ZM110 136H111V135H110ZM110 136H108V135L105 134V137H106V138H105V137H104V138L102 137V138L105 140V141H104V140H103V141L106 142V141H107V138H108V140L110 141V140H111V139H110ZM116 136L119 137V136H118V133H117V135H116V133L114 134V137H116ZM129 136H130V135H129ZM133 136H134V135L132 134V137H133ZM165 136H166V135H165ZM168 136H169V135H168ZM171 136H173V135H172V132H171ZM171 136H169V137H171ZM240 136H241V137H240ZM260 136H261V137H260ZM64 137H63V139H65ZM73 137H74V135H73ZM75 137H77V136H75ZM75 137H74V138H75ZM80 137H82V139H83V136L80 135ZM87 137H88V136H86L85 140H87V142H88L89 138L87 139ZM89 137H91V136H89ZM97 137H98V136H97ZM101 137H100V140H102ZM114 137H113V138H114ZM130 137H131V136H130ZM153 137H154V136H153ZM155 137H156V135H155ZM162 137H163V136H162ZM183 137H185V136L183 135ZM188 137H189V136H188ZM238 137H239V138H238ZM0 138H1V137H0ZM2 138H3V137H2ZM2 138H1V139H2ZM39 138H40V137H39ZM39 138H38V139H39ZM74 138H73V139H74ZM77 138H78V137H77ZM91 138H92V137H91ZM91 138H90V140H91ZM111 138H112V136H111ZM113 138H112V139H113ZM123 138H124V137H123ZM123 138H122V139H123ZM125 138H127V137H125ZM133 138H134V137H133ZM147 138H148V137H147ZM160 138H161V136H160ZM160 138L157 137L158 140L155 139V140H153V141H155V143H156V140L159 141ZM167 138H168V137H167ZM172 138H173V137H172ZM174 138H175V137H174ZM174 138H173V139H174ZM176 138H177V137H176ZM179 138H180V137H179ZM209 138H210V136H209ZM209 138L207 139V141L205 140V138H203V140H205L207 143H209V141H208ZM250 138H251V137H250ZM250 138H249V139H250ZM1 139H0V140H1ZM3 139H4V138H3ZM18 139H19V137H18ZM41 139H42V138H41ZM50 139H51V137H50ZM66 139H67V138H66ZM66 139H65V140H66ZM68 139H69V140H66V141H70V138H68ZM71 139H72V138H71ZM92 139H94V138H92ZM115 139H116V140H115ZM115 139H114V140H115V143H116V142H117V143H120V142H121L119 138H118L119 141H117V138H115ZM122 139H121V140H122ZM127 139H128V138H127ZM130 139H131V138H130ZM136 139H138V138L136 137ZM136 139H133V140L135 141V142L133 141L134 143H136ZM152 139H153V138H152ZM165 139H166V138H165ZM173 139H171V140H173ZM242 139H241V140H242ZM249 139L246 138V136H245V140H244V141L248 143V142H249V141H248ZM251 139H252V138H251ZM32 140H34V139H32ZM51 140H52V139H51ZM51 140L48 139V142L51 141ZM85 140H83V143H84ZM95 140H96V139H95ZM123 140H125V139H123ZM146 140H148V139H146ZM161 140H162V139H161ZM161 140H160V141H161ZM181 140L184 141L185 139H182V138H181ZM181 140H180V141H181ZM188 140L190 141V142H189L190 144H187V145H190V146H191V144H193L194 142H193L192 138H190V137L188 138ZM191 140H192V141H191ZM195 140H196V139H195ZM200 140H199V141H200ZM217 140H218V139H217ZM217 140H214L215 142L212 141V144H209V145H208V144L206 145V144H205V143H206L205 141H203V142L200 143V144H202V145H200L199 143H198L199 145H198V144H197V145H198V147H199V146H202V147L205 146V147H204L205 150H206V148H207V150L209 149V151H211L210 145L213 146V143H217ZM224 140H225V141H224ZM227 140H228V138L226 139V136H224V138H223L222 141H223V143H224L225 145L228 143L229 147H227L228 145L225 146L223 143H222V145H223L222 147H224V149L221 148V147H219V148L217 147V148H218V151H219V149H220V152L223 151V150H226L225 153H227V154L222 155L221 153H223V152H224V151H223V152L220 153V155H222V156H219V157H220V161H221L222 158H223V162L221 161V162H222V163H221V166L225 167V169L228 168L227 166H228L229 162H231V160H229V159H231V156H232V160L236 163L234 166H236L237 164H239V162H238V159L234 158V154H236L235 157H238L240 154H241V155L244 154V153L242 154V152L240 151L241 149H240V147H239V146L242 147V144L239 145V143H238L237 141H235L234 139H231V138L229 139V142H226ZM232 140H234L233 142H235V143L230 142V141H232ZM260 140H262L263 142L260 141ZM5 141H6V140H5ZM18 141H19V140H18ZM30 141H31V140H30ZM35 141H37V138H35ZM35 141H33V142L36 143ZM38 141H39L40 143L44 142L43 140H42V142H41L40 140H38ZM45 141H46V140H45ZM59 141H58V142H59ZM72 141H73V140H72ZM75 141H76V140H75ZM93 141H94V140H93ZM139 141H140V138H139ZM144 141H145V140H144ZM174 141H175V140H174ZM177 141H178V139H177ZM177 141H175V142H174V145L172 144V146H171V144L168 145L170 142L167 141L168 143H166V144H167L168 146H170V148L167 147L168 150L170 149V150H169V153H170V154L167 152V151H168L167 149H164V148H166V146H167V145H165V141H164V144H162V145L159 144V142H157V143L159 144V146L164 147V145H165L164 148H161V147H160V148L162 149V150L160 149V150H161L160 153H163V152H165V151H163V150H166V152L169 154V156L172 155L174 149L176 148V147H173V146H177V144L180 143V141H179V142H177ZM253 141L255 142L256 140L253 139L251 142H253ZM6 142H7V141H6ZM33 142H32V143H33ZM46 142H47V141H46ZM51 142H54V140L51 141ZM61 142H62V141H61ZM63 142H64V141H63ZM80 142H81V141H80ZM87 142H86V143H87ZM101 142H102V141L99 142L100 145H101ZM122 142H123V141H122ZM122 142L120 143V146H121ZM124 142H125V141H124ZM124 142H123V143H124ZM127 142H128V141H127ZM137 142H138V141H137ZM171 142H173V141H171ZM181 142H182V141H181ZM191 142H192V143H191ZM204 142H205V143H204ZM220 142H221V141H220ZM245 142H243V144H244ZM260 142H262V143H260ZM17 143H18V142H17ZM20 143L22 144L23 141L20 142ZM20 143H19V145H20ZM30 143H31V142H30ZM40 143H39V144H40ZM59 143H60V142H59ZM64 143H65L64 145H66V142H64ZM67 143H68V142H67ZM77 143H78V142H77ZM90 143H91V142H90ZM92 143H93V142H92ZM96 143H97V142H96ZM96 143H95V144H96ZM110 143H111V141H110ZM117 143H116V144H117ZM144 143H145V142H144ZM144 143L142 142L143 145H144ZM150 143H151V141H150ZM153 143H154V142H153ZM155 143H154V145L150 146L149 143H148V141H147V143H145V145L148 144V145L150 146V148L152 147V148H151L152 151H154V150H155V149H154V147H155ZM175 143H177V144L175 145ZM231 143H233V148H232V149H227V148H231V147H232V146H230ZM236 143H237V144H236ZM255 143H256V142H255ZM2 144H3V143H2ZM39 144L37 143L38 146H40ZM42 144H44V147H45V148H48V149H49L48 146H50V143H49L48 146L46 145L45 142L42 143ZM47 144H48V143H47ZM56 144H57V142H56ZM62 144H63V143H62ZM62 144L60 145L61 148H62V146H63ZM69 144H70V142H69ZM69 144H68V145H69ZM87 144H88V145H86V147H88V146L91 147V145H92V144L90 145L89 143H87ZM108 144H109V142H108ZM124 144H125V143H124ZM124 144H122L123 147H124L125 145L130 144V142H128V144H127V143H126L125 145H124ZM136 144H137V143H136ZM138 144H139V143H138ZM140 144H141V143H140ZM142 144H141V145H142ZM203 144H204V145H203ZM261 144H262L263 146H262ZM45 145H46L47 147H46ZM53 145H54V144H53ZM57 145H58V144H57ZM57 145H56V146H57ZM68 145H67V147H64V148H63V149H65L64 152H66V150H67V154L70 153V152H69L70 148H68ZM71 145H72V144H71ZM74 145H75V142H74ZM80 145H81V144H79V145H77V146L79 147ZM82 145H83V144H82ZM130 145H131V144H130ZM148 145L146 146L147 148L149 147ZM179 145H180V147L183 146V142H182V144L180 143ZM197 145H196V146H197ZM234 145H235V146H234ZM237 145H239V146H238L239 148L237 147ZM246 145H247V146H246ZM260 145H261L262 147H260ZM27 146H28V145H27ZM32 146H33V145H32ZM34 146H35V144H34ZM54 146H55V145H54ZM77 146H76V147H77ZM110 146H111V144H110ZM113 146H114V144H113ZM113 146H112V147H113ZM138 146H139V145H137V147H136V145H135V146H132V147H131V146H127V147H128L127 149H130V147H131V150H132L133 147H134V148L136 147L137 150H139V149H138ZM190 146H189V148H191ZM192 146H194V145H192ZM206 146H208V147H206ZM214 146H215V145H214ZM217 146H218V144H217ZM219 146H220V144H219ZM243 146H244V145H243ZM245 146L247 147V150H250V149L252 150L251 147H250V149H248V148H249V147H248V144L245 143ZM245 146H244V147H245ZM13 147H14V146H13ZM15 147H16V146H15ZM58 147H59V146H58ZM58 147H57V148H58ZM78 147H77V148H78ZM97 147H99V145H98ZM102 147H103V146H102ZM114 147H115V146H114ZM142 147H143V146H142ZM144 147H145V146H144ZM144 147H143V149H144ZM234 147H235V148H234ZM244 147H243V148H244ZM259 147H260V148H259ZM7 148H9V147H7ZM24 148H25V147H24ZM28 148H30V147H28ZM28 148H26V149H28ZM31 148H33V147H31ZM50 148H51V147H50ZM52 148H53V147H52ZM54 148L56 149V147H54ZM54 148H53V149H54ZM59 148H60V147H59ZM59 148H58V152H59V150H61V148H60V149H59ZM83 148L86 149L85 146H83ZM83 148H82V149H83ZM93 148H94V145H93ZM107 148H108L109 150H111L109 147H107ZM107 148H106V147H103V148H102V149H103V152H104V149L106 150ZM124 148H126V146H125ZM124 148H123V149H124ZM139 148H141V147L139 146ZM156 148H158V145H157ZM171 148H172L173 150H172ZM178 148H179V146H178ZM187 148H188V147H187ZM187 148H185V150H188V149H189V148H188V149H187ZM193 148H194V147H193ZM217 148L214 147V149H216V150H217ZM236 148H237L238 150H239V149H240V150L237 151ZM243 148H242V149H243ZM0 149H1V148H0ZM16 149H17V148H16ZM26 149H25V150H26ZM37 149H41V148H37ZM53 149H50V154H51V152L53 151ZM63 149H62V150H63ZM68 149H69V150H68ZM72 149H73V148H72ZM121 149H122V148H121ZM141 149H142V148H141ZM148 149H149V148H148ZM181 149H182V147H181ZM181 149H180V150H181ZM199 149H200V148H199ZM199 149H198V151H199ZM202 149H203V148H201L200 151H203ZM221 149H223V150H221ZM235 149H236V150H235ZM257 149H258V151H257ZM25 150H24V151H25ZM30 150H32V149H30ZM51 150H52V151H51ZM56 150H57V149H56ZM62 150H61V153H60V154H63ZM75 150H76V149H75ZM89 150L91 151V148H89ZM94 150H95V149H94ZM94 150H93V152H95ZM98 150L100 151L101 148H100V149L98 148L96 151H98ZM112 150H113V149H112ZM119 150H120V149H119ZM119 150H118V148H117V151L115 152V148H114V153H117L116 155H117L118 158H117V157H116V158L118 159V161L122 160L121 157L123 156V153H126V152L118 153V152H120ZM125 150H126V149H125ZM125 150H123V151H125ZM189 150L191 151V149H189ZM205 150H204V151H205ZM227 150H228V152H227ZM230 150L233 151L234 153H233V152H230ZM255 150H256V151H255ZM261 150H262V151H261ZM6 151H7V150H6ZM10 151H11V150H10ZM10 151H9V152H10ZM35 151H37V150H35ZM54 151H55V150H54ZM71 151H72V150H71ZM77 151H78V149L76 150V152H77ZM80 151H81V150H80ZM80 151H79V152H80ZM86 151H88V150H85V152H86ZM90 151H89V152H90ZM99 151H98V152H99ZM101 151H102V150H101ZM106 151H108V150H106ZM106 151H105L104 153H108V152H109V153H112V152H110V151H108V152H106ZM121 151H122V150H121ZM126 151H128V150H126ZM146 151H147V150H146ZM152 151H149V153H148V152H144V153H142V156L140 155V157H143V156L145 155V153H146V154L148 153V155L150 154V155H152V156H153V155L155 156L156 153H155V152H152ZM155 151H156V150H155ZM170 151H172V152H170ZM182 151H183V150H182ZM190 151H189V152L186 151V153H187L188 155H190V154H191ZM204 151H203V152H204ZM26 152H27V151H26ZM38 152H39V151H38ZM41 152H42V151H41ZM41 152H39V153H41ZM43 152H44V151H43ZM79 152H78V154H79ZM81 152H82V151H81ZM83 152H84V150H83ZM103 152H102V156H103ZM150 152H152L153 154L150 153ZM178 152H179V150H178ZM183 152H185V151H183ZM213 152H215V151L213 150ZM235 152H236V153H235ZM240 152H241V153H240ZM258 152H259V153H258ZM27 153H29V152H27ZM54 153H55V152H53L52 155H53V156L55 155V156H54V159H55V158H56V154H54ZM109 153H108V154H109ZM127 153H128V152H127ZM127 153H126V154H127ZM137 153H138V152H137ZM139 153H140V151H139ZM139 153H138V154H139ZM167 153H166V154H167ZM171 153H172V154H171ZM186 153H185V154H186ZM192 153L194 154V150H193ZM195 153H196V150H195ZM200 153H201V152H200ZM200 153H199V154H200ZM216 153H217V152H216ZM238 153H239V154H238ZM245 153H246V152H245ZM247 153H248V152H247ZM250 153L252 154V152H250ZM7 154H8V153H7ZM9 154H10V153H9ZM33 154H34V153H33ZM47 154H48V152H47ZM58 154H59V153H58ZM60 154H59V155H60ZM72 154H74V156H75V152H73ZM78 154H77V155H78ZM96 154L99 155V153H96ZM108 154H107V155H108ZM118 154H119V155H118ZM120 154H121V155H120ZM133 154H134V153H133ZM133 154H132V156H133ZM140 154H141V153H140ZM163 154H164V153H163ZM168 154H167V155H168ZM183 154H184V153H182V155H183ZM185 154H184V155H185ZM196 154H197V153H196ZM209 154H210V153H209ZM229 154H230V156L228 157ZM237 154H238V156H237ZM24 155H26L25 152H24L23 156H24ZM37 155H38V154H37ZM44 155H45V156L42 155L43 158L46 157V153H44ZM52 155H51V157H52ZM64 155H65V154H64ZM86 155H87V153H86ZM97 155H96V156H97ZM107 155L105 154V157L103 156L104 159H105L106 157L108 158L109 155H108V156H107ZM116 155H115V156H116ZM148 155H147V156H144V157H148ZM167 155H166V156H167ZM175 155H176V154H175ZM191 155H192V154H191ZM204 155H205V154H204ZM214 155H216V154L214 153ZM31 156H32V155H31ZM38 156H39L38 159L40 158V160H41V158H42L41 155L39 154ZM48 156H49V155H48ZM61 156H63V155H61ZM61 156H60V157H61ZM68 156H70V154H69ZM71 156H72V155H71ZM81 156H82V154L80 155V157H81ZM102 156H101V157H102ZM110 156H111V155H110ZM110 156H109L108 159H110ZM113 156H114V155H113ZM115 156H114V157H115ZM119 156H120L121 159L119 158ZM126 156L128 157V154H127ZM136 156H137V155H136ZM169 156H168V158H169ZM173 156H174V155H173ZM173 156H171V157H173ZM180 156H181V155H180ZM185 156H186V155H185ZM195 156H196V155H194L193 157H195ZM217 156H218V155H217ZM225 156H227L226 159H225ZM1 157H2V156H1ZM10 157H11V156H10ZM20 157H21L20 159L23 158V157L21 156V154H20ZM32 157H33V156H32ZM51 157H50V158H51ZM64 157H65V156H64ZM75 157H76V156H75ZM82 157L84 158V156H82ZM99 157H100V156H99ZM114 157H113V159H114ZM127 157H126V158H127ZM137 157H138V159H139V156H137ZM144 157H143L142 159H145ZM157 157H158V156H157ZM163 157H164V156H163ZM171 157H170V158H171ZM201 157H202V156H199V158H201ZM204 157H205V156H204ZM206 157H207V158H208V157L210 158L211 156H208V154H207ZM245 157L247 158V157H250V156L245 155ZM25 158H26V157H25ZM25 158H24V160H25ZM29 158H30V157H29ZM29 158H28V160H29ZM43 158H42V160H43ZM57 158H58V157H57ZM57 158H56V159H57ZM85 158H86V157H85ZM124 158H125V157H124ZM149 158H150V156H149ZM149 158H148V160H150V161H155L154 159L151 160L152 158H151V159H149ZM153 158H154V157H153ZM155 158H156V157H155ZM158 158H160V157H158ZM161 158H162V156H161ZM161 158H160V159H161ZM175 158H177V157H175ZM181 158H182V157H181ZM186 158H188V157H186ZM186 158H185V159H186ZM195 158H197V156H196ZM239 158H240V157H239ZM243 158H244V157H243ZM7 159H8V157H7ZM7 159H6V160H7ZM9 159H10V158H9ZM9 159H8V160H9ZM30 159H31V158H30ZM35 159H36V158H35ZM48 159H49V158H47V160H48ZM70 159H71V158H70ZM74 159H76V158H74ZM80 159H81V158H80ZM99 159H100V158H98V160H99ZM119 159H120V160H119ZM138 159H137V160H138ZM166 159H167V157H166ZM172 159H173V158H172ZM183 159H184V158H183ZM205 159H206V158H204V161H205ZM227 159H228L229 161H228ZM234 159H236V160H234ZM251 159H252V158H251ZM22 160H23V159H22ZM26 160H27V159H26ZM28 160H27V161H28ZM50 160L52 161L53 159H50ZM65 160H66V157H65V159H64V162H65ZM72 160H73V158H72ZM93 160H94V159H93ZM100 160H101V159H100ZM111 160H112V158L110 159V161H111ZM126 160H128V158H127ZM129 160H132V159H129ZM146 160H147V159H146ZM148 160H147V161H148ZM157 160H159V159H157ZM157 160H156V161H157ZM162 160H163V159H162ZM168 160L171 161V159H168ZM173 160H174V159H173ZM192 160H193V159H192ZM208 160H209V159H208ZM225 160H227L228 162L225 161ZM243 160H244V159H243ZM246 160H247V159H246ZM263 160H264V159H263ZM263 160H262V161H263ZM17 161H18V160H17ZM27 161H26V162H27ZM33 161H34V159L32 160V162H33ZM56 161H57V160H56ZM56 161H55V162H56ZM67 161H68V160H67ZM74 161H75V160H74ZM76 161H77V160H76ZM78 161H79V159H78ZM80 161H81V160H80ZM101 161H102V160H101ZM115 161H116V160H115ZM138 161H139V160H138ZM142 161H143V160H142ZM150 161H149V162H150ZM156 161H155V162H156ZM159 161H161V160H159ZM163 161H166V160H163ZM176 161H177V160H176ZM199 161H200V160H199ZM201 161H203V159H202ZM201 161H200V162H201ZM212 161H213V160H212ZM218 161H219V158H218ZM224 161H225L226 163H224ZM244 161H245V160H244ZM249 161H250V160H249ZM21 162H23V161H21ZM21 162H19V164H21ZM39 162H40V165H41L42 163L44 164V165H43V164L41 165V167L43 168V166H45V163H44V162H41V161H39ZM45 162H47V161L45 160ZM48 162H49V160H48ZM48 162H47V163H48ZM58 162H59V161H58ZM64 162H63V163H64ZM88 162H90V161H88ZM91 162H92V161H91ZM91 162H90V163H91ZM95 162L97 163L96 160H95ZM98 162H99V161H98ZM103 162H105L106 165L109 164V161H107L106 159H105V161H103ZM107 162H108V163H107ZM122 162H126V161H122ZM129 162H130V161H129ZM132 162H133V161H131V162H130V165L128 166V167L130 168V169H129V173H130L131 171L133 172V171L135 170V166H134V169H132V167H131V163H132ZM166 162H167V161H166ZM184 162H185V161H184ZM184 162H183V163H184ZM188 162H191V164H194V161H188ZM197 162H198V159H197ZM197 162H196V165H199L200 163L197 164ZM209 162H210V160L208 161V163L205 162V163H206V166L209 164ZM237 162H238V163H237ZM258 162H259L260 164L263 163V166H262V164H261V165H258ZM9 163H10V160H9ZM30 163H31V161H30ZM47 163H46V165H47ZM52 163H53V162H52ZM52 163H51V164H52ZM70 163H72V162H70ZM84 163H85V162H84ZM93 163H94V162H93ZM105 163H104V164H105ZM126 163H127V162H126ZM126 163H125V165L122 167V169H124V168L127 169V167H125V166H126ZM144 163H145V162H144ZM146 163H147V162H146ZM146 163H145V164H146ZM153 163H154V162H153ZM153 163H152V164H153ZM161 163H162V162H161ZM167 163H169V162H167ZM179 163H180V161H179ZM223 163H224V165L226 164L227 166H226V165L224 166ZM227 163H228V164H227ZM231 163H232V162H231ZM231 163H230V164H231ZM241 163H242V162H241ZM245 163H246V161H245ZM16 164L19 165L18 162H16ZM16 164H15V165H16ZM34 164L36 165L37 163L34 162ZM51 164H50V165H51ZM56 164H57V163H56ZM56 164H52V165L55 166ZM59 164H62V157H61V162H60ZM73 164H74V163H73ZM88 164H89V163H88ZM88 164H85V165H88ZM97 164H98V163H97ZM104 164H103V165H104ZM111 164H113V162H110V164H109L108 166H105V167H107V168L109 169V167H110ZM145 164H144V165H145ZM148 164H149V165H147V166H150V163H148ZM177 164H178V163H177ZM185 164H186V163H185ZM191 164L188 163L189 166H192ZM201 164H202V163H201ZM201 164H200V165H201ZM216 164H217V163H216ZM232 164H234V163H232ZM232 164H231V166H232ZM13 165H14V163H13ZM15 165H14V166H15ZM35 165H33V167H34ZM40 165H39V166H40ZM48 165H49V164H48ZM48 165H47V166H48ZM67 165H68V164H67ZM69 165H70V164H69ZM69 165H68V166H69ZM75 165H76V164H75ZM79 165H81V164H79ZM82 165H83V163H82ZM92 165H93V164H92ZM98 165H99V164H98ZM122 165H123V164H122ZM136 165H137V164H136ZM154 165L156 166L155 163H154ZM158 165H159V163H158ZM165 165H166V164H165ZM186 165H187V164H186ZM188 165H187V167H186V166H182V167H183V168L186 167V170H187V168H188V170H189L190 167H189ZM196 165H193L192 167H194V166H196ZM209 165H210V164H209ZM212 165H213V164H212ZM217 165H219V164H217ZM243 165H244V164H243ZM245 165H247V164H245ZM250 165H251V164H250ZM22 166H26V165H22ZM31 166H32V165H31ZM31 166H30V167H31ZM47 166H46V167H47ZM64 166H65V165H64ZM73 166H74V165H71V166H69L68 168L73 167ZM76 166H78V165H76ZM83 166H84V165H83ZM88 166L91 167V164L88 165ZM88 166H87V167H88ZM95 166H97V165H95ZM95 166H94V167H95ZM99 166H100V165H99ZM115 166H116V163H115ZM132 166H133V165H132ZM137 166H138V165H137ZM147 166H146L145 170H148V169H149ZM159 166H160V165H159ZM169 166H170V165H169ZM169 166H168V167H169ZM174 166H175V165H174ZM174 166H173V167H174ZM177 166H179V164H178ZM177 166H175L174 169H173L172 166H170V168L172 167V170H175V168H177ZM180 166H181V165H180ZM206 166H205V164H204V166L202 165L203 168H200V169L202 170V169L206 168ZM210 166H211V165H210ZM210 166H209V167H210ZM234 166H233V167H234ZM27 167H28V166H27ZM33 167H32V168H33ZM57 167H60V166H57ZM79 167H80V169L82 168L81 166H79ZM87 167L85 166L86 169H88ZM103 167H104V166H103ZM113 167H114V166H113ZM118 167H119V166H118ZM150 167H151V166H150ZM165 167H166V166H164L163 168H165ZM182 167H180V168H181L182 170H184L183 173L178 171L179 173L177 172V174H180V173H181V174L185 175V174H184L185 169H183ZM218 167H219V166H218ZM237 167H238V166H237ZM237 167H235V168H236L235 172L237 171ZM240 167H242V166L240 165ZM9 168H10V167H9ZM17 168H18V167H17ZM28 168H29V167H28ZM32 168L30 169V171L32 170ZM34 168H35V167H34ZM34 168H33V169H34ZM39 168H40V167H39ZM48 168L52 169L54 172H55V170H57V169H53V167H52V168H51V167H48ZM48 168H46V169L43 168V170L45 169V171H46V174H45V175H44V173L41 174V173L43 172V170H41V172L39 173V170H40V169L38 170V167H37L36 171H34V172H35L34 174H32V171H31V173H30L29 170H28V174L30 173V175H32L31 177H33L34 175H35L34 177H36V175L41 174V175H39V176H40L39 178H38V177H36V178H38L37 181H38L39 179H40V181H42L41 178H44V176H45V179H46L47 177H50L49 175H47V173H48V172H47ZM60 168H61V167H60ZM60 168H59L58 171L61 172V170H64V168H66V167L62 168L61 170H60ZM95 168H96V167H95ZM95 168H94V169H95ZM97 168H98V166H97ZM100 168H102V165H101V167H99V169H100ZM107 168H106V170H107ZM111 168H112V167H111ZM114 168H115V169H114L115 171H116V169L119 170V168H116V167H114ZM142 168H143V167H142ZM153 168H154V166L152 167L151 171L154 172V170L156 169V171H157V169H158L159 167L157 166V168H154V170H153ZM160 168H162V167H160ZM160 168H159V169H160ZM166 168H167V167H166ZM195 168H196V167H195ZM230 168H231V167L229 166V169H228L229 171H230ZM14 169H15V168H14ZM24 169L27 170V168H24ZM72 169H73V168H72ZM72 169H71V170H72ZM86 169H85V170H86ZM99 169H98V170H99ZM112 169H113V168H112ZM112 169H111V170H112ZM131 169H132V170H131ZM138 169H139V167H138ZM138 169H137V170H138ZM177 169H179V168H177ZM177 169H176V171H177ZM181 169H180V170H181ZM211 169H212V168H209V169H207V170L204 169V171H206V173H207L208 175L211 174V177H212V176L215 175V173L213 172V169H212V171H211ZM221 169L223 170V168L221 167V168H219L220 172L218 171V173H220V174H222V170H221ZM241 169H242V168H241ZM243 169H245V167H244ZM243 169H242V170H243ZM248 169H249V168H248ZM248 169H247V170H248ZM7 170H8V169H7ZM16 170H18V169H16ZM52 170H51V171H52ZM65 170H66V169H65ZM68 170H69V169H68ZM68 170H67V171H68ZM82 170H83V169H82ZM82 170H81V171H82ZM96 170H97V169H96ZM96 170H95V171H96ZM103 170H104L103 173L105 174V177L108 175L107 172L111 171V170H109V171L107 170V172H105V169L102 168V171H103ZM120 170H121V169H120ZM120 170H119V171H120ZM130 170H131V171H130ZM137 170H136V172H137ZM143 170H144V168H143ZM143 170L140 169V170H138V171H140V173L143 172V176L146 177L144 174H145V173L147 174V171L145 172V171H143ZM161 170H162V169H161ZM188 170H187V171H188ZM190 170H195V169H194V168H193V169L190 168ZM190 170H189V171H190ZM217 170H218V169H217ZM231 170H232V169H231ZM259 170H260V172H259ZM18 171H19V170H18ZM45 171H44V172H45ZM48 171H49V170H48ZM53 171H52V173H53ZM69 171H70V170H69ZM77 171H78V170H77ZM89 171L91 172V171H93V170H92V169H89ZM95 171H93V173H95ZM102 171H101V172H102ZM112 171H113V170H112ZM119 171H117V172H119ZM121 171H122V172H121ZM121 171H120V173H121V175L123 176L124 171H123V170H121ZM141 171H142V172H141ZM156 171H155V172H156ZM189 171H188V172H189ZM198 171H199V170L197 169V172H198ZM202 171H203V170H202ZM208 171L212 172L213 174L210 173V172L208 173ZM224 171H225V170H223V172H224ZM10 172H11V171H10ZM25 172H26V171H24V175L26 176V173H25ZM72 172H75V171L72 170ZM82 172H83V171H82ZM84 172H86V171H84ZM87 172H88V171H87ZM90 172H89V175H92V172H91V173H90ZM97 172H98V171H97ZM99 172H100V170H99ZM157 172H158V171H157ZM160 172H161V171H159V173H160ZM173 172H174V171H173ZM191 172H192V171H190V173H191ZM233 172H234V170H233ZM250 172H248V174H249ZM13 173H14V172H13ZM15 173H16V172H15ZM38 173H39V174H38ZM52 173H51V174H52ZM76 173H77V172H76ZM103 173H101V175H102ZM111 173H114V174H115L114 171L111 172ZM120 173H119V175H120ZM127 173H128V170L125 171V175H126ZM129 173H128V175H129ZM133 173H134V172H133ZM149 173H150V172H149ZM174 173H175V172H174ZM206 173L204 174V172H203V174L207 176ZM55 174H56V175H55ZM63 174H64V172L62 173V175H63ZM66 174H67V173H66ZM68 174H69V173H68ZM78 174H79V172H78ZM80 174H81V173H80ZM82 174L84 175V173H82ZM104 174H103V175H104ZM106 174H107V175H106ZM114 174H113V175H114ZM131 174H132V173H131ZM131 174H130V175H131ZM137 174H138V173H134V174H133V175H134V178H135L136 176H137V177L140 176V175H137ZM150 174H151V173H150ZM150 174H149V175H150ZM152 174H153V173H152ZM162 174H163V172H162ZM191 174H193V173H191ZM196 174H198V173H195L194 176H193V175H190V176H188V177L190 178V177L192 176V177L194 178V177L197 176V178H199L198 175H196ZM216 174H217V173H216ZM231 174H232V173H231ZM234 174H235V173H234ZM7 175H10V174H7ZM12 175H13V174H12ZM22 175H23V172H22ZM24 175H23V176H24ZM42 175H43V176H42ZM46 175H47V177H46ZM53 175L57 176V172H56V173H53ZM62 175H60V176L62 177ZM76 175H77V174H76ZM95 175H96V174H95ZM119 175H118V176H119ZM130 175H129V176H130ZM183 175H182V176H183ZM204 175H203V176H204ZM228 175H229V174H228ZM228 175H227V176H228ZM232 175H233V174H232ZM4 176H6V175H4ZM28 176H29V175H28ZM51 176H52V175H51ZM87 176H88V175H87ZM97 176L99 177V173H98ZM108 176H109V175H108ZM114 176L116 177V178H115V177H114V178L116 179L117 182L113 179V176H109L108 179L110 180L111 177H112L113 180H112V179H111V180L113 181V183H111L112 181H110V183H109V181L107 180L108 183L105 181V182H103V185L105 186V183H106V184H107V187H108L109 185H110V186L114 185V182H115V183H118V182H120V181L122 182L123 178L118 177V176H117V173H116ZM129 176L126 175V176H123V177H124V179L126 180V177L128 178ZM150 176H152V175H150ZM153 176H155V174H154ZM164 176L166 177V175H164ZM164 176H163V178H165ZM179 176L182 177L181 175H179ZM199 176H200V175H199ZM203 176H202V179L204 178ZM206 176H205V178H207V179L210 178V175H209L208 177H206ZM216 176H217V177H216ZM216 176H215L216 181L218 180V182H219V178H218L219 174L216 175ZM221 176H223V175H220V177H221ZM6 177H7V176H6ZM9 177H10V176H9ZM11 177H12V176H11ZM14 177H15V176H14ZM18 177H19V176H18ZM26 177H27V176H26ZM26 177H24V178H26ZM31 177L29 176L28 178H31ZM61 177H60V179H61V181H62L63 179H62ZM101 177H102V176H101ZM137 177H136V178H137ZM147 177H148V176H147ZM155 177H156V176H155ZM174 177H177V176L175 175ZM186 177H187V176H186ZM186 177L184 178V180H185V179L188 180V178H186ZM235 177H236V176H235ZM16 178H17V176H16ZM21 178H22V177H21ZM24 178H23V179H24ZM36 178H35V180H36ZM50 178H51V180H52V178H54V177L52 176V177H50ZM55 178H57V177H55ZM63 178H64V177H63ZM132 178H133V177H132ZM132 178H131V179H132ZM134 178H133V179H134ZM141 178H143V177H140V179H141ZM153 178H154V177H153ZM161 178H162V177H161ZM177 178H178V177H177ZM193 178H191V179H193ZM197 178H195V179H197ZM205 178H204V180H205ZM213 178H214V177H213ZM215 178H214V179H215ZM229 178L231 179L232 177H229ZM229 178H228V179H223V180H228V181H230ZM249 178H250V177H249ZM251 178H252V177H251ZM14 179H15V178H14ZM17 179H18V178H17ZM23 179L21 180L22 182L20 181L21 183H24V182H23V181H24ZM31 179H33V181L30 180V179H29V180H30V182H32L33 184H32V183H29V187H30V184H32L33 186H36V185H34V183H36L35 180H34V178H31ZM45 179H44V181H45ZM119 179H121V180L119 181ZM128 179H129V178H128ZM133 179H132V180H133ZM147 179H149V177H148ZM159 179H160V178L158 177V179H157L158 181L163 180V181H161L162 183H164L165 181H167V180H165V179H161V180H159ZM167 179H168V178H167ZM174 179H175V178H174ZM174 179H172V180H174ZM180 179H181V180H180ZM191 179H190V180H191ZM195 179H193V181H194V182H197V181L200 180L201 178H200V179H197V181H196ZM202 179L199 181V182L201 183V185H202V183H206L205 181H202ZM207 179H206V181H207ZM234 179H235V178L233 177L232 180H234ZM15 180H16V179H15ZM46 180H48V179H46ZM102 180H103V179H102ZM102 180H101V181H102ZM104 180H106V178H105ZM104 180H103V181H104ZM125 180H123V183L128 182L127 180H126V181H125ZM149 180H150V179H149ZM151 180H152V178H151ZM155 180H156V179H155ZM157 180H156V181H157ZM164 180H165V181H164ZM187 180H185V181H187ZM190 180H188V183L190 182ZM232 180H231V181H232ZM235 180H236V182H237L238 180H239L240 182H242V181L240 180L239 177H238V180H237V179H235ZM235 180H234V182H235ZM44 181H42V183H43ZM58 181H60V180H58ZM124 181H125V182H124ZM129 181H130V180H129ZM137 181H138V180H137ZM137 181L134 180L135 183H137ZM156 181H154V182H156ZM180 181H182V178H179V182H180ZM193 181H191L192 186H193V187H196L195 189H201L202 186H201V185H199L200 187L197 186V184L194 183ZM209 181H210V182L212 181L211 178L209 179ZM231 181H230V182H231ZM250 181H251V180H250ZM10 182H11V179H10ZM48 182H50V181H48ZM48 182H47V184H48ZM62 182H63V181H62ZM121 182H120V183H121ZM171 182H176V180L171 181ZM199 182H198V183H199ZM234 182H233L234 185H232V182H231V184L228 183V184L225 185L224 183H226V182L224 181V183H223V181H222L223 186L225 185V187H226V186L230 185V188L227 189V190L224 189V191L222 192V190H223V189H222L223 186H221L222 188L219 187V188L221 189V196H222V197H221V198H217V196H215V197H216V200L213 199V203H215L214 201L217 202L218 199H219V200L222 199V200H221L222 202H220V201L218 200V202L220 203V206H218V205H219L218 202L216 203L217 205H216V204H211V202H212L211 200H206V199L203 200V198H202L203 202H202V205L199 207L200 210L195 211V210H194L195 207H193L194 204H192L193 201L191 202V201H189V199L187 200L186 197H185V199L187 200V202H186V203H187L186 208L181 209V208H180L181 205H179V206H180V207H179L180 209H179L178 207H176V206H177L176 203L178 202V199H179V198L177 199L178 196H175L176 198H175L174 200H172L173 202H175V207H174V203H173V202H172V204L169 203V204H171V206H173L172 209H170V207L167 208V206L164 207V208L166 209V211H167L168 209L172 210V211L169 210L171 214H169V212H167L168 214H166V216L168 215L167 217H169V219L172 220V223H171V221H170V223L167 221V219H166L167 217H166V216H162L163 218L166 217V218H164V219L162 218L164 221L161 219V216H160L161 214L159 215L158 213H159V212L161 213L160 208H161L162 206H161V203H160L158 200H156V202L158 201V202H159L158 204H160V205H157V204L155 205V203H154L155 207L157 206V207L159 208V206H160V208L158 209V211H157L155 208H152V206H148V209L151 208L150 210H152V211H150L149 214H151V215H149V216L152 217V218L154 219V215H153V214L155 213V216H156L155 219H157V220L154 221L152 218H150V217L148 216V217H147L148 219L146 218V220H148V221L150 220V221L147 222V224L149 223L147 228H146V221L143 220V222H142V223H145V228H143V229H145L146 231H144V232H145L144 236H143V234H141V238H140V239H142L141 241H144V240H145V243H146V244L144 243V245H141V247H143V246L146 245L144 248H146V249L148 250V252H147V250L143 249V252H141V253H142L141 256L144 257V256L146 255L145 252L148 253L147 255H150V256H151L152 253L150 254V251H153V250L155 251L154 254L156 255V254H157V253H156V250H157V249L159 250V248H160V250L167 249L166 247L169 246V245H164L165 248H162V246H163L162 243L164 244V242L166 241V243L168 244V241H169V240H167V239H171V240L174 239V240H175V239L178 238V237H174V236H175V233H177V231H174V229H173L176 223H177L178 225L176 224L175 228H176V230L178 229V231L180 232L179 226H181L182 224H183V225L186 224L188 219L190 220V221H189L190 224H191V220H192V222H193L195 219H199V220H201L200 223H202V222H203V221H202L203 219H205V218H206V220H207V218L211 219L210 217H212L214 214L220 212V214H219L220 217L218 216L219 218L217 217V220L214 219V218H216V215H215V217L213 216V218H212L214 221H212V219H211L209 223H206V222H205V225H201V226L204 227V228L202 227L203 230H204V231L202 230V236H203V235L205 236V234H206L205 232H207L208 230L210 231L209 233L213 232V236H210L211 238H208V239H206V240L204 239V242L202 241V243H199L200 239H199V241H198V238H197V242L200 244V246L197 247L196 249H194V250L192 251V253L188 255V257L185 256V257H186V258L184 257V258H185V259H184L185 261H184L183 263H181V264H264V203L262 202V201H264V197L262 196V195H264V192H262V193H263V194H262L260 191L257 192L258 189L256 190V193H257V196H258V197L256 196V199H257V198H261V197H259V196H260V194H262V195H261V196H262V200H261V199H260L261 201H260V200H259V201L256 200V202L258 201V202H260V203L257 202L256 204H253V202H249V201H248L249 203L245 202V203H242L241 205H237V204H236L237 206H235V202L237 203V200H239L240 195H241V194H240V191H241V190H240V191H238V190H239L241 187H242V188L244 187V186H243L244 183L242 182V184H243V185H242V184L239 182L240 185H242V186L239 187V189H238V186H239V185H238V186L236 185V184H238V183L235 182V183H236V184H235ZM37 183H38V182H37ZM45 183H46V182H45ZM45 183H43V185H44ZM56 183H59V184H60L61 182H54V181H53L54 188H55V186H56ZM120 183H119V185L117 184V187H115L116 184L114 185V187L117 188V191H119V190L121 189V187L119 188V186H120V185H123L122 183H121V184H120ZM132 183H133V182H131V183L129 184V182H128L129 186H131ZM139 183H140V181H138L137 185H138V187H141V186H139V185H140ZM152 183H153V182H152ZM166 183H167V182H165L164 185H166ZM176 183H177V182H176ZM186 183H187V182H186ZM186 183H185V188H184V189H186L185 192H186L187 190L193 188V187H190L191 184H189V187H187ZM211 183H213V182H211ZM215 183H217V182L214 181V184H213L214 187H212V186L210 185V187L214 188V190L218 187V186H217L218 183H217L216 185H215ZM11 184H12V183H11ZM11 184H10V185H11ZM24 184H25V183H24ZM51 184H52V183H51ZM59 184H57L56 190H57ZM88 184H89V183H88ZM108 184H109V185H108ZM111 184H112V185H111ZM169 184H170V182L168 183V185H169ZM10 185H8V186H10ZM25 185H27V184H25ZM25 185H24V186H25ZM60 185H61V184H60ZM62 185H63V183H62ZM99 185H100V184H99ZM103 185H101V188L103 187ZM137 185H132L133 187H131V190H132V188H134V186L137 187ZM152 185H153V184H152ZM152 185L150 184V187H151V188H152ZM160 185H161V187L163 186L162 184H160ZM195 185H196V186H195ZM206 185H207V184H203V188H204V190L202 191V189H203V188H202V189H201L202 192H204L205 190H206V191H212V190H213V189L210 190L211 188H209V190H207V189H208V188H207L208 185H207V186H206ZM15 186H16V185H15ZM15 186H13V187H15ZM40 186H41V185H40ZM50 186H51V185H50ZM65 186H67V185H65ZM110 186H109V187H110ZM125 186H126V185H125ZM155 186H156V185H154L153 187H155ZM166 186H167V185H166ZM175 186H176V184H175ZM182 186H184V184H183ZM205 186H206V187H205ZM215 186H217V187L215 188ZM255 186H256V187H255ZM41 187H43V186H41ZM52 187H53V186H52ZM99 187H100V186H99ZM107 187H106V188H107ZM109 187H108L106 190L111 189V188H109ZM112 187H113V186H112ZM114 187H113L112 189H115ZM180 187H181V186H180ZM198 187H199V188H198ZM262 187H263V188H262ZM15 188L17 189V192L20 191V190L17 188V186H16ZM15 188H13V189H15ZM25 188H26V187H25ZM30 188L33 189L32 186H31ZM30 188L27 187L28 191H27V190H26V191H27V193L32 191L31 196H33V198H31V196H29V194H27L26 192H22V191H20L21 195H23L22 193H24V196L19 195V198L23 197V200L21 199V201H23V203H24V201H27V200H29L28 202H30V199H31V201L33 200V202H30V203H33V204H34V198H35L36 195L33 194L34 191H33L32 189H30ZM35 188H36V187H35ZM43 188H44V187H43ZM48 188H49V186H48ZM48 188H46L45 190H47ZM59 188H60V187H59ZM59 188H58V189H59ZM155 188H156V187H155ZM163 188H165V187H163ZM175 188H176V187H175ZM181 188H182V187H181ZM187 188H188V189H187ZM242 188H241V189H242ZM244 188H245V187H244ZM244 188H243V189H244ZM6 189H7V188H6ZM16 189H15V190H16ZM29 189H30V190H29ZM37 189L39 190L40 188H37ZM41 189H42V188H41ZM51 189L53 190V188H51ZM61 189H62V187L60 188V190H61ZM98 189H99V188H98ZM112 189H111V192H109L110 194H111V193H115V191L112 192ZM118 189H119V190H118ZM138 189H139V188H138ZM166 189H167V188H166ZM220 189H219V190H220ZM243 189H242V190H243ZM255 189H254V190H255ZM11 190H12V187H11ZM15 190H14V192L16 193ZM18 190H19V191H18ZM21 190H22V188H21ZM63 190H64V187H63L62 191H63ZM92 190H93V189H92ZM100 190H101V189H100ZM100 190H97V189H96V191L101 192ZM102 190H103V188H102ZM115 190H116V189H115ZM129 190H130V189H129ZM131 190H130L129 192H131ZM136 190H137V189H136ZM141 190H142V189H140V191H141ZM152 190H156V189H152ZM159 190H160V189H158L157 191H159ZM162 190H163V189H162ZM174 190H175V189H174ZM174 190H173V192H175ZM214 190H213V191H214ZM254 190H253V192H254ZM0 191H1V189H0ZM39 191H41V190H39ZM39 191H38V192H39ZM47 191H49V190H47ZM50 191H51V190H50ZM93 191H94V190H93ZM109 191H110V190H109ZM127 191H128V190H127ZM127 191H121V190H120L119 192H117V193H121L120 196H118L119 194L117 195V193H116V195L114 194L115 196L112 195V196H113V199L117 196V197H118L117 201H118V200H122V199H121V196H123L125 193H126V194H125V196H123V197L126 199V197L128 196V195H127ZM134 191H135V190H134ZM142 191H143V190H142ZM164 191H165V190H164ZM171 191H172V190H171ZM180 191H181V190H180ZM182 191H183V190H182ZM190 191H191V190H190ZM195 191H196V190H195ZM213 191H212V192H213ZM215 191H216V190H215ZM215 191H214V192H215ZM237 191H238V192H237ZM244 191H245V190H244ZM12 192H13V191H12ZM14 192H13L12 194H14ZM38 192H37V193H38ZM54 192H55V189H54ZM85 192H86V191H85ZM94 192H95V191H94ZM153 192H154V191H153ZM173 192H171V193H173ZM183 192H184V191H183ZM192 192H194V190H192ZM202 192H200V193H202ZM247 192H246V194H245V192L242 193V194L247 195ZM10 193H11V192H10ZM52 193H53V192H52ZM58 193H59V191H58ZM58 193H57V194H58ZM60 193H61V194L58 195L59 198L62 197V198L65 199L64 196L66 195V197H67V195H68V194H66V192H65V195H64L63 192H60ZM62 193H63V194H62ZM86 193H87V192H86ZM96 193H97V192H96ZM109 193H108V194H109ZM135 193H136V191H135ZM135 193H134V194H135ZM137 193H140V192H137ZM149 193H152V192L149 191ZM149 193L147 192L146 194H145V193H144V194L148 196ZM155 193H156V192H155ZM168 193H170V192L168 191ZM177 193H178V192H177ZM25 194L28 195V197H25V196H26ZM45 194H46V193H45ZM57 194H55V195H57ZM102 194H103V193H102ZM110 194L108 195L109 197H111ZM157 194H159V193H157ZM160 194H162V193H160ZM160 194H159L158 196H156V195H155V196L158 197V198H160L159 196H163V195H160ZM203 194H204V193H203ZM219 194H220V192H219ZM254 194H255V193H254ZM254 194H253V195H254ZM10 195H11V194H10ZM41 195H42V194H41ZM53 195H54V194H53ZM63 195H64V196H63ZM69 195H71V194L69 193ZM95 195H96V194H95ZM105 195H106V194H105ZM105 195H104V200H106V199L109 198L107 195H106V196H107L108 198H106ZM126 195H127V196H126ZM130 195H131V194H130ZM139 195H140V194H139ZM199 195H200V194H199ZM201 195H202V194H201ZM205 195H206V192H205ZM248 195H247V196H248ZM255 195H256V194H255ZM2 196H4V195L2 194ZM15 196H17V193H16ZM20 196H21V197H20ZM38 196H39V195H38ZM42 196H43V195H42ZM93 196H94V195H93ZM147 196H146V197H147ZM168 196H169V195H168ZM249 196H248V199L251 198V197H249ZM13 197H14V195H13ZM44 197H45V196H44ZM78 197H79V196H78ZM78 197H77V199H78ZM94 197H95V196H94ZM98 197H99V196H98ZM128 197H129V196H128ZM140 197H141V198H140ZM143 197H144V196H139L140 199H143ZM146 197H144V199H143L144 201H145V199H147ZM215 197H214V198H215ZM219 197H220V196H219ZM241 197H242V196H241ZM1 198H2V197H1ZM37 198H38V197H37ZM47 198H48V197H47ZM55 198H57V196H55ZM55 198H54V199H55ZM59 198H57V201H59ZM62 198H60V201L58 202V203H61V201H63V202H62L63 204L61 203L62 206H63V205H66V204H67L66 202L69 203V201H71V200L69 199V197H68V199H69L68 201H64V199H62ZM75 198H76V197H75ZM89 198H90V197H89ZM105 198H106V199H105ZM119 198H120V199H119ZM165 198H166V196H165ZM173 198H174V197H173ZM181 198H182V197H181ZM181 198H180V199H181ZM192 198H193V196H192ZM5 199H6V198H5ZM26 199H27V200H26ZM35 199H36V198H35ZM41 199H42V198H41ZM45 199H46V198H45ZM50 199H51V198H50ZM77 199L74 200V198H73V200L76 201V204H75L74 202H73V203H74L75 205L78 206V205H80V204H77V203H80V202L83 201V200H81V197H80V199H78L79 201H78ZM90 199H91V198H90ZM98 199H99V198H98ZM125 199H123V200H125ZM162 199H163V198H162ZM169 199L171 200L172 198L169 197ZM194 199H195V198H193V200H194ZM210 199H211V198H210ZM253 199H254V198H251L252 201H255V200H253ZM8 200H9V199H8ZM8 200H7V201H8ZM13 200H14V199H13ZM38 200H39V199H38ZM38 200H36L35 202L37 203ZM65 200H67V199H65ZM73 200H72V201H73ZM80 200H81V201H80ZM91 200H92V199H91ZM100 200H101V199H100ZM108 200H109V199H108ZM123 200H122V201H123ZM126 200H127V199H126ZM150 200H151V199H150ZM170 200H169V201H170ZM175 200H176V201H175ZM246 200H247V199H246ZM0 201H1V200H0ZM5 201H6V200H5ZM41 201H42V203H43V200H41ZM57 201H56V205H57V206L59 205V206L61 207V204H58ZM85 201H86V200H85ZM85 201H84V202H85ZM110 201H111V200H109V202H110ZM112 201H114L113 203H116V202H117V201H115V199L112 200ZM112 201H111V202H112ZM122 201H120V202H122ZM144 201H143V202H144ZM151 201L153 202L154 199H152ZM223 201H224V202H223ZM241 201H242V199H241ZM244 201H245V197H244ZM19 202H20V200L18 201V203H19ZM28 202H26L25 205L27 206V204H29V206H28V207L30 208L29 211L35 213L36 210H33V209H35L34 207H36V208H38V207H37V206H34L33 209H32V207H31L32 204H30V203H28ZM39 202H40V200H39ZM84 202H82V203H84ZM87 202H89V199H88V201H86L85 204H86V205H87V204H88V205H91V206H90L91 208H92L93 205L96 204V203H95V204H90V203H87ZM90 202H92V201H90ZM95 202H96V201H95ZM97 202L99 203V200H98ZM106 202H107V204H108V201H107V200H106ZM111 202L108 204V206L111 205ZM120 202H118V203H120ZM125 202H126V201H124V204H125ZM139 202H141V200H139ZM161 202L163 203V201H161ZM179 202H180V201H179ZM188 202H191V204L189 203L190 206L188 205ZM239 202H240V201H238V203H239ZM261 202H262V203H261ZM5 203H7V202H5ZM14 203H15V201H14ZM21 203H22V202H21ZM40 203H41V202H40ZM52 203L55 204L54 201H52L51 204H52ZM65 203H66V204H65ZM101 203H102V202H101ZM104 203H105V202H104ZM118 203L115 204V205H116V208L119 206ZM122 203H123V202H122ZM122 203H120V204H122ZM141 203H142V202H141ZM165 203H166V202H165ZM221 203H222V204H221ZM240 203H241V202H240ZM7 204H10V202L7 203ZM38 204H39V203H38ZM44 204H45V203H43V205H44ZM107 204H105V205H107ZM124 204H123V205H124ZM146 204H147V202H146ZM166 204H167V203H166ZM169 204H167V205L169 206ZM177 204H178V203H177ZM183 204H185V203H183ZM183 204H182V205H183ZM0 205L2 206V204H0ZM4 205H5V204H4V200H3V207H6V206H4ZM11 205H12V204H11ZM13 205H14V204H13ZM22 205H23V204H22ZM25 205H24V208H26ZM34 205H35V204H34ZM46 205H48L49 207H51V205H49L48 203H47ZM56 205H55V206H56ZM72 205H73V204H72ZM75 205L73 206L74 208H76ZM83 205H84V204H83ZM83 205H82V206H83ZM88 205H87V207H86L85 205H84V206H85L86 208H88V207H89ZM101 205H102V204H101ZM112 205H114V204H112ZM138 205H140V204H138ZM147 205H148V204H147ZM147 205H144V207L141 208V209H144V210H142L143 212H142L141 209L139 208L138 211H139V212L141 211V212L143 213V214H141V212H140L141 215H146V214L148 213V212H147V213L145 212V214H144V211H149V210H147V209L145 210V206L147 207ZM192 205H193V206H192ZM7 206H8V205H7ZM18 206H19V204H18ZM38 206H39V205H38ZM44 206H45V205H44ZM53 206H54V205H53ZM53 206H52V207H53ZM67 206H68V205H67ZM98 206H99V205H96V206H95L96 208L93 206V208H95V210L98 209V212H99V209H100V208H103V207H100V206L98 207ZM196 206H198V205H196ZM3 207H1V209H2ZM8 207H9V206H8ZM14 207H15V206H14ZM40 207L42 208V205H40ZM46 207H47V206H46ZM52 207L49 208V209L45 208V210L49 211V210L52 209ZM70 207H71V206H70ZM119 207L121 208V206H119ZM119 207H118V208H119ZM140 207H141V206H140ZM21 208H22V206H21ZM21 208H20V209H21ZM63 208H65V206H64ZM68 208H69V207H68ZM71 208H72V207H71ZM74 208H73V209H74ZM82 208H83V207H82ZM91 208H88V209H86V210H90V213H91V211L93 210V209L91 210ZM116 208L114 209L115 211H117V209H118V208H117V209H116ZM162 208H163V207H162ZM164 208H163V209H164ZM175 208H177V209H175ZM191 208H192V209H191ZM17 209H18V208H17ZM20 209H19V210H20ZM26 209H27V208H26ZM39 209H40V208H39ZM53 209H54V208H53ZM58 209H59V208L57 207V210H58ZM153 209H154V210H153ZM165 209H164V210H165ZM178 209H179V210H178ZM190 209H191V210H190ZM2 210H4V213H5V209H2ZM8 210H9V209H8ZM31 210H32V211H31ZM59 210L62 211L61 208H60ZM59 210H58V211H59ZM71 210H72V209H71ZM75 210H78V207H77ZM80 210H81V208H80ZM84 210H85V209H84ZM86 210H85V211H86ZM104 210H105V209H104ZM114 210H113V211H114ZM23 211H24V209H23ZM37 211H38V210H37ZM43 211H44V207H43V209H42V213H43ZM60 211H59V212H60ZM65 211H66V212H65ZM81 211H82V210H81ZM100 211H101V209H100ZM105 211H107V210H105ZM115 211H114V212H115ZM155 211H156V212H155ZM162 211H163V210H162ZM175 211H176V213H175ZM187 211H188V212H187ZM190 211H191L192 213H189ZM194 211H195V212H194ZM27 212H28V209H27ZM38 212H39V211H38ZM45 212H46V211H45ZM50 212L52 213V211H49L48 213H46V215H49V217H52V215L50 214ZM56 212H57V211H56ZM56 212H55V213H56ZM59 212L57 213V216H59L60 214H63L64 217H65V216L67 215V213H68V209H67V208H66V210L63 209L62 213H60V214H59ZM86 212H87V211H86ZM110 212H112V211L110 210ZM177 212H178V213H177ZM183 212L192 215L193 218H195V219H191L192 216H187L188 214L186 215V214H184ZM196 212H197V214H196ZM2 213H3V212H2ZM12 213H14V212H12ZM21 213H22V211H20V214H21ZM55 213H54V215L56 216ZM69 213H70V212H69ZM69 213H68V214H69ZM73 213L76 214V216H78L77 212H74V210H73ZM87 213H89V212H87ZM182 213H183L184 215H183ZM24 214H25V216H23V218H24V217H27V216H26V214H27V213H26V210H25ZM40 214H41V213H40ZM71 214H72V213H71ZM172 214H173V215H172ZM176 214H177V215H176ZM179 214H182V216L179 217V216H178ZM194 214H196V215H200V216H196V215H194ZM205 214L212 215V216L209 217L208 215H205ZM14 215H15V214H14ZM22 215H23V213H22ZM22 215H21V216H22ZM31 215H32V213H31ZM42 215H43V214H42ZM46 215H45V216L43 215V219H44V217H47ZM50 215H51V216H50ZM63 215H60L61 218H60V217H57V216H56V217L59 218L60 221H65V220L69 221L70 218H69V219H65L64 217H63V219H65V220H62V216H63ZM72 215H73V214H72ZM88 215H89V214H88ZM92 215L94 216V213H93V212H92ZM157 215L160 216V219H159V217H157ZM164 215H165V214H164ZM175 215H176V216H175ZM185 215H186L187 218H188V217H191V218H188V219H187V218L185 217V218H186V219H185V218H184ZM29 216H30V214H29V212H28V217H29ZM76 216H75V217H76ZM89 216H90V215H89ZM95 216L98 217V218H97V217H96V218L94 217L95 219H99V220H100V216H101V214L96 213ZM172 216H173L174 218H173ZM195 216H196V217H195ZM3 217H4V216H3ZM7 217H8V216H7ZM10 217H12V216H10ZM16 217H17V216H16ZM28 217H27V219H28ZM30 217H32V216H30ZM30 217H29L28 220L31 219ZM38 217H39V216H38ZM38 217H37V218H38ZM56 217H55L56 220L53 219V221H56V223H57V218H56ZM75 217L73 216V219H74ZM80 217H81V216H80ZM80 217H78V218H80ZM87 217H88V216H87ZM170 217H171L172 219H171ZM177 217H178V218H177ZM181 217H182V219H181ZM197 217H200V218H197ZM18 218H19V217H18ZM40 218H41V217H40ZM40 218H39V219H40ZM53 218H54V217H53ZM66 218H68V217H66ZM83 218H85V217H83ZM94 218H93V219H94ZM140 218H141V216H140ZM142 218H143V217H142ZM142 218H141V219H142ZM202 218H203V219H202ZM12 219H13V218H12ZM14 219L16 220L15 217H14ZM21 219H22V217H21ZM39 219H37L38 221L36 220V222H39ZM43 219H42V221H43L45 224L47 223V222H45V220L49 222V220H48L49 218H48V219L45 218L44 220H43ZM71 219H72V217H71ZM71 219H70V221H71V224H72V225H71V224H69V225H71L72 227L75 228V225H74V224H76V223L74 222V220H75L76 218H75L74 220H71ZM87 219L89 220V217H88ZM87 219H86V220H87ZM93 219H90L89 221L91 222ZM158 219H159V222L157 223L156 221H158ZM165 219H166V220H165ZM169 219H168V220H169ZM175 219H177V221L174 222ZM179 219L184 220V221H181V220H179ZM209 219H208V220H209ZM2 220H3V219H2ZM2 220H1V221H2ZM8 220H9V219H8ZM15 220H13V221L16 223V222H17L18 220H20V219H18V220H16V221H15ZM40 220H41V219H40ZM80 220H82V218H81ZM80 220H79V221H80ZM84 220H85V219H84ZM86 220H85V221H86ZM99 220H96L97 222H96V221H92V222H93V224L95 225L96 223L98 224V222H100ZM152 220H153V221H152ZM161 220H162V221H161ZM178 220H179V221H178ZM206 220H205V221H206ZM208 220H207V222H208ZM1 221H0V222H1ZM3 221H4V220H3ZM3 221L1 222L2 224H1V223H0V224L4 226V224L6 225V223L3 222ZM6 221H7V220H6ZM10 221H11V220H10ZM10 221H9V222H10ZM13 221H12V223H13ZM32 221H33V220H31V222H32ZM42 221H41V222H42ZM50 221H51V218H50ZM70 221H69V222H70ZM72 221H73L74 223H72ZM77 221H78V220H77ZM89 221H88V222H89ZM102 221H103V220H102ZM144 221H145V222H144ZM160 221H161V222H160ZM211 221H212V222H211ZM7 222H8V221H7ZM31 222H30V223H31ZM36 222H34V224H37V225H35V228H36V226L39 225V223L41 224V222H39V223H36ZM43 222H42V223H43ZM80 222H81V221H80ZM92 222H91V224H92ZM105 222H106V221L104 220V223H105ZM162 222H165V223H163V224H164L165 226H167L166 228H165L164 225H163V227H162V225H161ZM166 222H167L169 225L166 224ZM173 222H174L175 224H173ZM189 222H188V225H189ZM12 223H10V224H12ZM15 223H13V224H15ZM18 223H20V222L18 221ZM18 223H17V224H18ZM49 223H50V222H49ZM56 223L54 224V222H52L51 224H53V225L55 226ZM64 223H66V222H64ZM78 223H79V222H78ZM82 223L85 224V222H83V220H82ZM101 223H103V222H101ZM101 223H100V224H101ZM139 223H140V222H139ZM139 223H138V224H139ZM142 223H141V226H142V225L144 226V224H142ZM156 223H157L158 225H156ZM180 223H181V224H180ZM8 224H9V223H8ZM17 224H16V225H17ZM58 224H59V222H58ZM84 224L81 225V226H83V228L86 229V227H84ZM93 224H92V225L89 224V226L92 227V226H94ZM97 224H96L94 227H97ZM107 224H108V222H107ZM159 224H160L161 226H160ZM42 225H43V224H42ZM46 225H47V224H46ZM46 225H44V227H45ZM65 225H66V224H65ZM86 225L88 226L87 223H86ZM86 225H85V226H86ZM104 225H105V224H103L102 226H104ZM111 225H112V224H111ZM111 225H110V226H111ZM191 225H192V224H191ZM198 225H200V224H198ZM10 226H11V225H10ZM10 226H9V227H10ZM33 226H34V225H33ZM50 226H51V227H54V226H52V225H49V229L51 228ZM62 226H63V225H62ZM62 226L60 227V225H59V226L57 225L58 228H59V227L62 228ZM77 226H79V228H81L80 225H77ZM106 226H107V225H106ZM106 226H105V227H106ZM108 226H109V224H108ZM139 226H140V225H139ZM171 226H173V227L171 228ZM177 226H178V228H177ZM186 226H187V225H186ZM194 226H195V225H194ZM194 226H191V227L194 228ZM201 226H200V228H201ZM5 227H6V226H5ZM5 227H4V228H5ZM13 227H16V226L13 225ZM47 227H48V226H47ZM47 227H46V230H47ZM63 227H65V226H63ZM94 227H93V229L96 230V228H94ZM98 227H100V225H98ZM158 227H159L160 229H158ZM168 227H169V228H168ZM187 227H188V226H187ZM1 228L3 229L2 226L0 227V230H2ZM58 228H57V230H55V229H56V226H55V229L53 228V230H54V231H58ZM66 228H67V227H66ZM68 228H69V226H68ZM87 228H88V227H87ZM103 228H104V227H103ZM109 228H110V227H109ZM109 228H107V229H109ZM122 228H124V227H122ZM136 228H137V227H136ZM161 228H164V229H165V230L163 229V231H166V230L169 231V233H170V230H169V229L171 228V233H170V235H172V237H174V238H171V236L168 237V236H167V233H162V232H161V231H162ZM200 228H199V230H200ZM202 228H201V229H202ZM5 229H6V228H5ZM9 229H10V228H9ZM11 229H12V228H11ZM38 229H42V228H38ZM43 229H45V228H43ZM49 229H48V230H49ZM62 229L64 230L65 228H62ZM62 229H61V230H62ZM71 229H72V228H70V231H71V233H73L72 231H74V230L77 229V228H75V229H73V230H71ZM89 229H90V227H89ZM89 229H88V230H89ZM91 229H92V228H91ZM98 229H99V228H98ZM107 229H106V230H107ZM111 229H112V228H111ZM6 230H7V229H6ZM35 230L37 231V228H36ZM46 230H45V232H46ZM50 230H51V229H50ZM61 230H60V232H61ZM80 230H81V229H80ZM88 230H87V231H88ZM124 230H125V229H123V231H124ZM156 230H157V231H156ZM188 230H189V231H188ZM188 230H183V231H185V232L187 231L186 233L188 234V236H187V234H185V232H183V233H184V236L186 235L187 238L190 237V232H191L190 229H188ZM199 230H198V231H199ZM27 231H28V230H27ZM36 231L34 232V228H33V231H32V232L30 231V232H31V233L34 232V234H35V233L37 234L38 232H36ZM40 231H41V230H40ZM81 231H82V230H81ZM83 231H84V230H83ZM112 231H113V230H112ZM158 231H159V233H157ZM167 231H166V232H167ZM193 231H194V230H193ZM65 232L68 233V231H65ZM92 232H93V231H92ZM94 232H95V231H94ZM103 232H104V231H103ZM103 232H100L99 235H103V234H102ZM108 232H110V234L112 235L111 231L108 230ZM138 232H139V231H138ZM172 232H175L174 235L172 234ZM179 232H178V233H179ZM188 232H189V233H188ZM199 232H200V231H199ZM1 233H3V232H1ZM1 233H0V234H1ZM31 233H29V234H31ZM43 233H44V232H43ZM49 233L52 234L51 232H49ZM55 233H57V232H55ZM69 233H70V232H69ZM84 233H85V232H83V234H84ZM106 233H107V232H106ZM106 233H105V234H106ZM118 233H119V232H118ZM156 233H157V235H156ZM160 233H161V234H160ZM178 233L176 234L177 236L179 235ZM192 233H193V232H192ZM196 233H197V231H196ZM203 233H204V234H203ZM3 234H7V233H5V231H4ZM39 234H40V232H39ZM62 234H64V236H65V233H64V232H63ZM79 234H80V235H83L82 233H79ZM79 234H78V237H79V238H78V237L75 238V237H76V236H75L76 234H75L73 239H76V240L78 239L76 243L79 242V244H80V243H82V241L84 242V240H86V239H84V237H85L84 235H83L84 237L82 236V237H83V239H82V238L80 237ZM87 234H88V232L86 233V235H87ZM105 234H104V235H105ZM108 234H109V233H108ZM108 234H107V237L110 235V234H109V235H108ZM164 234H165V235H164ZM180 234H181V236H183L182 233H180ZM25 235L29 236V235L26 233V231H25ZM41 235H42V238H43L44 235H43L42 233H41ZM41 235H39V236L35 235V236H36V239L34 238L35 236H33V235H32V236H33V238H34L35 241H36V240L38 239L37 237H40ZM52 235H53V234H52ZM67 235H69V234H67ZM92 235H93V234H92ZM94 235H95V234H94ZM94 235L92 236V238L94 237ZM97 235H98V234L95 235L96 238L98 237ZM111 235H110V236H111ZM168 235H169V234H168ZM192 235H193V234H192ZM200 235H201V233H200ZM200 235L198 234L197 236L200 237ZM87 236H88V235H87ZM137 236H138V234H137ZM157 236H158V237H157ZM160 236H161V237H160ZM163 236H167L166 238L164 237L166 240L163 239ZM181 236H180V238H181ZM0 237H1V235H0ZM7 237H8V236H7ZM29 237H30V236H29ZM45 237H47V236H45ZM50 237H51V236H50ZM60 237H61V236H60ZM60 237H59V239H60L61 241H59V243L62 242V240H63V239H61L63 236H62L61 238H60ZM65 237H66V236H65ZM71 237H73V235H72ZM123 237H124V236H123ZM123 237H121V238H122V241H123V240H124V241H127V240L123 239ZM143 237H144V239H143ZM191 237H192V236H191ZM191 237H190V238H191ZM193 237H194V236H193ZM208 237H209V236H208ZM9 238H10V237H9ZM24 238H25V240H26V236H25ZM30 238H32V237H30ZM51 238H52V237H51ZM55 238L57 239L58 236L55 237ZM80 238H81V239H80ZM85 238H87V237H85ZM94 238H95V237H94ZM108 238H109V237H108ZM160 238H162L164 241H161ZM182 238H183V240L185 239L184 237H182ZM187 238H186V239H187ZM205 238H206V236H205ZM39 239H40V241H42L41 238H39ZM39 239H38V240H39ZM44 239H45V238H43V240H44ZM47 239H48V237H47ZM59 239H58V240H59ZM69 239H70V238H69ZM90 239H91V237H90ZM105 239H106V238H105ZM110 239H111V237H110ZM112 239H113V237H112ZM126 239H127V237H126ZM136 239H137V238H136ZM157 239H158V240L160 239V240H159L160 242L157 241ZM178 239H179V238H178ZM186 239H185V240H186ZM0 240H1V238H0ZM5 240H6V239H5ZM23 240H24V239H23ZM32 240H33V239H32ZM32 240H31V244L33 245ZM45 240H46V239H45ZM51 240H53V239H51ZM76 240H75V241H76ZM79 240H81V241H79ZM87 240H88V239H87ZM92 240H93V239H92ZM129 240H130V239H129ZM181 240H182V239H181ZM40 241H39V242H40ZM46 241H48V240H46ZM49 241H50V240H49ZM65 241H66V240H65ZM68 241H69V240H68ZM131 241H132V239H131ZM176 241H177V240H176ZM6 242H7V240H6ZM9 242H10V241H9ZM26 242H27V240H26ZM39 242H38V245L41 246V245H40L41 243H39ZM44 242H45V241H44ZM57 242H58V241H57ZM90 242H91V241H90ZM94 242H95V241H94ZM101 242H102V241H101ZM101 242H100V245L102 246V245H103V242H102V243H101ZM106 242H107V241H106ZM108 242H109V241H108ZM111 242H112L111 244L109 243L110 245L113 244V241H111ZM115 242H116V241H115ZM179 242H180V241H179ZM182 242L185 243V241H181L180 243L182 244ZM192 242H193V241H192ZM11 243L13 244L14 242L11 241ZM24 243H25V242H24ZM35 243H37V242H35ZM35 243H34V244H35ZM45 243H46V245H47V242H45ZM45 243H44V244H45ZM59 243H58V244H59ZM65 243H66V242H65ZM69 243H70V242H69ZM71 243H72V245H71V248H70V249H72V250H73L74 246H75V248H77V249H78V247H80V245L78 246V244L76 245L75 243L73 244V242H71ZM141 243H143V242H141ZM141 243H140V244H141ZM150 243H151V246L149 245ZM159 243H160V244H159ZM166 243H165V244H166ZM4 244H5V243H4ZM8 244H9V243H8ZM15 244H16V243H15ZM27 244H28V243H27ZM42 244H43V241H42ZM52 244H54V246H56L55 244H57V243H51V246H52ZM60 244H62V243H60ZM67 244H68V243H67ZM87 244H88V241H87ZM87 244H86V245H87ZM97 244H99V240H98ZM109 244H108V245H109ZM190 244H193V243H190ZM196 244H197V243H196ZM0 245H1V244H0ZM17 245H19V244H17ZM28 245H29V244H28ZM28 245H27L26 247H28ZM32 245H31L30 247H32ZM36 245H37V244H36ZM104 245H105V243H104ZM110 245H109V246H110ZM131 245H132V244H131ZM131 245H129V246H131ZM156 245H157V247H156ZM158 245H159L160 247H159ZM179 245H180V244H179ZM7 246H8V245H6V247H7ZM9 246H10V245H9ZM24 246H25V245H24ZM34 246H35V245H34ZM34 246H33V247H34ZM42 246H43V245H42ZM48 246H50V243L48 244ZM51 246H50V248L53 247V246H52V247H51ZM60 246H61V245H60ZM124 246H125V245H123V247H124ZM149 246H150V247H149ZM153 246H155V247H153ZM193 246H194V245H193ZM193 246H191V247H193ZM195 246H196V245H195ZM3 247H4V246H3ZM22 247H23V246H22ZM69 247H70V245H69ZM95 247H99V246H95ZM111 247H113V246H111ZM123 247H122V248H123ZM148 247H149V248H148ZM18 248H19V247H18ZM54 248H55V247H54ZM101 248H102V247H101ZM101 248H100V250L103 251V249H101ZM103 248H104V246H103ZM109 248H110V247H109ZM109 248H108V249H109ZM150 248H151L152 250H151ZM153 248H154V249H153ZM1 249H2V248H1ZM1 249H0V251H2ZM7 249H9V247H7ZM10 249H13V252H14V255H15L16 253H15V251H14V247H12V248H10ZM15 249H16V248H15ZM44 249H45V247H44ZM46 249H47V248H46ZM55 249H56V248H55ZM60 249H61V247H60ZM64 249H65V248H64ZM80 249H81V247H80ZM106 249H107V248H106ZM149 249H150V251H149ZM155 249H156V250H155ZM3 250H5V248H4ZM16 250H17V249H16ZM23 250L25 251V248H24ZM26 250H27V249H26ZM28 250H30V249L28 248ZM28 250H27V251H28ZM50 250H51V249H50ZM61 250H62V249H61ZM65 250H66V249H65ZM87 250H88V249H87ZM87 250L85 249V251H87ZM17 251H18V250H17ZM36 251H37V250H36ZM44 251H45V253H46V252L49 253V249L44 250ZM53 251H54V250H53ZM58 251H59V250H58ZM75 251H76V249H75ZM77 251H78V250H77ZM109 251H111V250L109 249ZM112 251H115V250L112 249ZM144 251H145V252H144ZM163 251H164V250H163ZM190 251H191V248H190ZM2 252H4V251H2ZM9 252H10V251H9ZM33 252H34V251H33ZM60 252H61V251H59V253H60ZM63 252H64V251H63ZM78 252H79V251H78ZM103 252H108V250H105V249H104ZM157 252H158V251H157ZM159 252H160V251H159ZM170 252H171V250H170ZM17 253H18V252H17ZM25 253L27 254V252H25ZM25 253H24V254H25ZM28 253H29V252H28ZM36 253H37V252H36ZM59 253H58V256H59ZM66 253H67V252H66ZM75 253H76V252H75ZM115 253L118 254V253H119V250H118V252L116 251ZM161 253H163V252H161ZM9 254H10V253H9ZM34 254H35V253H34ZM41 254H42V253H41ZM62 254H63V253H62ZM68 254H69V253H68ZM70 254H71V252H70ZM111 254H112V253H111ZM111 254H110V255H111ZM121 254H122V253H121ZM143 254H144V256H143ZM0 255H1V254H0ZM6 255H7V254H6ZM14 255L12 254V256H13L12 258H14ZM32 255H33V254H32ZM110 255H109V257H110ZM119 255H120V253H119ZM147 255L145 256L146 258H142V257H141V259H152V260H153V257H154V256H152V258H151V257H149V256H147ZM152 255H153V254H152ZM169 255H170V254H169ZM185 255H186V254H185ZM3 256H4V254H3ZM16 256L18 257V254L15 255V257H16ZM25 256H26V255H25ZM35 256H36V255H35ZM38 256H39V255H38ZM42 256H43V255H42ZM42 256H41V257H42ZM67 256H68V255H67ZM67 256H65V257H67ZM79 256H80V254H79ZM79 256H78V257H79ZM84 256H86V254H85ZM106 256H107V257H105V256H104V257L102 256V257L108 259V254H106ZM122 256H123V254H122ZM161 256H162V254H161ZM4 257H5V256H4ZM4 257H2L1 260H2ZM55 257H56V255L54 256V254H53V258H54V259H53L51 256H50L49 258H51L52 260H55ZM59 257H60V256H59ZM61 257H63V256H61ZM71 257H72V256H71ZM112 257H115L114 254H113ZM112 257H111V258H112ZM148 257H149V258H148ZM5 258H7V257H5ZM23 258H24V257H23ZM84 258H86V257H84ZM103 258H102V259H103ZM117 258H118V257H117ZM119 258H121V256H120ZM162 258H164V256H162ZM39 259H40V258H39ZM51 259H50V260H51ZM106 259H104V260H105V261H104V264H105V262H106ZM109 259H110V258H109ZM109 259H108L107 262H109ZM123 259H124V258H123ZM154 259H155V258H154ZM165 259H166V258H165ZM13 260H14V259H13ZM15 260H16V258H15ZM19 260L21 261V259H19ZM45 260H46V259H45ZM66 260H67V259H66ZM81 260H82V259H81ZM115 260H116V258H115ZM115 260H114V261H115ZM156 260H157V259H156ZM159 260H160V259H159ZM3 261H4V259H3ZM5 261H7V260H5ZM10 261H11V260H10ZM20 261H19L18 264H20V263L22 262V261H21V262H20ZM27 261H28V260H27ZM31 261H32V260H31ZM40 261H43V260L41 259ZM47 261H49V260H47ZM55 261H56V260H55ZM63 261H64V264H67V263L65 262L64 258H63ZM63 261H62V263H63ZM114 261H113V262H114ZM118 261L120 262V259H119ZM118 261H117V262H118ZM121 261H122V260H121ZM148 261H149V260H148ZM180 261H181V260H180ZM7 262H8V261H7ZM11 262H12V261H11ZM13 262H14L13 264H15V261H13ZM16 262H17V261H16ZM75 262H77V261H75ZM107 262H106V264H108ZM119 262H118V263H119ZM146 262H147V260H146ZM154 262H155V261H154ZM154 262L151 261V264H155ZM160 262H161V261H160ZM37 263H38V261H37ZM41 263H42V262H41ZM43 263H44V261H43ZM52 263H53V262H52ZM54 263H55V262H54ZM109 263H112V262H109ZM118 263H117V264H118ZM141 263H142V262H141ZM149 263H150V261H149ZM149 263H147V264H149ZM173 263H174V262H173ZM177 263H178V262H177ZM177 263H176V264H177ZM5 264H6V262H5ZM10 264H11V263H10ZM16 264H17V263H16ZM22 264H23V263H22ZM35 264H36V262H35ZM44 264H48V262H47V263H44ZM77 264H78V263H77ZM121 264H122V263H121ZM145 264H146V263H145Z\"/></svg>", "mask_w": 264, "mask_h": 264}]
</instances>
